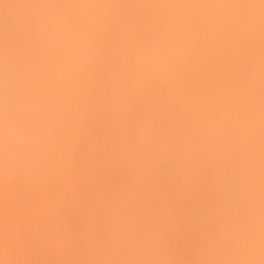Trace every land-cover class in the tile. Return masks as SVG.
Wrapping results in <instances>:
<instances>
[{"label": "rangeland", "instance_id": "obj_1", "mask_svg": "<svg viewBox=\"0 0 264 264\" xmlns=\"http://www.w3.org/2000/svg\"><path fill=\"white\" fill-rule=\"evenodd\" d=\"M4 1V2H3ZM7 1V2H6ZM12 4H14L13 6H15L14 8H13V6L11 5V3H9L8 2V0H0V2L2 3H0L1 5H0V11H2V14H4V15H1V12H0V42L3 44L4 42H6V43H4L5 45H6V48H4L5 47V45L3 44H1L0 46L1 47H3L4 49H6L5 51H4V49L3 48H1L0 47V54H4L2 57V59H4V57L7 55V57H6V59H4L5 61H3L2 59H0V68H1V71H0V81H1V79H4L6 76H9L8 74H6V76L4 75L5 74V69L6 68H4V66H6L7 64H9L10 66L12 65V66H14V65H16V63H17V65L19 66H15V68L14 69H16V72H14V69H12L13 70V76H14V80L16 81H14L15 83H13V85L12 84H10V85H12L11 86V88H10V90L11 91H9L7 94H5L6 96H4L3 97V99L2 98H0V104H1V106H0V115H1V118L2 119H4V117H2L3 115L5 116V115H7V117H5L6 119H4L5 120V122L3 121V120H1L0 121V126H2V127H0V133H1V138H0V142H2V143H0V152L2 153V154H4V155H2L1 153H0V164H1V162H3L2 164L4 165V163H5V166L4 167H2V166H0V171H1V169H2V171H1V173H2V176L0 175V177H1V182H0V185H2V187L0 186V189L1 190H3V191H1L0 190V202H3V201H1V197H3V195H4V198L6 197L7 198V200H8V197H9V194L11 195L10 197L11 198H13V197H15V199L16 200H14V198H13V201H10L11 199H9L8 201H9V203H8V206H7V204H5L7 201L5 200V199H2V200H4L5 202L4 203H2V205L4 204V206L2 207V206H0V208L1 209H3V212H0L1 214V216H0V264H35V261H34V258H38V259H35V260H37V262H38V260H40V257H41V260L40 261H45V260H47V261H45L47 264H53L54 262H56L55 260H57L58 261V263L57 264H62L63 263V261H65L64 263L65 264H70V263H72V259L74 258L73 256L76 254L75 253V251H74V249H73V240H74V243H75V234H78L79 232H84V230L86 231V233L84 234V239H82V241H84V244L86 243V241H87V243L85 244L86 246H85V248L86 247H90V249H93V250H95L96 249V252H97V250H98V253H99V255H101L102 257L103 256H107L106 257V260H107V262H109L108 264H111L112 262V264H114V263H116V264H121V262H122V260H121V258H123V256L124 255H122V257L120 258V256L118 255V254H114V252L112 251V253H111V251L108 249L107 250V248L105 249L104 248V246L106 245V247H107V245L108 244H106V243H110V245H112L113 243H115V240H117L118 238H120V237H118L117 238V236H123V234H121L119 231H120V229H119V227H115L114 226V224H113V226L115 227V229H113V226L111 227V226H109L108 224H106L105 225V223L104 222H102L101 224H100V222H101V220L99 219V217L98 216H96L95 217V215H97L95 212H93L92 210H90L89 209V204H90V201H89V194H90V192H91V194L93 195V193L92 192H96V191H98L99 190V188L96 190V188H97V181L95 180V179H93L94 177L89 173V171H88V168H86V165H87V163H88V161H89V158L91 159V158H93V161H95L96 159H98V157L100 156V155H102L103 153H108V154H111V156L114 154V155H116V157L113 155L112 157V160L114 159V157H115V160H116V162H115V164H117L116 166H118V164L120 163V165H123V167L122 168H124L125 167V169L126 170H128V172L130 171V169L129 168H131L132 167V170H131V172L133 171V167L134 166H136V164H137V161H138V168L137 167H134V171H135V173H131L130 172V176H132V174H135L134 175V177H130V179H131V182H130V185H132V186H134L133 188L130 186V185H128V188L126 189L127 190V192H128V196L127 197H129V200L128 201H131L129 204H131V208H133L134 207V205H135V210H134V208L133 209H131V208H129V212L127 213V211H126V213L130 216V217H127V215H125L126 213L125 212H122L124 215H125V220H127V219H129V220H127L126 222L128 223V221H130L131 219H133V220H131V222L133 221V223L131 224V227H133L132 225H134V227H133V229L135 228V229H137V228H139L137 231H138V233H136V235L137 234H139V231H141L142 229H143V227H148L151 223H154V222H152L153 220H156V218H157V224H159L158 222H160V225L159 226H165V224H164V222H168V224L170 223V228L169 227H167L166 226V228H167V230L169 229V232H170V234H172V236H171V238L173 237L174 239V241H173V243H174V250L175 251H185V249H184V247H185V243H186V241H187V234H186V232H188V229H189V225L192 223V219H194L195 217L194 216H197V218H199V219H197V218H195L193 221L195 222H199V224H200V226H198L199 224L197 223V226L199 227V229L201 228V230L202 229H204L206 232H208L209 230V228L212 226V224H213V219H215L214 220V222L217 220V221H219V219H221V220H225V219H227V217H226V215L229 217L230 215L233 217V214H236V215H234V216H237V214H240L239 215V217L240 216H243L242 215V212L240 213V210L238 209V208H236V207H238L237 205V203H236V201L238 200V199H240V198H235V197H237V196H234L233 198L234 199H232V198H230V195H228L227 194V192H228V190H229V188H230V185L228 184V187H227V183H225L226 184V186H224L225 184L223 183V182H221V181H218V182H216V184L214 185H212V183H207L206 185H205V183H206V181L208 182V179H206L205 181H204V179L206 178H204V179H202V177H201V175H199L200 177H199V180H196V178L198 177L197 176V172H195V170L196 169H199L200 167L201 168H203L204 167V163H206L207 162V160L208 159H202L203 161H205V162H202V161H200V160H198V162L196 161V160H194L193 158H192V161L194 160V161H196L195 163L194 162H188L187 161V164L189 163V167H188V165L187 164H184V165H182V169H183V171H185L186 170V172H184V174H183V171L181 170V168H179V170L176 168V167H174V165L172 166V161H171V157L169 158V155H168V153H166V150H167V148L166 147H168V146H171V143L173 142V138H174V136L176 135L177 136V134H178V132L177 131H179V128H178V130L177 131H175L174 133H176L177 132V134H174V135H172V130L171 131H169V130H167V129H170V128H167L166 130L168 131L167 133L165 132L166 130H165V128L164 127H166V122H168L167 120H168V118L167 119H165V117L167 116V113H166V115L164 116L163 114L165 113V111L166 110H168V108H169V110H171L170 108V105L167 103V105H163L165 102H163L162 100H160L161 98L159 97V96H161V94H160V92L159 91H161L160 90V88H161V86L160 85H162V84H159V81L157 82L156 81V79L158 80V78H160L161 77V75H163L164 73H162L161 75L160 74H157V75H159L160 77H157L156 79H155V77H156V75H155V73H157V72H155L156 70H155V68H158V67H155V68H153V66L152 65H149V63L147 62V61H145V60H143V59H141V62L140 61H137V62H135L136 60H138L137 59V54H139V53H141V52H143L142 51V48L144 49V52H149V51H146V47L148 48L147 50H151L152 49V51H156V53H161L160 55H162V57H163V59H165V60H162L164 63H166V64H169V65H173V71H172V74H173V78H178V79H176V80H179V81H181V86L180 87H177V88H179V89H177L176 88V91H173L172 92V90H171V93L170 94H172V97L174 96V97H177L178 96V93H180V94H185L186 92H187V90H188V92H190L189 90V88H191V86H192V88H191V91L194 89V86L196 87V89L198 88V86H199V84L201 83V84H203L202 82H199L200 81V78H201V80H205V82H207L208 80H209V82H208V84L209 83H211V84H215V86H217L216 84H217V82H220V81H222V79H223V81H225V80H227V79H229V80H227L226 81V83H227V85L229 84V82H230V80L232 81V83H234V84H232L231 82V84H229V86L231 85V86H233V85H235V87H237V86H240V87H247L249 84V86L247 87V89H250V86L252 85V83L254 84V87L257 85L256 83H260V82H258L259 81V75L261 74V73H259L258 74V72L257 71H253V69H252V67H251V65L253 66V68H254V70L256 69H258L259 67H260V65L262 66V68L260 67V69L258 70L259 72H260V70L261 69H263V64H259L262 60L264 61V58H263V56L264 55H262V56H260V51L258 52V49H259V47L258 46H261V45H263V44H261V42H260V40H259V37L261 38V36L262 37H264V28L263 27H258V29H251V30H249L250 32H248V31H246V32H244L241 36L242 37H240L239 39H238V41L237 40H234V38H232L231 36H233V32H231L230 31V28H227L226 26H227V23H229L228 24V26L230 25L231 26V22H232V18H234L232 15H236V14H238V12L236 13L235 11H238L239 10V8H238V6H237V8H236V6H228L229 8H227V6H226V8L223 6V7H221V5H220V3L217 1V0H214L216 3H214L212 0H184V2L187 4L186 6H185V3L184 2H181L182 0H164L163 2H161V5H160V1H162V0H159L158 1V5H157V0H151V4L154 2V5H155V7L157 6V7H159V6H161V7H163L164 8V6L163 5H165L166 6V4L168 3V5L167 6H172L173 4L175 5V4H177V2H178V4H179V9H177L178 11H180V8H182L181 10L182 11H180V12H178V13H180L182 16L183 15H187L186 17L188 18L187 19V21H189L188 23L186 22V25L188 26V29H187V26H185L186 28H185V30L183 31V30H179V29H177V31H175V33L173 32H169L170 31V29H167L166 31H164V33H166V34H164L163 33V39L162 40H155V41H152L151 39H153V37H152V33H149L148 32V34H147V32L146 31H148L149 30V27H145V31H143V29H140L139 28V33H137L138 31V29H136V30H133L132 28V30L130 29L129 30V28L131 27V25L129 24L130 22H128L129 21V19H132V17H131V15H132V12L130 11L133 7L135 8V10H138L137 8H139V9H141L140 7L141 6H145L147 3V1L146 0H120V2H119V0H80V1H78V0H57V1H59V2H56V0H31L30 1V3H29V0H9ZM17 1V2H16ZM20 1V2H19ZM34 1L35 2H38V4L36 5V3H34ZM40 1H41V3H40ZM104 1V2H103ZM109 1L111 2V5H109L110 3H109ZM122 1V2H121ZM130 1H133V2H130ZM140 1H146V2H144V3H146V4H142L143 2H141V4H140ZM153 1V2H152ZM166 1V2H165ZM194 2L193 3V5H192V2ZM209 1L211 2V4L209 3ZM220 1V0H219ZM14 2V3H13ZM15 2H16V4H15ZM32 2H33V4H32ZM52 2V3H51ZM75 2V3H74ZM81 2V3H80ZM86 2V3H85ZM88 2H89V5H88ZM91 2V3H90ZM108 2V4H106ZM129 2V3H128ZM138 2V3H137ZM174 2V3H173ZM189 2L191 3V4H189ZM209 3V6L207 5V3ZM7 3V5H5ZM19 3V4H18ZM21 3V4H20ZM47 3V4H46ZM58 3V4H57ZM62 3V4H61ZM84 3V4H83ZM122 3V5H120V4ZM125 3H126V5H125ZM132 3V4H131ZM163 3V4H162ZM172 3V4H171ZM200 3H201V5H200ZM206 4V6L209 8H207L206 6L204 7L203 6V4ZM4 4V5H3ZM19 6H18V5ZM30 4V6H28ZM32 4V5H31ZM46 4V5H45ZM61 4V5H60ZM79 6H78V5ZM90 4H92V6H90ZM114 4V5H113ZM148 4L150 5V2L148 1ZM183 4V5H182ZM204 4V5H205ZM213 4H216V5H214L213 6ZM9 5H11V6H9ZM23 5V6H22ZM41 5V6H40ZM55 5H56V8L54 9V7H55ZM66 7H65V6ZM134 5V6H133ZM137 7H136V6ZM140 7H139V6ZM173 5V6H174ZM195 5H197V6H195ZM223 5H225V4H223ZM16 6L18 7L17 9H15L16 8ZM21 6V7H20ZM31 6H35V7H31ZM37 6V7H36ZM54 6V7H53ZM60 6V7H59ZM63 6V7H62ZM81 6V7H80ZM107 6V7H106ZM108 6H110V7H108ZM118 6V7H117ZM120 6H121V8H120ZM131 6V7H130ZM151 6H153V4L151 5ZM169 6V8L171 9V10H173L172 9V7H170ZM176 6V5H175ZM176 6V7H177ZM200 6V7H199ZM202 6V7H201ZM219 6L221 7V9L219 8ZM2 7H4V8H2ZM6 7H11L12 9V11H11V13L9 12L8 14H6V13H3V12H7V9L9 10V8H7L6 9ZM28 7L30 8V9H28ZM43 9L44 7V12H43V10L41 9V8ZM47 7H49V8H47ZM59 7V8H58ZM89 7V8H88ZM93 7V8H92ZM99 7V8H98ZM114 7H117V8H115L114 9ZM123 7V8H122ZM177 7V8H178ZM187 7V8H186ZM192 7V8H191ZM213 7V8H212ZM20 8V9H19ZM31 8H33V10L31 9ZM39 8H40V10H39ZM52 8V9H51ZM106 8V9H105ZM187 10H186V9ZM188 8L190 9H192V11H191V9L190 10H188ZM193 8H198L199 10H194ZM202 8H204V9H202ZM211 8H212V11L213 12H215L214 14L216 15H218V16H214V14H212L211 15ZM215 8H217L216 10H215ZM233 10H232V9ZM4 9V10H3ZM5 9H6V11H5ZM14 9V10H13ZM23 9V10H22ZM29 10V12H27L28 10ZM46 9H47V12H45L46 11ZM49 9H51L52 10V12H53V14L50 12L51 10H49ZM54 9V10H53ZM66 9V10H65ZM72 9V10H71ZM85 9V10H84ZM96 10V12H95V10ZM99 9H100V11H99ZM105 9V10H104ZM120 9V10H119ZM123 9V10H122ZM165 9V8H164ZM164 9H158L157 8V10H155V9H152L151 8V10H147V12H143V13H145V15H144V17H145V19H147L148 21H149V24H150V22L154 19L155 20V18H157V19H159L160 21H162V20H164V18L165 19H168V20H166V21H171V20H173V22L174 21H176L175 19H172V18H176L177 19V15H175L174 14V16H169V15H167L168 14V9L166 10V12L167 13H165V11H164ZM220 9V11H218V13H216L217 12V10H219ZM234 9H236V10H234ZM16 10L18 11L19 10V13H21V14H19V16H21V17H24V18H26V19H24V18H20V17H18V12L16 13ZM30 10H32V11H30ZM39 10V11H38ZM49 10V11H48ZM56 10V11H55ZM58 10H60V12L58 11ZM62 10H64V12H65V14H64V12L62 11ZM94 10V11H93ZM98 10V11H97ZM106 10H111V12H109L110 13V16L111 17H113L112 15H114V18H116L117 20L119 19H121V21L123 20V22L125 21V19L127 20L128 19V17L127 16H129L130 18L126 21V22H124L123 23V29H121L120 28V26L122 25V22H119V20L118 21H115L116 19H114L113 18V20L114 21H112V18L109 20L108 18L110 17L108 14H106V13H108V12H105ZM113 10H114V13H113ZM152 10H155V11H153L156 15H158V17L157 16H154V14L152 13ZM158 10H160V13L161 14H158L159 13V11ZM176 10V9H175ZM176 10V11H177ZM183 10H185V12L183 11ZM195 11V13H196V15L199 13V12H197V11H200V13L196 16L195 14L194 15H192L193 13H194V11ZM203 10V11H202ZM204 10H206V11H204ZM224 12H223V11ZM225 10L226 11H228V13L227 12H225ZM231 10V11H230ZM15 11V14H17V16L16 15H13V16H11L12 14H13V12ZM22 11H25V12H22ZM55 11V12H54ZM80 11V12H79ZM102 11V12H101ZM104 11V12H103ZM130 11V13L129 14H131V15H128V12ZM142 11V10H141ZM188 11H190V12H188ZM208 11H210V12H208ZM29 13V14H27V13ZM31 12H33L34 14V16L33 15H31L32 13ZM58 12V13H57ZM90 12V13H89ZM157 12V13H156ZM173 12V11H172ZM187 12V14H185ZM230 12V13H229ZM232 12H235V13H233L232 14ZM23 13H26V14H23ZM37 13V14H36ZM56 13V14H55ZM101 13H103V14H101ZM111 13H113V14H111ZM118 13V14H117ZM148 13V14H147ZM150 13V14H149ZM163 13V14H162ZM188 13L191 15V17L188 15ZM5 14H6V16H5ZM10 14V15H9ZM38 14H40V15H38ZM43 14H45V15H43ZM52 14V15H51ZM58 14V15H57ZM59 14H61V15H59ZM70 14V15H69ZM84 14V15H83ZM90 14V15H89ZM99 14H101V15H99ZM125 14V15H124ZM126 14H127V16H126ZM153 14V15H152ZM167 16H166V15ZM206 14V15H205ZM221 14V15H220ZM226 14V15H225ZM228 14H231V16L230 15H228ZM25 15V16H24ZM31 15V16H30ZM55 17H54V16ZM65 15V16H64ZM92 15V16H91ZM94 15H96V17H100V20L98 19V20H95L96 18H95V16ZM109 16L108 18H107V16ZM122 15H124V16H122ZM143 15V14H142ZM161 17H160V16ZM165 15V16H164ZM5 16V17H4ZM9 16H11V18H13L14 20L15 19H20V21L19 20H17L18 21V23L16 22V24H18V27H17V25H15V23L13 22L14 20H10L11 18L9 17ZM37 16H40L39 18H33V17H37ZM58 17V19H60V17H61V19H60V21H58V19H55V18H57ZM70 16V17H69ZM90 18H89V17ZM119 16V17H118ZM121 16V17H120ZM153 16V17H152ZM164 16V17H163ZM176 16V17H175ZM182 16H179V17H182ZM211 16H213L214 18H209V17H211ZM223 18H222V17ZM225 16V17H224ZM228 16H229V18L230 17H232V18H230V22H229V18H228ZM6 17H9V19L7 20V18ZM15 17H17V18H15ZM30 17V18H29ZM43 17H45V18H43ZM68 17V18H67ZM72 17V18H71ZM86 17V18H85ZM98 17V18H99ZM107 19H106V18ZM118 17V18H117ZM151 17H152V19H151ZM168 17V18H167ZM192 17L193 18H195V19H192ZM197 17H199V18H197ZM4 18H6V19H4ZM63 18H64V20H63ZM77 18V19H76ZM91 18H93V19H91ZM102 18V19H101ZM104 18V19H103ZM150 18V19H149ZM161 18H163L162 20H161ZM203 18H206L207 20H203ZM218 18H220V19H218ZM226 18H228L227 19V23H226ZM21 19H23V21H24V23L22 24V23H19V22H23ZM27 19H28V21L30 20V21H32V22H34V20L36 21L35 23H33V25L35 24L37 27H33V25H32V23H28L27 22ZM34 19V20H33ZM39 19V20H38ZM72 19V20H71ZM79 19V20H78ZM197 19V20H196ZM213 19V20H212ZM38 20V21H37ZM57 20V21H56ZM63 20V22H64V24H63V22L62 23H59V22H61ZM68 20V21H67ZM81 20V21H80ZM90 20V21H89ZM105 22H107V21H109V23L111 24V27H110V25H109V23L107 22V26H106V22H105V24L103 23V21ZM179 20V19H178ZM190 20H193V21H190ZM201 22H200V21ZM218 20V21H217ZM220 20H223L222 22H219ZM9 21H11V22H9ZM16 21V20H15ZM71 21V22H70ZM85 21V23L83 24V22ZM87 21H88V23H87ZM95 21H96V23H95ZM97 21H99V23L97 22ZM130 21H132V20H130ZM204 21H205V23H204ZM214 21V22H213ZM8 22V23H7ZM13 22V23H12ZM39 22V23H38ZM41 22L43 23V24H45V25H43V27H42V25H41ZM44 22H46V23H44ZM56 22H57V24H56ZM71 24H70V23ZM116 22V23H115ZM118 22L120 23V24H118ZM127 22H128V24H129V28H128V24H127ZM172 22V21H171ZM203 22V23H202ZM211 23V26L210 25H208V23ZM219 22V23H218ZM224 22V25L223 24H221V23H223ZM234 22V21H233ZM11 23H12V25H11ZM156 23H158V22H156ZM194 23V24H193ZM197 23V24H196ZM200 25H199V24ZM209 23V24H210ZM9 24V25H8ZM24 24H26V25H24ZM30 25L31 27H28V25ZM65 24H67L66 26H65ZM70 26H69V25ZM81 24V25H80ZM85 24H86V26H85ZM103 24V25H102ZM117 26V27H119V28H116L115 27V25ZM118 24V25H117ZM132 24V23H131ZM192 24V25H191ZM209 26V27H205V26H207V25ZM214 24H216V26L214 25ZM221 24V27L219 26ZM226 24V25H225ZM3 25V26H2ZM41 25V26H40ZM51 25H53V26H55L54 28H53V26H51ZM58 25V26H57ZM73 25H74V27H73ZM78 27H76V26ZM84 25V26H83ZM100 25V26H99ZM101 25H102V27H101ZM120 25V26H119ZM190 25V26H189ZM196 25H198V26H196ZM215 26L214 27V29H213V27L212 26ZM8 26V27H7ZM21 26V27H20ZM26 26H27V28L28 29H30L31 31L33 30V32L31 33V31H29L27 28H26ZM47 26V27H46ZM49 26H51V27H49ZM61 26V27H60ZM64 26V27H63ZM68 26L71 28H68ZM107 27V29H106V27ZM125 26H126V28H125ZM132 26H134L133 24H132ZM195 26V27H194ZM220 27L221 28V30H220V28H217V27ZM223 26V27H222ZM224 26H225V28H226V30H225V28H224ZM4 27V28H3ZM10 27V28H9ZM15 27V28H14ZM40 27H41V29H40ZM58 29H57V28ZM63 27V28H62ZM81 27V28H80ZM88 27V28H87ZM91 27V28H90ZM198 27V28H197ZM5 28H6V30H5ZM18 28H20V29H18ZM33 28V29H32ZM43 28H44V30H43ZM51 28V29H50ZM76 28V29H75ZM96 28V29H95ZM102 28V29H101ZM116 28V29H115ZM128 28V29H127ZM146 28H148V30H146ZM179 28V27H178ZM189 28L191 29V31L193 30L194 32H191L190 30H189ZM205 28V29H204ZM209 28H210V30H211V32L209 31ZM212 28V29H211ZM215 28H216V30H215ZM14 29V30H13ZM16 29V30H15ZM24 29V30H23ZM28 31H27V30ZM49 29L51 30V33H50V31H49ZM54 31H56V32H54ZM63 31H61V30ZM69 29V30H68ZM73 29V30H72ZM81 29H82V31H81ZM110 29V30H109ZM175 29V30H176ZM187 29V30H186ZM194 29H196L197 30V32H196V30H194ZM203 29V33H205V34H202L201 32H200V30H202ZM227 29H228V31H227ZM231 29H232V26H231ZM10 30H12V31H10ZM20 30V31H19ZM40 30V31H39ZM41 30H43V31H41ZM59 30L62 32V34H61V32H59ZM64 30H65V33L67 34L66 36H65V34L63 35V33H64ZM67 30L69 31V32H67ZM85 30V31H84ZM86 30H89V31H86ZM115 30H116V32H115ZM120 30H121V32H120ZM141 30L143 31V33L141 32ZM164 30H165V27H164ZM182 33V35H181V37H179L180 35H179V31ZM208 30V32H206ZM215 32H214V31ZM3 31H4V33H3ZM8 31H10V32H8ZM13 31H15V32H13ZM26 31V32H25ZM36 31V32H35ZM46 31L48 32V33H46ZM79 31V32H78ZM93 31V32H92ZM97 33H96V32ZM106 31V33H107V35H105V32ZM114 33H112V32ZM126 31H128V33L126 32ZM137 31V32H136ZM186 31V32H185ZM188 31H190V32H188ZM218 31V32H217ZM224 31V32H223ZM230 31V32H229ZM233 31V30H232ZM256 31H259L258 33H257V35H255L256 33ZM6 32V33H5ZM13 32V33H12ZM28 32H29V34L31 35V36H29V34H28ZM75 32H76V34H75ZM82 32H83V34H82ZM100 32V33H99ZM101 32H103L102 34H101ZM111 33L112 35H114V36H112L111 34H108V33ZM119 32L121 33V34H119ZM125 32V33H124ZM130 32H132V34L130 35ZM142 33V35H141V33ZM171 34V36L169 35L168 36V34L169 33ZM176 32H178V34L176 35ZM188 35H190V37L192 38V34H193V38L192 39H188V38H190L189 37V35L188 36H186V37H188L187 39L188 40H185L186 39V37L185 36H183V35H186L185 33ZM210 32V33H209ZM222 32V33H221ZM248 32V33H247ZM7 33H8V35H7ZM9 33H10V35H9ZM39 33H40V36L42 35H45V37L43 36V38H41L40 36H38L39 35ZM44 33V34H43ZM54 34V36H55V38H54V36H53V34ZM92 33V34H91ZM94 33V34H93ZM96 33V34H95ZM99 33V34H98ZM117 33V35L119 36H116L115 34ZM147 34V37H146V34ZM180 33V34H181ZM198 34V35H196V34ZM200 33V34H199ZM206 33L208 34V35H206ZM216 33V34H215ZM218 33V34H217ZM223 33H225V34H223ZM231 33H232V35H231ZM254 33V34H253ZM261 33V34H260ZM4 34V35H3ZM12 34V35H11ZM14 34H15V36H14ZM26 34H28V36L30 37L29 39L28 38H26V37H28V36H26ZM50 34V35H49ZM51 34H52V36H51ZM75 34V35H74ZM82 34V35H81ZM89 34V35H88ZM98 34V35H97ZM104 34V35H103ZM126 34V35H125ZM135 34V35H134ZM139 34H140V36H139ZM151 34V35H150ZM221 34V35H220ZM229 34V35H228ZM261 35V36H258V35ZM16 35H19V37H17ZM22 35V36H21ZM48 35V36H47ZM60 35V36H59ZM74 37V39H73V37ZM79 35H80V37H79ZM86 35V36H85ZM88 35V36H87ZM102 35V36H101ZM122 35V36H121ZM125 35V36H124ZM174 35V36H173ZM201 35V36H200ZM217 36V37H214V36ZM223 35H226V37H228V38H226L225 36L223 37ZM253 35L255 36L253 39H252V37H253ZM21 36V37H20ZM32 36H34L33 38H32ZM36 36V37H35ZM50 36H51V38H50ZM71 38H70V37ZM75 36H77L76 38H75ZM105 36V37H104ZM107 36H109L108 38H107ZM132 36H135V37H132ZM137 36V37H136ZM144 36V37H143ZM150 36H151V39L149 40V38H150ZM173 36V37H172ZM179 38H178V37ZM197 38H196V37ZM210 36V38H211V36H212V38H211V41H210V38H208V37ZM219 36V37H218ZM1 37H3V38H1ZM8 37V38H7ZM23 37H25V39L23 38ZM39 37V38H38ZM63 37H64V39H63ZM79 37V38H78ZM86 37H88V39L86 38ZM89 37H91V39L89 38ZM94 37H95V39H94ZM98 37V38H97ZM100 37H102V38H100ZM113 38L112 39V42H111V38ZM115 37H117V38H115ZM122 38V40H121V38ZM128 37H129V39H128ZM170 37V38H169ZM195 37V38H194ZM198 37H199V40H197L198 39ZM202 37H204L203 39H205L204 41L202 40V39H200V38H202ZM250 37V39L251 40H249L248 38ZM256 37H258V38H256ZM12 38H16L15 40L14 39H12ZM20 38V39H19ZM34 38H36V40L34 39ZM38 38V39H37ZM65 38H70V40H69V43H68V40L66 41V42H64L65 41ZM81 38V39H80ZM138 38H140L141 40L140 41H142L143 42V44H145V46H143V44H141V42L139 41V39ZM143 38V39H142ZM175 38V39H174ZM178 38V39H177ZM225 38V40L223 41V39ZM255 38H256V40H259V42H258V44H257V42L255 41ZM5 39V40H4ZM23 40V42H21L22 40ZM27 39L28 40H30L29 41V43L30 44H32L33 43V40L34 41H37L38 43L37 44H41V43H43V44H41L40 45V47L42 46V45H47L46 46V48H48L49 46H51V48L49 47L48 48V50L45 48V50H44V47L45 46H43L42 48H40V47H37V44H35L36 42H34L33 44H32V46H34V47H32L31 45H29V43H28V41H27ZM49 39V40H48ZM53 39V40H52ZM63 40V41H58V40ZM78 39V41H76V40ZM85 39V40H84ZM97 39H98V41H97ZM145 39V40H144ZM176 41L177 42V40L179 41L180 40V42L182 41V43H184L183 42V40H185V42H189L190 43V41H192L190 44L192 45V48L190 47V49H194V51L195 50H200V49H198V47H199V45H197V44H200V47L199 48H201V50H202V47L203 48H205L203 45H207L208 44V42H210L207 46V48H208V52H209V54H208V57L210 58H207V63L208 64H205V65H207L208 66V68H205V70H206V73H208V74H204V75H206V76H202L201 74H203L204 72H205V70H202L203 68H204V65H201L202 66V68L200 67V65L199 64H201V59H199V58H197V56L196 57H194L193 56V54H192V56L194 57H192V56H189V57H187L186 59H184L185 61H184V63H186L187 64V62H188V64L187 65H185L184 63H183V61H181V63H180V65L183 67L184 65L186 66V67H184V68H182V71L184 72L185 70V74L188 72V74H186L185 75V78L183 77V75H184V73L180 70L181 69V66L179 65V60H182L184 57L183 56H181L179 53L177 54V52L179 51L178 49H177V47H176V50H175V46H177V45H175L176 43L173 41ZM177 39V40H176ZM182 39V40H181ZM195 39H196V42H197V44L194 42L195 41ZM206 39H207V41H206ZM216 39V40H215ZM227 39L229 40H231V42L230 41H227ZM233 39V40H232ZM236 39V38H235ZM244 39V40H243ZM6 40H8V41H6ZM10 40H11V42H10ZM31 40H32V42H31ZM50 40L52 41V42H50ZM79 40H81L80 42H79ZM84 40V41H83ZM108 40V41H107ZM119 40V41H118ZM124 40V41H123ZM127 40V41H126ZM129 40V41H128ZM135 40V42H133ZM137 40V41H136ZM149 40V41H148ZM168 40H170V44H169V47H168ZM200 40H202L203 42H205V44L203 43V42H201ZM214 40V44L212 43V41ZM223 42H221V41ZM240 40V41H239ZM246 40H248L249 42H251V43H246L247 41ZM15 41V42H14ZM41 41V43H39ZM43 41V42H42ZM57 41V42H56ZM72 41V42H71ZM77 43H76V42ZM90 41V42H89ZM100 41V42H99ZM101 41H103V42H101ZM116 41H117V43H116ZM121 41H123V42H121ZM132 41V42H131ZM145 41H147V42H145ZM159 41V42H158ZM173 41V42H172ZM218 41V42H217ZM235 41H237V42H239V43H241V42H243V43H241L240 45H244L245 46V48L247 47V45H248V47L246 48V52L245 51H243V52H245L244 53V55L242 54V56H243V58H242V62L244 63V67H245V69L247 68V66L250 68L249 70L250 71H248V72H250L249 73V78H247L246 76H244L243 75V73H245V71L247 72V70H244V71H242V73L240 72L241 70H238L237 68L235 69L234 68V70H233V68H232V70H233V72L234 71H236V72H232L233 73V75H231V74H229V73H226V71L228 70V72H229V70H231V68L229 69H227L226 67H224V65L226 64H224L223 66H222V59H223V57L224 56H228L227 54H230L231 53V51L234 49V44H235ZM264 41V40H263ZM9 42V43H8ZM16 42L17 43H19V44H16ZM54 42H56V44L54 43ZM59 42H60V45H59ZM61 42H62V44H63V46L61 45ZM70 42H71V44H72V46L73 45H75L76 44V46H74V48L71 46V44H70ZM75 42V43H74ZM107 42V43H106ZM109 42H110V44L113 46H111V45H109ZM127 42V43H126ZM136 42L137 43H139L138 45L139 46H137V44H136ZM145 42V43H144ZM156 42V43H155ZM217 42V43H216ZM225 42V43H224ZM228 42V44L226 45V43ZM230 42V43H229ZM236 42V43H237ZM244 42L246 43V44H244ZM253 42V43H252ZM15 43V47H14V44ZM22 43V44H21ZM24 43V44H23ZM46 43V44H45ZM114 43V44H113ZM130 43V44H129ZM154 43V44H153ZM173 43V44H172ZM178 43V42H177ZM194 45H193V44ZM238 43V44H239ZM259 43L261 44V45H259ZM9 46H11V44H12V46L13 47H7L8 45ZM25 44H27V46H25ZM84 44V45H83ZM116 44H118V45H116ZM159 44V45H158ZM162 44V45H161ZM167 44V45H166ZM178 44H180V43H178ZM189 44V45H190ZM202 44V45H201ZM211 44V45H210ZM221 44V45H220ZM224 44H225V46H224ZM232 44V45H231ZM252 44H253V46H255V47H253L252 46ZM19 45H22V46H20L21 48L22 47H26V48H23V49H21L20 47H17V46H19ZM28 45L30 46L29 48H28ZM35 45H36V47H35ZM52 45L54 46V47H52ZM80 45H82V46H80ZM96 45V46H95ZM103 45V46H102ZM109 45V46H108ZM116 45V46H115ZM121 45V46H120ZM126 45H128V46H126ZM136 45V46H135ZM140 45H142V48L140 47ZM149 45V46H148ZM166 45V47H168V48H170V50L169 51H175L174 53H176L175 55H174V53H168L169 51H168V49H166V47L164 48V46ZM181 45H183V44H181ZM180 45V46H181ZM197 45V46H196ZM230 47H229V46ZM236 45V44H235ZM258 45V46H257ZM60 46V48L58 49V47ZM62 46V47H61ZM66 46V47H65ZM78 46V47H77ZM81 47V49H78V48H80ZM94 46H95V48H94ZM107 46V47H106ZM124 46L126 47V50H125V48H124ZM151 46H154L153 48H151ZM156 46H162L163 47V49L160 51V47H159V49H157L158 47H156ZM172 46H173V48H172ZM195 46V47H194ZM209 46H211V47H209ZM218 46H219V48H218ZM231 46H233V48L231 47ZM243 46V47H244ZM250 46V47H249ZM31 47H32V49H31ZM56 47V48H55ZM63 47H65L64 49H63ZM71 47V48H70ZM99 47V48H98ZM102 47V48H101ZM109 48V50H107V49H105V48ZM112 47V49H110ZM135 48L136 47V50L137 49H139L137 52L133 49V51H135V52H132V50H128V49H132V48ZM138 47V48H137ZM181 47H183V46H181ZM223 47H224V49H223ZM229 47V48H228ZM240 47V46H239ZM251 47H253L254 48V50H253V48H252V50H251ZM258 47V48H257ZM264 47V46H263ZM13 48V49H12ZM33 48L36 50V49H39V50H33ZM57 49V52H56V50L55 49ZM70 48V49H69ZM84 48V49H83ZM113 48H114V50H113ZM115 48H117V49H115ZM141 48V49H140ZM172 48V49H171ZM197 48V49H196ZM210 48V49H209ZM227 48V49H226ZM230 48H232V49H230ZM241 48H242V46H241ZM244 48V49H245ZM3 49V50H2ZM8 49V50H7ZM18 49V51H16V50ZM24 49H25V51H24ZM29 49V50H28ZM65 49H66V51H65ZM68 49V50H67ZM71 49L73 50V51H71ZM86 49V50H85ZM101 49V50H100ZM154 49V50H153ZM206 49V48H205ZM221 49V50H220ZM15 50V51H14ZM19 50H21V53L19 52ZM23 50V51H22ZM31 50V51H30ZM42 50H44V51H42ZM56 52V53H58V56H59V58H58V56L56 55V54H53V53H55L54 51ZM62 50V51H61ZM82 52H81V51ZM83 50H85L84 51V53H83ZM97 50V51H96ZM99 50V51H98ZM106 50V51H105ZM111 50V51H110ZM117 50V51H116ZM120 50V51H119ZM122 50H124V51H122ZM140 50H141V52H140ZM178 50V51H177ZM187 50V49H186ZM200 50V51H201ZM212 50V51H211ZM225 50V51H224ZM228 50V51H227ZM229 50H230V52H229ZM4 51V53H2ZM30 51V53L31 52H33L31 55H33L32 57H31V55L28 53ZM75 51V53L78 55H76L75 53H73ZM79 51H80V54H78L79 53ZM103 51V52H102ZM105 51V52H104ZM128 51V52H127ZM132 52V54H131V52ZM152 51H150V53L152 52ZM160 51V52H159ZM163 51L165 52V51H167V52H165L166 53V55H171V56H168V57H170L171 59H168V57L166 56V55H164L165 53H163ZM171 51V52H172ZM194 51H192V53H194ZM200 51H198V52H200ZM206 51V50H205ZM211 51V52H210ZM224 51V52H223ZM249 51H251V54H249L250 52ZM256 51H257V54H258V56H257V54H256ZM13 52V53H12ZM15 52V53H14ZM42 53V54H44V57H43V55L41 54H39V53ZM44 52V53H43ZM46 52V53H45ZM47 52H48V54H47ZM50 52L52 53L51 55H50ZM67 52V53H66ZM78 52V53H77ZM96 52H98V53H96ZM111 52H112V54H111ZM187 52H190L189 50L187 51ZM196 52V51H195ZM207 52V51H206ZM219 52L221 53V55L219 54ZM223 52V53H222ZM226 52V53H225ZM229 52V53H228ZM233 52H235V51H233ZM232 52V54H234ZM263 52V51H262ZM261 52V53H262ZM6 53V54H5ZM18 53V56H21V54L22 53H27V54H25V56L26 57H24V54H22L23 56V58H25V60H27L29 57H31V60H33V61H30L29 59H28V62L27 61H24L25 63H28V64H34V62H35V64L33 65V67L31 68L30 66H26V65H28V64H26L25 65V63L24 64H22L23 62H22V60H24V59H20V57H18V56H16V54ZM37 53V54H36ZM60 53V54H59ZM64 55H63V54ZM82 53H83V56H81L82 55ZM96 53V54H95ZM100 53V54H99ZM108 53V54H107ZM110 53V54H109ZM122 53H125V55L123 54V55H121ZM128 53H129V55H128ZM136 53V54H135ZM155 53V52H154ZM163 53V54H162ZM168 53V54H167ZM247 53V54H246ZM12 54V55H11ZM15 54V55H14ZM72 54V55H71ZM84 54H86L85 56H84ZM104 54H106V55H104ZM114 54V55H113ZM118 54H119V56H118ZM196 54H197V52H196ZM212 54V55H211ZM235 54H238V51H236V53ZM264 54V53H263ZM11 55V56H10ZM30 55V56H29ZM36 55H37V57H36ZM40 55V56H39ZM46 55V56H45ZM49 55V56H48ZM53 55H55L54 56V58H53ZM69 55V56H68ZM96 55H98V56H96ZM99 55H101V56H99ZM103 55V56H102ZM110 55V56H109ZM112 55V56H111ZM176 56V58L174 57V56ZM178 55H180V56H178ZM190 55H191V52H190ZM211 55V56H210ZM219 55V56H218ZM223 55V56H222ZM1 56H0V58H1ZM15 56V57H14ZM34 56L37 58V60H36V58H34ZM41 58V60H39L40 58ZM51 56V57H50ZM61 56V57H60ZM81 56V57H80ZM106 56H107V58L109 59V60H107V63H106V60L105 59H107L106 58ZM116 56H118V57H116ZM121 56V57H120ZM178 56V57H177ZM199 56V55H198ZM216 56V57H215ZM230 56H232L231 54L229 55V57ZM248 56V57H247ZM251 56V57H250ZM12 57H14V58H12ZM16 57H18L17 59H19V61L20 62H22V63H20L21 64V66L23 67H21L20 65H19V62H18V60L17 59H15ZM70 57H71V59H70ZM74 57V58H73ZM83 57V58H82ZM98 57H99V59H98ZM105 57V58H104ZM135 57V58H134ZM139 59H140V54H139ZM164 57H166V58H164ZM181 57V58H180ZM194 59V60H192V58ZM258 57H260V58H258ZM9 58H11V59H9ZM52 58V59H51ZM104 58V59H103ZM112 58V59H111ZM130 58V59H129ZM172 58H174L176 61L174 62V61H172ZM178 58H179V60H178ZM191 58V59H190ZM211 58H212V61H211ZM247 58V59H246ZM251 60V61H249V59ZM257 58H258V62H257ZM48 61H51V63H49V64H51L50 66H49V64H48V62H47V60ZM55 61H54V60ZM60 59H64L63 60V62H62V64H61V61L62 60H60ZM70 59V60H69ZM73 59V60H72ZM84 59V60H83ZM125 61H124V60ZM131 59H132V61H133V63L135 62V64L134 65H132L133 63H132V61H131ZM173 59V60H174ZM189 59L190 60H192V61H189ZM217 59H218V61H217ZM225 59H226V57H225ZM261 59V60H260ZM43 60H45L44 62H43ZM59 60V61H58ZM67 60V62H68V64L70 65V67H69V65L65 62ZM83 61V63H82V61ZM98 62H97V61ZM110 60H111V65L109 64L110 63ZM135 60V61H134ZM143 60V61H142ZM171 60V61H170ZM198 60H200V61H198ZM224 60V59H223ZM227 60V59H226ZM244 60V61H243ZM246 60H248L247 62H246ZM8 62V63H5V62ZM37 61V62H36ZM38 61H40V63L38 62ZM54 61V62H53ZM56 61H58L57 63H56ZM77 63H79V64H77ZM81 61V62H80ZM93 61V62H92ZM101 61H102V63H101ZM104 61V62H103ZM112 61H114L115 63H113ZM118 63H117V62ZM195 61H198V62H200L199 64H196V65H194L193 63L195 62ZM10 62H12L13 64H11ZM45 62H47L46 64H47V66L44 64V66L43 65H41L42 63H45ZM73 62V63H72ZM95 62L97 63V64H95ZM109 62V63H108ZM130 62V63H129ZM142 62H143V64L146 66V68H144V65L142 64ZM189 62L190 63H192V64H189ZM215 62V63H214ZM220 62V63H219ZM5 63V64H4ZM40 64L41 66H43L44 68H42V70L40 69L41 68V66L40 65H38L39 66V68H36V67H38L36 64ZM59 63V64H58ZM82 63V64H81ZM100 63H101V65H100ZM106 64V65H108V66H106V65H104L103 66V64ZM125 63V64H124ZM129 63V64H128ZM171 63V64H170ZM182 63H183V65H182ZM206 63V62H205ZM217 63H219V65H220V67H218L219 65L217 64ZM249 63H250V65H249ZM252 63V64H251ZM258 63V64H257ZM261 63H264V62H261ZM30 64V65H31ZM57 64V65H56ZM63 65L64 64V66H62L64 69H62V67L59 69V68H57V70H56V66H61V65ZM65 64H67L68 66H65ZM80 64H81V66H80ZM95 66H94V65ZM98 64H99V67L96 69V68H94V67H97L98 66ZM113 64V65H112ZM147 64V65H146ZM214 64H216L215 66H214ZM4 65V66H3ZM52 65H54V68L55 69H53V68H51V66ZM92 65V66H91ZM97 65V66H96ZM126 66V68L127 69H129V71L125 68V67H123V66ZM129 65V66H128ZM138 66V68H137V66ZM140 65V66H139ZM172 65H171V67H172ZM174 65H179V66H175L174 67ZM189 65H191V66H189ZM197 65L201 68V71H199V69L200 68H198L197 67ZM209 65H210V68H209ZM256 65H257V67H256ZM8 66V65H7ZM32 66V65H31ZM45 66H46V68H47V70L49 69L50 71H51V73L49 74V73H47V71L45 70ZM77 66V67H76ZM85 66V68H83ZM117 66H118V68H117ZM120 66V67H119ZM135 69V67L137 68V69H135V71L136 72H138L137 70L139 69L140 70V72H138V73H136L133 69H132V67ZM135 66V67H134ZM155 66V65H154ZM159 66V65H158ZM194 66H196L195 68H194ZM259 66V67H258ZM48 67H50V68H48ZM53 67V66H52ZM66 67V68H65ZM68 67L69 68H71V69H68ZM79 67H80V70H79ZM161 67V66H160ZM159 67V68H160ZM170 67V69H172ZM180 69H179V68ZM187 67L188 68H191V69H187ZM212 67H214V68H216V69H218L219 68V71L218 70H215V72H214V70H213V72H212ZM233 67V66H232ZM11 68L12 67H10L9 69H6V70H8V71H11ZM19 70H18V69ZM28 68H31V69H28ZM34 68H36V69H34ZM74 68L75 69H77L76 71L74 70ZM82 68V69H81ZM94 68V69H93ZM100 68V69H99ZM111 68V69H110ZM115 68V69H114ZM123 68V69H122ZM130 68H131V70H130ZM147 68H149L150 70L148 71V72H151V74H149L148 72H147ZM158 68V69H159ZM175 68V69H174ZM186 68V69H185ZM196 69L197 70V73H195V71L196 70H194V69ZM212 68V69H211ZM53 69V70H52ZM58 69L60 70V72H61V70H63L62 71V73H59V71H58ZM66 69V70H65ZM72 69L74 70V71H72ZM146 69V70H145ZM154 69V70H153ZM177 69V70H176ZM185 69V70H184ZM210 69V70H209ZM225 69H226V71H225ZM3 70V71H2ZM34 70V71H33ZM35 70H36V72H35ZM45 70V71H44ZM48 70V71H49ZM115 70V71H114ZM125 70V71H124ZM160 71H161V68L159 69ZM194 71V73H193V71ZM207 70H209L208 72H207ZM221 70H223V71H221ZM23 71H25L24 73H23ZM30 71V72H29ZM38 71H39V73H38ZM40 71H41V73H40ZM49 71V72H50ZM59 73H57V72ZM91 71H93V72H91ZM108 71V72H107ZM117 71H118V74L119 73H121V71H122V73H123V77L121 78V76H118V74H116L117 73ZM128 73H127V72ZM131 71V72H130ZM143 71V72H142ZM158 71V70H157ZM203 71V72H202ZM217 71H218V73H217ZM251 71H253V72H257V74H258V76H257V74L256 73H253L254 74V76H250V74H251ZM262 72H263V74H264V69L263 70H261ZM19 72H22V73H19ZM36 73L35 74V76H34V74H32V73ZM44 72V73H43ZM54 72H56V73H54ZM74 72V74L72 75V73ZM78 72H80L79 74H78ZM81 72H84V75H83V77H82V79H81V77H79L80 75H82L83 73H81ZM109 72H111V74L112 75H114V74H116L118 77H116V76H112L111 74L109 75ZM126 72V73H125ZM148 74H147V73ZM159 72V71H158ZM176 72V73H175ZM178 72V73H177ZM180 72H181V74H180ZM202 72V73H201ZM240 72V73H239ZM247 72V73H248ZM4 73V74H3ZM7 73V72H6ZM8 73H12V72H8ZM16 73V74H15ZM28 73V74H27ZM54 73V74H53ZM65 73V74H64ZM77 75H79L78 77L81 79H79L77 76H76V74ZM106 73V74H105ZM121 73V74H122ZM143 73H144V75H143ZM161 73V72H160ZM199 73H201V74H199ZM224 73H226L227 74V76H226V74L224 75L223 74V77H222V74ZM237 75H236V74ZM19 76H18V75ZM31 74H32V76H31ZM39 74H40V76H42V79H41V77L39 76ZM48 74H49V76L51 77V74H53V81H51L52 80V77H51V79H50V77L48 76ZM55 74L57 75V77H55ZM61 74H62V76H61ZM68 74H70V75H68ZM99 76H98V75ZM104 74V75H103ZM129 74H131L130 76H128ZM137 74L138 75H140V76H138L137 77ZM154 74V75H153ZM170 74H171V72H170ZM190 74H193V75H195V77L193 76V75H190ZM199 74V75H198ZM217 74H218V76H217ZM239 74V75H238ZM241 74V75H240ZM256 74V75H255ZM15 75H17L18 77H20V78H18V77H16ZM47 75V77H48V79L50 80H48L47 79V77H46V80H48L49 82V86H47V85H45V83L47 82L46 80H45V82L43 83V81H44V77L43 76H46ZM66 75V76H65ZM74 75H75V77H74ZM96 76V78L95 77H92V76ZM103 75V76H102ZM105 75H109V76H112V77H107V76H105ZM120 75V74H119ZM132 75H133V77L135 76V80H133L132 79ZM178 75V76H177ZM209 75V76H208ZM214 77H212V76ZM228 75H229V77H228ZM236 75V77H234ZM252 75V74H251ZM3 76V77H2ZM13 76H11L10 75V77L12 78ZM22 76V77H21ZM38 77V79H36L35 80V78H37ZM58 76H60L59 78H58ZM64 76V80L62 79V77ZM67 76H69V78H70V76H72L71 78H73V80L70 78H68ZM103 78H102V77ZM105 76V77H104ZM171 76L169 75V77L171 78ZM180 76H182V77H180ZM187 76H188V78H187ZM197 76H198V78H199V80H197L198 78H197ZM199 76H202V77H199ZM232 76V77H231ZM243 78H242V77ZM255 76H257V77H255ZM40 77V78H39ZM65 77H67V78H65ZM90 77H91V79H90ZM98 77V78H97ZM100 77V78H99ZM107 77V79L105 80V78ZM120 77V78H119ZM127 77H129V79L127 78ZM147 77V79H145ZM163 77V76H162ZM190 77H194V81H195V79L197 80V82L195 81H193L192 80V84H191V79L192 78H190ZM207 77H209V78H207ZM224 77H226V79L224 78ZM234 77V78H233ZM239 79H238V78ZM246 77V78H245ZM254 77V79H256V78H258V79H256V81L254 80V79H252ZM260 77H263V80H264V75L262 76V75H260ZM21 78H24V79H21ZM33 78V79H32ZM75 78H77V80L75 79ZM95 78V79H94ZM112 78V79H111ZM115 78V79H114ZM127 79L129 82L131 81L132 83H129L130 84V86H131V89H130V87H127L129 84H125V79ZM136 78H140V79H142V81L140 80V82L139 83H134L135 81H137V80H139V79H136ZM153 78V79H152ZM173 78H171V79H173ZM206 78V79H205ZM210 78H212L211 80H210ZM219 78V79H218ZM233 78V79H232ZM236 78V79H235ZM245 78V80H243ZM250 78H251V81H250V83L248 82V80H250ZM5 79H7V78H5ZM18 79V80H17ZM40 79V80H39ZM54 79H58V81H56V80H54ZM59 79H61V80H59ZM67 79V80H66ZM92 79H94V80H92ZM98 79H99V81H98ZM118 79H121V81L120 80H118ZM124 79V80H123ZM144 79V80H143ZM183 79V80H182ZM188 79H190L189 81H188ZM214 79V80H213ZM221 79V80H220ZM235 79V80H234ZM248 79V80H247ZM25 80V81H24ZM34 80V81H33ZM39 80V81H38ZM42 80V83L40 82ZM63 80V81H62ZM65 80H66V82H65ZM69 80H72V82H74L75 80V83H74V86L76 87H73V83H71V81H69ZM91 80V81H90ZM114 80V81H113ZM117 80V81H116ZM127 80H126V83H127ZM133 80V81H132ZM146 80V81H145ZM147 80H148V82H147ZM152 80H153V82H152ZM174 80V79H173ZM186 80V81H185ZM213 80V82H211ZM233 80H234V82H233ZM240 80V81H239ZM252 80H254V81H252ZM262 80V78H260V81ZM13 81V80H12ZM23 81V82H22ZM33 81V82H32ZM35 81H36V83H37V81H38V83L37 84H39V86H41V84H44V85H42V87H39V86H37V88L38 89H40V91H43V88H44V86H45V88H44V92H38V89L37 90H35L36 88V86H35ZM54 81L57 83V82H59V83H57V84H64L63 86L65 87V89L63 88V86H61V85H58L59 86V88H58V92L55 90V88H54V90H53V88H51L52 87V85H55L56 83H54ZM69 81V82H68ZM78 81H80V82H78ZM81 81H82V83H81ZM103 82L102 84H104V85H100V82ZM109 81V82H108ZM111 81V82H110ZM119 81V82H118ZM123 81V82H122ZM144 81L146 82V83H149V85L148 84H144ZM178 81V82H179ZM188 81V82H187ZM229 81V82H228ZM25 82V83H24ZM31 82L32 83H34L33 85L31 84ZM52 84H51V83ZM67 82H68V84H67ZM107 82V83H106ZM117 82V83H116ZM141 82L144 84V85H146V86H144V85H142L141 84ZM195 84H197V85H194V83ZM199 82V83H198ZM205 82H204V84H205ZM241 82H242V84L245 82H248V84L246 83H244L243 84V86H242V84H241ZM255 82V83H254ZM262 82V81H261ZM29 83V84H28ZM76 83H78L79 84V86L76 84ZM95 83H99V84H97V85H95ZM106 83V84H105ZM111 84L112 83V85H110L109 86V88H108V85L109 84ZM121 83V85H119V84ZM161 83V82H160ZM185 83H188V86H185V85H187V84H185ZM23 85V86H21V85ZM57 84L55 85V86H53V87H57ZM90 84H92V85H90ZM115 84H117V85H114ZM135 85V86H133L132 87V85ZM139 84H140V86H141V89L139 90V88H140V86H139ZM154 84V85H153ZM158 84V85H157ZM183 84H184V87H182L183 86ZM219 84V83H218ZM237 84H239V85H237ZM241 84V85H240ZM256 84V85H255ZM264 81H263V83H260L258 86H257V88L259 89V87H260V89L259 90H257V88H256V91L255 90H253V91H255V92H253L252 91V89H251V91L253 92V93H255L253 96H252V98H249L250 100L252 99L253 101H254V99H256L257 98V100L258 101H260V100H262V101H260L259 102V104L260 103H262L263 104V100H264V92H263V89H264ZM17 85V86H16ZM67 85V86H66ZM68 85H70V89L68 88ZM72 85V86H71ZM94 85H95V87L96 86H98L97 88H95L94 87ZM127 85V86H126ZM152 85V86H151ZM227 85H225V87L227 86ZM244 85H246V86H244ZM18 86H20V87H18ZM27 86H28V89H31V90H34V92L33 91H30V90H28L27 89ZM34 88H33V87ZM46 86H47V88H46ZM61 86V87H60ZM91 87V89H89L90 87ZM101 86V87H100ZM118 86V87H117ZM121 86H122V88H121ZM125 86H126V88H125ZM139 86V87H138ZM228 86V87H229ZM32 87V88H31ZM50 87V88H49ZM100 87V88H99ZM104 87V88H103ZM115 87V88H114ZM150 87V88H149ZM160 87V88H159ZM183 89H182V88ZM186 87H188V89L186 90ZM228 87H226V88H228ZM253 87V86H252ZM261 87H263V88H261ZM24 90H23V89ZM26 88V89H25ZM62 88H63V91L65 92H63L62 91ZM72 88H74V89H72ZM79 88L81 89L80 91H79ZM87 88V89H86ZM93 88H94V91H93ZM123 88H124V90H123ZM132 91H130L129 89ZM147 88V89H146ZM156 88H157V90H156ZM14 89H16L15 91H14ZM18 89H21V91H19ZM47 89V90H46ZM50 89V90H49ZM61 89V90H60ZM70 90V91H68V92H70L69 94H68V92L66 91V90ZM77 89V91H75V95L77 96V98H75L74 97V90H76ZM98 89V90H97ZM112 89V90H111ZM119 89H121V90H119ZM136 89H138V90H136ZM199 89H201V88H199ZM17 90H18V92H19V94H18V92H17ZM47 91V94H46V91ZM62 92H60V91ZM72 90V91H71ZM87 90H89L90 91V93H89V91H87ZM120 91V93H119V91ZM126 90V91H125ZM134 90V91H133ZM144 90V91H143ZM145 90H147V91H145ZM155 90H156V92H155ZM175 90V89H174ZM195 90V89H194ZM262 92H261V91ZM37 91V92H36ZM80 93H79V92ZM91 91L92 92H94V93H91ZM105 91V92H104ZM116 91V92H115ZM117 91H118V93H117ZM137 91V92H136ZM141 91H142V94H141ZM149 91V92H148ZM154 91V92H153ZM158 91V92H157ZM251 91H249V93H251ZM260 91V92H259ZM11 92V93H10ZM21 92H23V93H21ZM24 92H26L25 94H24ZM27 92H29L28 94H32V96H28V94H27ZM31 92H33V93H31ZM67 92V93H66ZM88 92V93H87ZM97 92H99V93H97ZM101 92V93H100ZM103 92V93H102ZM122 92H126V94H127V97L129 98L128 100L126 99L127 97H125L126 95H124V93H122ZM127 92H131V93H127ZM138 92H140V94H141V96H139V93ZM151 92H152V94H151ZM176 92H177V94H176ZM256 92H258V93H256ZM10 93V94H9ZM37 93V94H36ZM43 93V94H42ZM58 93V94H57ZM59 93H61L60 94V96H59ZM77 93V94H76ZM114 93H116V94H118V95H115ZM121 93L123 94V95H121ZM148 93L149 94H151V95H148ZM154 93V94H153ZM158 93V94H157ZM27 94V95H26ZM55 94H57V95H55ZM66 94V95H65ZM67 94H68V96H70L68 99H67ZM72 94H73V96H72ZM92 96H91V95ZM93 94L96 96H98V98L99 99H104V100H100L101 102H99V100H97L96 99V97H93ZM107 94H109V96L107 95ZM114 94V95H113ZM120 94V95H119ZM135 94V95H134ZM136 94H138V95H136ZM155 94H157L156 96H155ZM160 94V95H159ZM180 94H179V97H177V98H181L182 97V95L180 96ZM243 94V100L245 101L246 100V95L245 94H247L246 93V91L245 92H243L242 93ZM259 96H258V95ZM17 95H22V96H17ZM46 95V96H45ZM62 95V96H61ZM79 95V96H78ZM87 95H88V97H87ZM101 95H104V98H100V97H103V96H101ZM135 97H134V96ZM146 95V96H145ZM255 95L256 96H258V97H255ZM9 96V97H8ZM16 96V97H15ZM25 96L27 97L26 99L27 100H25ZM36 96V97H35ZM39 96V97H38ZM41 96V97H40ZM100 96V97H99ZM106 96V97H105ZM114 98H113V97ZM116 96V97H115ZM119 96H121V98H119ZM133 98H132V97ZM142 97V99H140V98H138V97ZM146 98H145V97ZM251 97V94H249L248 95V97ZM9 98V100H8V98ZM22 98V99H20V98ZM43 97V98H42ZM58 97H59V101H58ZM60 97H64V98H66V100L64 99V98H62V99H64L63 101H60L61 99H60ZM73 97V99H72V101H69V99H71ZM113 98V100H112V98ZM147 99L146 101H145V99ZM151 97V98H150ZM158 97V98H157ZM163 97V96H162ZM201 97H203L202 96V94H200V98L198 97V99L200 100H203L204 98H206V97H203V98H201ZM15 98V99H14ZM18 98V99H17ZM30 98H32V99H30ZM37 100H36V99ZM40 98V99H39ZM42 98V99H41ZM44 98H46V99H44ZM53 98V99H52ZM56 98H57V100H56ZM87 98H90V100L88 101V99ZM108 98H111L110 100L108 99ZM126 100H125V99ZM136 98V99H135ZM155 98V99H154ZM55 99V101H53ZM106 99V100H105ZM118 99V100H117ZM123 99V100H122ZM163 99V98H162ZM197 99V100H198ZM206 99H208V98H206ZM206 99H204L203 101L205 102V100ZM248 99V100H249ZM8 100V102H12V104L10 105V103L8 104V103H6V101ZM17 100V101H16ZM35 100V101H34ZM42 100L44 101L43 103H42ZM50 100H52V102L50 101ZM75 100V101H74ZM77 100V101H76ZM115 100H116V102H115ZM121 102H120V101ZM126 101V103L128 102L129 103V101H133L132 102V104H125V107H124V104H123V102H125ZM137 100H138V102H137ZM148 100H150V102L148 101ZM163 100H165V99H163ZM168 100V99H167ZM201 100H200V102H201ZM257 100H255V101H257ZM2 101H3V104H4V106H3V104H2ZM21 101V102H20ZM23 101H26V105H25V103L23 104ZM30 101H32V102H30ZM38 101H40V102H38ZM68 101V102H67ZM74 101V107L79 103V107L81 106V108H76L77 110H75V108L73 107V103H71V102H73ZM95 101V102H94ZM97 101V102H96ZM102 101H104V102H102ZM109 101H111V102H109ZM143 101V102H142ZM152 101V102H151ZM162 102V104H160L161 102ZM168 101H170V100H168ZM167 101V102H168ZM202 101V102H203ZM207 101V100H206ZM254 101V102H255ZM18 103V105H19V107H18V105L17 104H15L14 105V110H16V112L14 111V117H13V107H12V105L14 104V103ZM28 102V103H27ZM50 102H51V104H50ZM53 102H55V105H54V103ZM63 102V103H62ZM64 102H66V103H64ZM75 102H78L77 104L75 103ZM113 102V103H112ZM118 102V104H116ZM130 102V103H131ZM142 104H141V103ZM155 102H160L159 104H157V103H155ZM203 102V104H206L207 102H205L204 103ZM249 102H251V101H249ZM40 103V104H39ZM48 103H49V105H48ZM62 103V104H61ZM85 103V104H84ZM95 103H99L100 105L101 104H103V105H101V107H103L104 106V109H106L107 110V113L108 112H111V110L110 109H115L116 111H113L112 110V112L111 113H108L109 115H111V116H115L116 115V118H122V120L121 119H115V117H113L112 118V120H111V117L106 113V111L104 110V109H102V108H99V104H97L96 105V112L95 111H93V110H95V108H94V106H95ZM108 103H109V105H108ZM110 103H111V105H112V108H111V105H110ZM136 103V105L137 106H139V104L141 105V107L140 108H138L137 106H135L134 105V108H133V104H135ZM143 103H147L146 105H147V108L145 107V104H143ZM148 103L151 105H148ZM155 105H154V104ZM196 103H198V101H196ZM247 103V102H246ZM20 104H22V105H20ZM34 104H36V105H34ZM41 104H44L45 106H43V105H41ZM53 104V105H52ZM69 104V105H68ZM70 104H71V106L72 107H70ZM81 104V105H80ZM107 104V105H106ZM114 104L116 105V106H114ZM166 104V103H165ZM199 104V103H198ZM197 104V105H198ZM5 105H6V107H5ZM7 105H9V106H7ZM32 107H30V106ZM34 107H33V106ZM53 106V107H51V106ZM62 105V106H61ZM66 105V106H65ZM87 105V106H86ZM122 106L120 109H119V106ZM127 105V106H126ZM130 105V106H129ZM153 105L156 107V106H161V105H163V106H165L164 108H166L167 107V109H164L163 107H156V110H155V108H152L153 107ZM197 105L195 104V106L197 107ZM19 108H17V107ZM21 106H23V107H21ZM47 106V107H46ZM49 106V107H48ZM64 106V107H63ZM83 106H85L86 108H87V110H85L86 112L84 113L83 111V113L80 111L81 109H85ZM89 106H90V109H89ZM144 106V107H143ZM149 106V107H148ZM169 106V107H168ZM182 107V109L181 108H179V107ZM177 107H178V111L179 112H176L177 110H175V112L177 113V115H176V113H174V115H175V119L176 118H180V116L183 114H185V108H186V105H178ZM199 106V105H198ZM262 106V105H261ZM7 107H8V109H7ZM16 107V108H15ZM25 107V108H24ZM27 107V108H26ZM54 107H57V110H58V112H60V113H58L59 114V116L60 117H56L55 115H53L54 117H52L51 115L53 114L52 112H51V108H53L54 109ZM83 107V108H82ZM107 107V108H106ZM110 107V108H109ZM137 107V108H136ZM176 107V108H177ZM195 107V108H196ZM22 108V110H20ZM34 108V109H33ZM39 108H41V110L39 109ZM42 108H44V109H42ZM66 108H69V110H70V112H69V110L68 109H66ZM71 108H72V111L74 110L75 112H71ZM74 108V109H73ZM118 109V111H120L121 113L119 114V112L117 113V109ZM131 108V109H130ZM142 108V109H141ZM150 108H152V110H153V112H154V110H155V112H154V114H153V112H151L152 110L150 109ZM157 108H158V110H157ZM159 108H161L162 109V111H161V113H160V115L158 114V111H160L159 110ZM191 108H194V104L193 105H191ZM3 109H5V110H3ZM10 109V110H9ZM12 109V110H11ZM24 109L25 110H28V111H24ZM32 109V110H31ZM100 109H102V112L101 111H99ZM121 109H124V110H121ZM148 109V110H147ZM183 109H185V110H183ZM88 110L91 112V113H88ZM105 112H104V111ZM110 110V111H109ZM150 110V111H149ZM4 111V114L3 113H1V112H3ZM12 112V115H11V112ZM19 111V112H18ZM21 111V112H20ZM22 111H24L25 112V114H27L26 116L23 114V112ZM38 111V112H37ZM98 111H99V114L100 113H102V118L100 117H98L96 114L98 113ZM128 111V112H127ZM135 111V112H134ZM139 111V112H138ZM143 111V112H142ZM147 111V113H149L150 114V116H153L152 118H154V117H156V118H154L153 119V121L151 120L152 118L149 116V115H147V116H145V114L146 113H144V112H146ZM181 111H182V113H181ZM8 112H10L9 113V115H8ZM32 112V113H31ZM46 112H49L48 114L46 113ZM51 112V113H50ZM68 112V113H67ZM78 112V113H77ZM80 112V113H79ZM123 112H125L126 113V115H125V113H123ZM130 112V113H129ZM142 112V113H141ZM162 112H164V113H162ZM170 114H168V116L167 117H170L169 115H171L172 113H173V111H172V113L170 112V111H168ZM184 112V113H183ZM7 113V114H6ZM41 113H42V116L43 117H41ZM62 113V114H61ZM77 113V115H75ZM104 113H106V114H104ZM123 113V114H122ZM140 114L141 113V115H138V114ZM144 113V114H143ZM156 113V114H155ZM181 113V115H179L178 116V114H180ZM18 114V115H17ZM29 114V115H28ZM50 114V115H49ZM64 114V115H63ZM70 114V115H69ZM74 116H73V115ZM80 114V115H79ZM83 114H85L86 115V117L88 116L90 119L88 120V117L86 118ZM89 114V115H88ZM98 114V115H99ZM103 114H104V116H103ZM113 114V115H112ZM115 114V115H114ZM122 114V115H121ZM128 114V115H127ZM132 114H133V117H132ZM164 116H162V115ZM30 115L32 116V117H30ZM46 115V116H45ZM72 115V117L70 118V121H71V119H72V122H70V121H68V119H69V117ZM82 115V116H81ZM92 115V116H91ZM95 117H94V116ZM101 115V114H100ZM106 115V116H105ZM157 115H159L160 117H163L162 119H158V117L159 116H157ZM32 118V121L34 122V124H32L33 122L32 121H28L27 119H29L30 120V118ZM78 116L80 117V118H78ZM108 116V117H107ZM118 116V117H117ZM121 116H125V119H126V117H127V121L126 120H123L124 118L123 117H121ZM135 116V117H134ZM140 116H143L142 118H140ZM145 116V117H144ZM177 116V117H176ZM35 117H37V119H35ZM40 117V118H39ZM51 117H52V119L54 120V121H52V119H51ZM66 117V118H65ZM75 117H77V118H75ZM84 117L87 119L86 121H85V119H84ZM91 117H93V118H91ZM184 117V116H183ZM0 118V119H1ZM34 118V119H33ZM44 118H46V119H44ZM63 118V119H62ZM68 118V119H67ZM77 119V120H75V119ZM83 118V119H82ZM104 118L106 119L105 121H107L108 119H110V120H108L107 122H109L108 123V125H107V123L104 121ZM108 118V119H107ZM131 118V119H130ZM134 118H136V119H134ZM144 118H146V120H148V118H150L149 119V121H150V123H149V121L147 122L146 120H144ZM79 119V120H78ZM80 119H82V120H84V121H81L82 122V124H83V126H82V124H81V122H80ZM91 119H93V121L94 122H91L92 120ZM96 119V120H95ZM99 119H101L100 121H98ZM130 119V120H129ZM142 120V122H141V120ZM157 121H156V120ZM174 118H173V120H175ZM181 119H183V118H181ZM18 120V121H17ZM20 120V121H19ZM46 121V122H44V121ZM61 120V121H60ZM63 120V121H62ZM64 120H66V121H64ZM74 120V121H73ZM102 120H103V122H102ZM114 120H116L115 122H114ZM131 120H133V121H135V122H138L137 124L136 123H134V122H131ZM161 120H163V122L166 120V122H164V124H165V126H163V125H160V124H163V122L161 121ZM171 120V119H170ZM7 121H8V123H7ZM12 121H14V123H12ZM18 122V123H16V122ZM35 121H36V123H35ZM39 121H41L40 122V124H39ZM49 121V122H48ZM56 121L58 122V125L56 126ZM77 121V122H76ZM90 123H92L90 126H89V122ZM118 121V122H117ZM122 123H121V122ZM127 122L126 124H128V126L126 125V127H124V125H125V122ZM160 121H161V123H160ZM178 121V119H176V122ZM179 121H182V120H179ZM2 122H4V124L2 125ZM11 122V123H10ZM25 122V123H24ZM28 122H29V124L31 123L32 125H30V127L31 126H33L34 127V129H32V128H29V125H28ZM60 122V123H59ZM63 122V123H62ZM65 122V123H64ZM76 122V124H74ZM145 122H147V123H145ZM152 122V123H151ZM156 122V124H153V123H155ZM173 122V121H172ZM7 123V124H6ZM67 123V124H66ZM69 123V124H68ZM81 125H80V124ZM86 123L88 124V127L86 126ZM96 123V124H95ZM106 123V124H105ZM115 123V124H114ZM117 123L119 124V125H121L120 127H121V131H119L120 130V127H119V125L118 126H116L117 125ZM124 123V124H123ZM131 123H133L134 125H130ZM141 123H143V124H148L147 126L146 125H141ZM158 123V124H157ZM178 123V122H177ZM9 124V125H8ZM26 124H27V126H26ZM38 124V125H37ZM52 124V125H51ZM77 124H79V126H82V128L81 127H79ZM84 124H85V127H84ZM102 124V125H101ZM103 124H105V125H107V128L105 127V125L103 126ZM138 124H140L141 126H139ZM149 124H150V127H149ZM153 124V125H152ZM171 124V122L169 123V125ZM172 124H176L175 123V121H174V123H172ZM181 124V123H180ZM6 125V126H5ZM11 125H12V127H11ZM19 125V126H18ZM35 125V126H34ZM39 127V130H38V127ZM40 125V126H39ZM43 125V126H42ZM49 125H50V127H49ZM62 127H61V126ZM65 125H67V126H65ZM70 125H72V126H70ZM73 125H74V127H73ZM77 125V126H76ZM109 125L111 126H113L114 128H115V130L112 128V131H111V128L109 127ZM138 125V126H137ZM154 125H156V126H154ZM167 125H168V123H167ZM13 126H15V127H13ZM111 126V127H112ZM136 126H137V129H138V132H137V130H136ZM152 126H154L155 127V129H154V127H152ZM160 126H163V127H160ZM174 126V125H173ZM171 127V128H174V127ZM24 127V128H23ZM25 127H26V129H25ZM35 127H36V129H35ZM46 129H49V130H46ZM89 127H90V129H89ZM91 127H94L93 129L91 128ZM102 127H105V129L103 128V129H100V128H102ZM119 128V130H117V128ZM122 127H124V128H126L125 130H124V128L122 129ZM132 127H133V129H132ZM138 127H140V128H138ZM141 127H143V129L141 128ZM144 127H145V129H144ZM170 127V126H169ZM176 127V126H175ZM177 127H178V125H177ZM180 127H181V125H180ZM3 128V129H2ZM13 128V129H12ZM28 128V129H27ZM81 128V129H80ZM83 128H84V130H87V131H83ZM150 128H152V129H150ZM160 128V129H159ZM161 128H163V129H161ZM2 129V130H1ZM6 129V130H5ZM43 130V132L41 133V130ZM73 129H75L76 130V132H75V130H74V133H72V130ZM81 130V131H78V130ZM93 130V132H91L92 130ZM100 130V131H97V130ZM140 129L141 130H143V131H149L150 133H153V134H150L148 131L146 132V133H148V134H150V138H149V135L147 134L146 136L147 137H145V132H142V131H140ZM150 129V130H149ZM154 129V130H153ZM158 129L159 130H161L160 132H158ZM177 129V128H176ZM181 129H183V128H181ZM24 130V131H23ZM26 130V131H25ZM28 130V131H27ZM44 130H46V131H48V133H46V131L44 132ZM53 130V131H52ZM61 130V131H60ZM63 130H65V131H63ZM91 130V131H90ZM102 130V131H101ZM110 130V131H109ZM113 130L116 132L117 131V133H115V132H113ZM126 131V132H124V131ZM128 130H129V132H128ZM155 132H153V131ZM165 130V131H164ZM199 129L197 128L196 129V131L195 132H198L199 133V131H198ZM14 131V132H13ZM34 133H33V132ZM37 131H38V133H37ZM40 131V132H39ZM50 131V132H49ZM63 131V132H62ZM104 131V132H103ZM119 131V132H118ZM182 131H184V129L182 130ZM180 132L179 131V133H182L183 134V132ZM4 132H5V134H4ZM10 132V133H9ZM13 132V133H12ZM24 132H25V134H24ZM51 132H53V134H55L54 136L56 137H54V136H50V135H52V133ZM69 132V133H68ZM78 132H80L81 134H78ZM86 132V133H85ZM89 132V133H88ZM111 132H113V133H111ZM125 133V135H126V133H128L129 135H126V137H125V135H124V133ZM133 132H134V134H133ZM137 132V135L138 134H143L142 136L143 137H145V140L147 141H145L144 139H142V136L140 137V135H139V137H140V139L138 138V143H139V141H140V144H137V141H134L133 142V138H135L136 136H135V133ZM140 132V133H139ZM156 132H157V134H156ZM169 132H170V134H169ZM9 133V134H8ZM26 133H28V134H26ZM39 133H41V134H39ZM44 133V134H43ZM65 133V134H64ZM76 133V134H75ZM83 133H85V136H84V134ZM92 133H95V135H93L92 137H90V138H88V135L89 136H91V134ZM101 133V134H100ZM104 133L106 134V137H105V135H104ZM118 133L120 134V136H118V139L116 140H114V136H113V134H115L116 135V137L115 138H117V135H118ZM132 134V136L133 137H131V139H130V135ZM163 133H165L166 135L164 136V134ZM4 134V135H3ZM18 134H19V136H18ZM22 134V135H21ZM46 134H48V135H46ZM66 134H68L69 135V137H68V135H66ZM78 134V135H77ZM99 134V135H98ZM158 134H159V136H158ZM161 134V135H160ZM163 134V135H162ZM10 135V136H9ZM29 135H32V136H29ZM34 135H36L35 137H34ZM43 135H45V137L43 136ZM73 135H77L76 137L75 136H73ZM81 135H83V137L81 138ZM101 135V136H100ZM123 135V136H122ZM156 135V136H155ZM170 136V138H171V135H172V138L170 139V142L171 143H168L169 142V136ZM179 135V134H178ZM185 134H183L182 135V137L180 138L179 136H177V138L178 139H182L183 138V136H184ZM9 136V137H8ZM154 136H155V139L154 140H152L153 138H154ZM161 136V137H160ZM181 136V135H180ZM6 137H8V138H6ZM13 139H11V138ZM29 137V138H28ZM32 137V138H31ZM40 138V141H41V139L42 140H45L44 141V143L42 142V144L43 145H45V146H43L42 144H41V142L39 141V138ZM44 137V138H43ZM52 137H53V139H52ZM64 139H63V138ZM72 137V138H71ZM78 137H80V138H78ZM104 138L106 141H107V143H108V145L109 146H111V147H109L108 145H106L105 143L106 142H104L105 140L104 139H102V138ZM156 137H158V138H156ZM3 138H5V139H3ZM24 138V139H23ZM27 138V139H26ZM31 138V139H30ZM47 138V139H46ZM66 138V139H65ZM69 139V141H70V143L68 142V139ZM71 138V139H70ZM86 138V140H84ZM88 138V139H87ZM92 138V140L94 139V140H96L97 139V141L99 140L100 141V145H101V143H102V145H103V147H104V149H103V147H102V145H101V148L103 149V151H102V149L99 147L100 145H98L97 144V146H96V144H94V143H99V141L97 142H93L92 140H90ZM107 138V139H106ZM126 138V139H125ZM147 138V139H146ZM162 138V139H161ZM165 138H167V139H165ZM176 138V139H177ZM3 139V140H2ZM33 139V140H32ZM34 139H35V141L38 143V142H40V143H36L35 141H34ZM49 139V140H48ZM54 139H55V141H54ZM73 139V140H72ZM74 139H75V141H74ZM121 141H123V142H121ZM133 139V140H132ZM148 139L149 140H152L151 142L152 143H154V141H155V143H156V141H157V144H159L160 142H162L161 144L164 146L165 145V148H163V146L161 145V144H159V145H157V144H155V146H156V148L158 147L159 148V146H160V152L157 150V149H155L154 151H155V155L157 156H155V155H152V153L154 154V151H153V149L155 148V146H152L153 144L152 143H150V141H148ZM161 141H160V140ZM167 140V141H165V143L167 142L168 144V146L164 143L163 144V141L164 140ZM184 139V141H186L187 140V137H184L183 138ZM12 142H11V141ZM15 140H18V142L17 141H15ZM23 142H22V141ZM31 140V141H30ZM51 140V141H50ZM61 140V141H60ZM62 140H64V142L62 141ZM65 140L67 141L66 142V144H68V145H64V143H65ZM89 140V141H88ZM101 140H104V141H101ZM126 140V141H125ZM26 143H25V142ZM48 141H49V144H48ZM72 141V142H71ZM75 143H77L76 144V146H75V144H74V142ZM76 141H78V142H80V143H78V142H76ZM83 141V142H82ZM115 141H117L116 143L118 144V145H116L115 144ZM133 143H132V142ZM5 142H7V143H5ZM9 142V143H8ZM14 142V143H13ZM17 142V143H16ZM29 142V143H28ZM35 142V144H33ZM46 142H47V145L49 146V152H51L50 154L51 155H53L52 157H51V155H49V153L47 152V149L46 148H48V146L46 145ZM53 142V143H52ZM56 142V143H55ZM82 142V143H81ZM86 142H88V143H86ZM121 142V143H120ZM129 142V143H128ZM135 142H136V144H135ZM175 142L176 143H178L179 141L178 140H175ZM181 142H183V141H180V143ZM216 142H218V140H213V142L212 143H216ZM58 143H59V145H60V143H61V145L60 146H57L58 145ZM63 143V144H62ZM93 143V144H92ZM124 144V145H126V146H124V145H122L121 146V144ZM142 143V144H141ZM143 143H147L146 145H144ZM150 144V146H152L153 148H151L150 146H149V144ZM176 143L174 144V145H176ZM7 145L9 148H10V151H11V148H12V150L15 152H13V151H11V153H10V151H9V148L8 147H4V145ZM10 144H12V146H10ZM22 144V145H21ZM25 144V145H24ZM28 146H27V145ZM33 144V145H32ZM54 144V145H53ZM81 144H83L82 146H80ZM90 144V145H89ZM120 144V145H119ZM128 144H131V146H132V144H133V146H132V149H131V146L130 145H128ZM170 144V145H169ZM172 144V145H173ZM2 145H3V147H2ZM24 145V146H23ZM31 145V146H30ZM39 145V146H38ZM62 145H63V147H62ZM94 145V146H93ZM130 147V149L128 148V146ZM139 145H141V146H139ZM146 147L147 145L149 146V148H151L150 150H152V151H149V148H148V151H144L143 150V148L144 149H146L144 146ZM35 147V150H34V147ZM37 146V147H36ZM47 146V147H46ZM52 146V147H51ZM54 146H57V148L55 149V147ZM64 146H66L65 148H67V149H65L64 148ZM78 146L81 148H78ZM84 146V147H83ZM121 146V149L124 151H122L121 149H119V147ZM138 146L140 147V148H138ZM161 146H162V148H161ZM28 147H30V148H28ZM32 147H33V149H32ZM40 147H41V149H40ZM61 147V148H60ZM76 147V148H75ZM101 149H99V148ZM108 147V148H111L110 150L112 151V149L114 150V152L112 151H109L108 152V148L106 149V148ZM123 147L125 148V149H123ZM135 147H137V149H139L138 150V152L136 151V150H134V152L133 151H131V150H133V149H135ZM3 148L5 149V150H7V151H2L3 150ZM8 148V149H7ZM39 150H38V149ZM43 148H45V150H46V152H45V150L43 149ZM52 150H51V149ZM58 148H60L59 150H58V152H57V149ZM62 148H64V149H62ZM77 148H78V150H77ZM129 149L131 152L129 153V151L127 152V150L126 149ZM169 148V147H168ZM25 149H27L26 151H25ZM28 149H29V151H28ZM30 149H32V150H30ZM84 149V150H83ZM117 149H118V151H117ZM165 151H164V150ZM24 150V151H23ZM38 150V151H37ZM54 150V151H53ZM68 150V152L67 153H65L66 151ZM75 150L77 151V153L75 152ZM81 150H82V154L84 153V154H86V155H84L83 154V157L81 158V157H79V155L80 156H82V154H81ZM85 150L87 151L86 153H85ZM105 150V151H104ZM107 150V151H106ZM119 150H121L120 152H119ZM141 150H143V151H141ZM159 152V154L161 155H159V154H157V151ZM161 150H163V152L161 151ZM28 151V152H27ZM31 151V152H30ZM32 151H33V153L35 154V152H36V154L34 155V154H32ZM39 151H41V153L39 152ZM60 151H61V153H60ZM62 151H64V154H63V152ZM140 151V152H139ZM24 152V153H23ZM39 152V153H38ZM44 154H43V153ZM70 152H71V154H70ZM72 152H75L74 154L72 153ZM78 152H79V155H78ZM121 152H123L124 154H122ZM129 153V155H127V153ZM134 153V157H136V160H135V158H133V156H131V159H132V161H131V159H130V155L131 154H133ZM137 154H136V153ZM148 152H151V153H148ZM8 153H10V154H8ZM20 155H19V154ZM23 153V154H22ZM29 153H31V154H29ZM37 153H38V155H37ZM88 153H89V157H87L88 156ZM97 153H98V155H97ZM140 153H142L141 155H140ZM162 153V154H161ZM15 154V155H14ZM25 155V157L24 156H22V155ZM26 154H27V159H25L26 158ZM43 154V155H42ZM48 154V155H47ZM58 154V156H56ZM61 154L63 155V156H61ZM70 154V155H69ZM77 155L76 157H74L73 155ZM120 154V155H119ZM121 154H122V156H121ZM165 154H166V158H165ZM7 155V156H6ZM11 155V156H10ZM17 155V156H16ZM19 155V156H18ZM31 155H33V156H31ZM42 155V156H41ZM55 155V156H54ZM65 155L67 156V157H65ZM136 155V156H135ZM142 155H143V157H142ZM145 155H147L148 157H146ZM152 155V156H151ZM159 155V156H158ZM163 155H164V157H163ZM3 156H4V158L6 159V157H7V159H6V161L3 159V161H1V157L3 158ZM9 156V157H8ZM15 156V157H14ZM28 156H29V158H28ZM31 156V157H30ZM35 156V157H34ZM37 156V157H36ZM47 157V158H45V160H44V157ZM51 157V160H53V161H51L50 160V157ZM70 156V159L68 158ZM85 156V157H84ZM125 158H124V157ZM129 157V159H128V157ZM144 156H145V158H144ZM21 158V157H24L23 159H17V158ZM35 159H34V158ZM42 159H41V158ZM56 157H58V159H60V161L56 158ZM61 157V158H60ZM73 157V158H72ZM77 157H79L78 159H79V162H78V159L76 160L77 161V164H73V162H72V159L74 160V162L76 163V161H75V158H77ZM87 157V158H86ZM95 157H96V159H95ZM149 157L150 158H152L151 160L153 161V162H151L150 161V163H149ZM161 157H162V159H161ZM31 158H32V160H33V162H32V160H31ZM38 158H39V160H38ZM62 158H65V159H63V161H61L62 160ZM87 160V162L84 160ZM117 158V159H116ZM121 158H123V161H122V159ZM138 158V159H137ZM142 158V159H141ZM158 158H160V159H158ZM169 158V159H168ZM196 158V157H195ZM48 159V162L46 161ZM58 161H57V160ZM68 159V160H67ZM81 159V160H80ZM84 160V163H83V160ZM127 159V160H126ZM145 159H149L148 161L147 160H145ZM154 159H156V161H158V162H155V160ZM197 159V158H196ZM199 159V158H198ZM201 159V158H200ZM16 160H18L19 161V163H23L22 164V166H21V164H19V163H17L16 162ZM25 160L26 161H28V163L27 162H25ZM55 160V161H54ZM64 160H66L67 162H65L64 163ZM71 160V161H70ZM126 160V161H125ZM129 160L131 161V162H129ZM140 160V161H139ZM161 160V161H160ZM164 160H166V161H164ZM190 160V159H189ZM20 161H22V162H20ZM25 163H24V162ZM70 161V163H71V167L72 168H74V172H73V170H70L71 169V167L69 166V168L70 169H68V166L67 165H70L68 162ZM114 161V160H113ZM125 161V162H124ZM128 161V162H127ZM135 161H136V164H133V163H135ZM144 161V162H143ZM148 163H147V162ZM169 161H170V163H169ZM201 163H200V162ZM39 162V163H38ZM43 162H44V165H43ZM46 162V163H45ZM59 162V163H58ZM62 162V163H61ZM119 162V163H118ZM124 162V163H123ZM164 162H167L166 164L164 163ZM8 163V164H7ZM17 163V164H16ZM26 163H27V165H28V168H27V165H26ZM40 163H41V165H40ZM51 163L52 164H54V163H57L56 165L54 164V166H53V168H52V165H51ZM68 163V164H67ZM81 163H83V165L81 164ZM90 163V162H89ZM122 163V164H121ZM125 163H127L128 165H129V163H130V167H128V165L127 164H125ZM140 163V164H139ZM144 163H147V164H144ZM200 163V164H199ZM6 164L7 165H9V166H12V167H10L11 169H9V166H7L6 167ZM15 164V165H14ZM48 164V165H47ZM50 164V165H49ZM59 164V165H58ZM67 164V165H66ZM80 164V165H79ZM132 164H133V166H132ZM142 164V165H141ZM149 164L150 165H153L154 166V168L153 167H149ZM169 164V165H168ZM170 164H171V166H170ZM190 164L191 165H193V167H191L190 166ZM195 164V165H194ZM197 164V165H196ZM198 164H199V166H198ZM207 164V163H206ZM17 165V167H15ZM19 165H20V168H18L19 167ZM24 165V166H23ZM36 165H37V167L39 166V170H40V173H37V172H39V171H35L34 170V168L36 167ZM44 167H43V166ZM46 165V166H45ZM61 165L63 166L62 168H61ZM75 165H76V167H78V171L76 172L75 170L77 169V168H75ZM81 167V168H83L82 170H81V168H79V166ZM139 165H140V167H139ZM144 165H145V168H143L144 167ZM158 165V166H157ZM160 165V166H159ZM26 166V168H25V170H24V167ZM49 166V167H48ZM57 168H56V167ZM66 166V167H65ZM74 166V167H73ZM87 166H89V164L87 165ZM143 166V167H142ZM147 166V167H146ZM157 168H156V167ZM194 166L196 167V166H198V168L196 167L195 169H194ZM46 167H48V169L46 168ZM161 167H163V168H161ZM178 167V166H177ZM180 167V166H179ZM205 167H206V165H205ZM5 168H6V170H5ZM13 168V169H12ZM22 168H23V170H24V172L22 171ZM46 169V173L44 174V176H47V177H45L46 178V180H48L47 182L50 184V185H48V183L46 182V180L44 181L43 179H41V178H43L44 176H43V173L45 172L44 170ZM155 169L154 171H151V170H153V169ZM160 168H161V171H160ZM165 168H166V170H165ZM185 168H188L189 170H187V169H185ZM15 169H18V170H15ZM36 169V168H35ZM43 169V170H42ZM59 169V170H58ZM60 169H61V171H60ZM63 169V170H62ZM66 169H68V170H66V172L68 173V171L70 170V171H72L71 173L73 174H71L72 176H74L75 175V177L73 178V180H75L74 182L76 183V185L75 184H73L74 182H73V180H72V178H71V175H70V172H69V174H65L66 176H64L63 174L64 173H66L65 172V170ZM138 169V170H137ZM158 169V170H157ZM192 169V170H191ZM10 170H12L11 172H10ZM19 170H21V171H19ZM29 170V171H28ZM33 170L35 171V173L33 172ZM38 170V169H37ZM49 170V171H48ZM52 170L54 171V173L52 172ZM149 170V172H147ZM165 170V171H164ZM169 170V171H168ZM6 171V172H5ZM13 171H15V172H17V171H19V172H17V174H15L18 178H16L15 179V177L13 178V177H11V176H13L14 175V173L15 172H13ZM25 171H27V172H25ZM44 171V172H43ZM63 171V172H62ZM81 171V174H78V172H80ZM139 171V172H138ZM144 171H145V174L147 175H144ZM158 171V172H157ZM159 171H160V173H159ZM162 171H164V172H162ZM175 171L176 172H179L178 173V175H179V178L177 177V178H175V175L177 174V173H175ZM188 171V172H187ZM23 173V176H20V173ZM28 172H29V174H28ZM32 172L34 173V174H32ZM52 173V175H54L55 177H53L52 176V178L54 179H48V177L50 178L51 176H49L51 173ZM76 172V173H75ZM84 172V173H83ZM138 172V173H137ZM140 172L142 173V174H140ZM147 172V173H146ZM151 172H153V176L154 177H158V176H160V174L162 173V175L161 176H164V177H161L162 179H163V181H164V183L166 182L165 181V179H169V177H170V180H167V182L169 181V183H167V184H164L163 183V181H161V178H159L160 180H158V182H160V183H158V186H157V184H154V183H157L156 181V179H158V178H156V179H154L153 178V176H152V173ZM167 172V174H165ZM191 172V173H190ZM197 173V174H195V173ZM0 173V174H1ZM6 173V174H5ZM25 173V174H24ZM27 173V174H26ZM47 173H48V175H47ZM50 173V174H49ZM56 173V174H55ZM58 173V174H57ZM59 173H62V174H60L59 175ZM75 173V174H74ZM149 173V174H148ZM157 173H159V174H157ZM163 173H164V175H163ZM194 174L193 176H191L190 177V175L188 176V174ZM12 174V175H11ZM37 174V175H36ZM85 174V176H83ZM136 174H138V175H136ZM150 174H151V176H150ZM155 174V175H154ZM172 174V175H171ZM26 175V176H25ZM27 175H28V179H29V177H30V180L31 179H33V180H37V179H41V181H43L42 183L43 184H45V183H47V184H45V186L41 183V181L39 182V180H38V183H39V185L40 184H42L41 186H37V185H35L37 182H34V181H30V183L28 182V179H27V181H26V179L24 180L22 177H24L25 176V178H27ZM31 175H32V177H31ZM33 175H34V178H33ZM35 175L37 176V179H36V177H35ZM68 175H70V177L68 176ZM78 175H81L80 177L78 176ZM184 175H186V178H187V180H188V178L190 179L189 181H193V183L191 184V182H189V181H185L186 180V178H185V176ZM7 176V177H6ZM20 176V177H19ZM39 176V177H38ZM59 176H61L63 179H61V177H59ZM76 176H78L77 178L79 179H77L76 178ZM82 176L84 177V179L85 180H87V181H82ZM137 176H138V178H137ZM144 176H146V180L148 181V179H149V183H147L146 184V180H145V177ZM166 176H168L167 178H166ZM174 176V177H173ZM195 176H196V178H195ZM6 177V178H5ZM41 177V178H40ZM68 179L69 178V182H73V183H69L68 181H66L65 179L66 178ZM136 177V181H134L135 178ZM183 177V179H180V178H182ZM204 177V176H203ZM4 178H5V182L6 181H8V180H6V179H9V182H10V184H8L7 182L6 183H3L4 182ZM19 178H21V179H19ZM44 178V179H45ZM61 180H60V179ZM71 178V179H70ZM80 178H81V180H80ZM91 178L93 179V184L95 183L94 181H96V183H95V185H96V187H95V185L93 186V184L91 183ZM140 178V179H139ZM142 178H143V181H142ZM171 178L173 179V180H171ZM185 178V179H184ZM2 179H3V182H2ZM56 179V180H55ZM133 179V180H132ZM152 179H154V180H152ZM177 179L178 181L180 180V182H183V185L184 186H181L180 188H179V190H177V188H178V185L180 186V185H182V183H180V182H178V181H175V180ZM198 179V178H197ZM18 180V181H17ZM19 180H21V184H23L24 183V185L26 184V182H27V186L28 187H26V185H25V187L26 188H28L27 189V191H29L30 190V188H32L31 190H32V192L34 193V195L32 194V193H30V191L29 192H26V188H24V187H22L21 186V184H19L20 183V181ZM63 180V181H62ZM72 180V181H71ZM78 180V182H76ZM225 180V179H224ZM224 180H222V181H224ZM24 181V182H23ZM51 181H53L52 183H53V186H52V184H51ZM58 181L60 182V183H58ZM64 181H66V182H64ZM133 181H134V184H133ZM141 181V182H140ZM151 181L153 182V181H155V182H153V184H151ZM172 181L173 182H175L174 184H170V183H172ZM197 181H198V183H197ZM202 181H204V182H202ZM33 182V183H32ZM64 182V183H63ZM80 182V183H79ZM142 182H145V184L144 185H142L141 187L143 188V190L141 189V187H140V185H141V183ZM162 182V183H161ZM177 182L179 183V184H177ZM190 183V186H189V183ZM195 182H196V184H195ZM201 182V183H200ZM221 182V183H220ZM3 183V184H2ZM35 183V184H34ZM62 183V184H61ZM66 183V184H65ZM83 183V184H82ZM101 183V182H100ZM136 183V184H135ZM139 183V184H138ZM187 183V184H186ZM217 183H219L220 185H223V186H220L222 189H227L226 191L224 190V193H223V190L220 188L219 190H215V188H217L218 189V187H215V186H218L217 185ZM5 184H7V185H5ZM18 184V185H17ZM29 184L30 185H32V186H30V188H29ZM36 186V188H34L33 186L34 185ZM61 184V185H60ZM67 184H73V186H74V188H73V186H69V185H67ZM102 184H104V183H102ZM149 184H151V185H153V188H154V190L153 189H151V185H149ZM161 184H163L162 186H161ZM194 184V185H193ZM210 184V185H209ZM4 185V186H3ZM23 185V186H24ZM46 185H48V186H51V187H49V188H47V186ZM60 185V186H59ZM66 185V186H65ZM100 185V184H99ZM105 185V184H104ZM169 185V186H168ZM171 185V186H170ZM174 185V186H173ZM177 187H176V186ZM6 186V187H5ZM9 186V187H8ZM16 186H17V188H16ZM19 186H21V187H19ZM58 187L59 186V189L58 188H56V190H57V192H56V190H54V192L52 191V189H54V187ZM68 186L71 188L70 189V191H69V188H68ZM81 186H82V190H83V192H81L80 191V189H81ZM155 186H157V187H155ZM161 186V187H160ZM163 186H165V187H163ZM185 186H187V188L185 187ZM188 186H189V188H188ZM195 186V187H194ZM206 186H207V188H206ZM210 186H213V190H211L210 191V189H211V187ZM5 187V188H4ZM42 187V189H44V190H41L40 188ZM63 187V188H62ZM76 187V188H75ZM95 187V188H94ZM130 187V188H129ZM144 187H145V189H144ZM147 187H150L149 189L150 190H148V188ZM163 187V188H162ZM168 187H172V188H174V189H172V188H168ZM176 187V188H175ZM182 187H183V190H182ZM184 187H185V189L186 190H188L187 192H186V190L184 189ZM198 187V188H197ZM223 187H225V188H223ZM4 188V189H3ZM6 188H8V190L6 191ZM20 188V189H19ZM24 188V189H23ZM41 190L40 192H38L37 190H39V189ZM46 188L48 189V192H47V190H46ZM52 188V189H51ZM77 188H78V190L79 191H77ZM85 188V189H84ZM93 188V189H92ZM101 188V187H100ZM103 188H105L104 186H103ZM133 189V194H132V192H131V190H129L128 191V189ZM137 188V189H136ZM158 188H162V189H158ZM193 188V189H192ZM200 188V189H199ZM209 188V189H208ZM248 188V187H247ZM37 189V190H36ZM51 191H50V190ZM72 189H74V191L76 190L77 191V195H75V197H77V198H79L80 199V201H79V199H77V198H75V199H72L73 198V194H76V191L74 192ZM140 189L142 190V191H140ZM172 189V190H171ZM16 190V191H15ZM46 190V191H45ZM58 190H60L62 193H60V191H58ZM71 190H72V195L73 196H70L71 195ZM92 190V191H91ZM96 190V191H95ZM134 190H135V192H134ZM139 190V191H138ZM160 190V191H159ZM162 190V191H161ZM165 190V191H164ZM171 193V194H169L168 193V191ZM176 192V190H177V193H174V191ZM180 190H181V192H186V193H184L183 192V194L180 192ZM192 190V191H191ZM196 192H195V191ZM210 192H209V191ZM222 191V193H221V191ZM5 191H6V194H5ZM36 191L38 192V194H39V196H38V194L36 193ZM84 191H87V192H84ZM145 191H149V193L148 192H146L145 193ZM164 191V192H163ZM206 191H207V194H205L206 193ZM216 193H218L219 191V193L218 194H220V195H218L217 193L215 194L214 192ZM45 192V194H43V193ZM51 192L53 193L52 195H49V193L51 194ZM56 192V193H55ZM79 192V193H78ZM141 192H142V195H141ZM153 194H152V193ZM159 193V195H158V193ZM163 192V193H162ZM174 193V195H173V193ZM201 192V193H200ZM208 192H209V195H208ZM4 193V194H3ZM9 193V194H8ZM17 193H19V194H17ZM30 194L29 195V197L27 198V202H26V200H25V197H27L28 196V194ZM47 193H48V195H49V199H47L46 197H48V195H47ZM82 193V194H81ZM89 193V194H88ZM137 193V194H136ZM143 193H144V195L146 196H143ZM155 193H156V195H155ZM167 193V196L165 195ZM180 193L182 194V195H180ZM189 193H191V194H193V193H195V195H190ZM199 193V194H198ZM211 193V194H210ZM213 193V194H212ZM24 194H27V195H24ZM54 194H57V195H55L57 198H55V196H54ZM131 194V195H130ZM135 194V195H134ZM163 196H162V195ZM175 194L177 195V197L178 198H175ZM187 194H189V195H187ZM215 194V195H214ZM7 195V196H6ZM37 195V196H36ZM41 195L42 196H45L44 198H46V200L45 199H42V201H39L40 200V198L39 197H41ZM60 195V196H59ZM62 195V196H61ZM80 195V196H79ZM91 195V196H92ZM149 195V196H148ZM151 195H153V197L151 196ZM169 195H171V197H169ZM173 195V196H172ZM197 195V196H196ZM200 195V196H199ZM213 195V197H211V196ZM224 197H223V196ZM33 197V198H31V197ZM35 196V197H34ZM50 196H51V200L52 201H50ZM54 196V197H53ZM141 196L142 197H145V198H143V201L141 202L140 200H138L139 198L141 199ZM151 197V199H153L154 198V200H150L148 197ZM160 198V199H162V200H160L158 197ZM161 196V197H160ZM188 196V197H187ZM193 196V198H191ZM199 196V197H198ZM203 196V197H202ZM38 197V198H37ZM131 197V198H130ZM133 197H134V200H133ZM139 197V198H138ZM155 197H157V198H155ZM164 197V198H163ZM166 197V198H165ZM180 197V198H179ZM182 197V198H181ZM208 197V198H207ZM29 198H30V201H29ZM42 198V197H41ZM52 198H54V203H52L53 202V199ZM60 198V199H59ZM82 198V199H81ZM86 198V199H85ZM147 198V199H146ZM185 198V199H184ZM202 198V199H201ZM205 198H206V200H205ZM212 198V199H211ZM214 198V199H213ZM219 198H220V201L222 202V204L223 205H221V202H219L218 200H219ZM221 198H222V200H221ZM224 198V199H223ZM33 199H34V201H33ZM57 199V200H56ZM64 199H66V200H69V199H72V201L70 202V200L69 201H66V200H64ZM145 199L147 200V201H145ZM164 199H166V201L168 200V199H172V200H174L173 202L172 201H170V200H168L167 201V203L170 201L171 203H169L170 205H171V207H170V205L168 206V204H165L164 205V203H166V201H164ZM181 199V200H180ZM188 199V200H187ZM192 199V200H191ZM216 199V200H215ZM231 199L232 200H236L235 202H233V203H235L236 205H234V207H232V205L233 204H231L232 202H231ZM18 200V201H17ZM44 200V201H43ZM48 200H49V202H48ZM75 200V201H74ZM156 200H157V204H156ZM183 200V201H182ZM191 200V201H190ZM204 200V201H203ZM15 201V202H14ZM19 203H17V202ZM30 203H29V202ZM46 201V202H45ZM85 201V202H84ZM137 201H138V206H139V204L141 203V207H138V206H136V204H135V202L137 203ZM150 201L151 202H153V201H155V204H153L152 206L153 207H157V208H159L160 206H161V208L164 206L165 207V209H166V206H167V208L169 209L168 210V212H167V209L166 210H164V208H163V212H164V214H167V216L165 215V218H162L163 216H164V214L161 212V208L160 209H157V211L154 209V210H151L153 207L152 206H150L152 203H150ZM176 201H180V202H176ZM186 201V203H187V205L184 203ZM188 201H189V203H188ZM195 201V202H194ZM201 201H202V203H201ZM217 201V202H216ZM242 201V200H241ZM11 202H13L14 204H18V206L19 207H21V208H19V209H17V207L15 208V205H12V203ZM23 202H25L24 203V206L25 207H27V208H25L26 209V211H23L24 209H23V207H22V203ZM31 202H33V204L31 203ZM42 204H41V203ZM45 202V203H44ZM60 202V204H58ZM68 202V203H67ZM72 202H74V203H72ZM89 204H88V203ZM134 204H133V203ZM140 202V203H139ZM144 202H146L145 204H144ZM147 202H149L148 203V205H147ZM163 202V203H162ZM183 203V204H185V206L184 205H179L180 203ZM193 202V203H192ZM204 202V203H203ZM208 202L209 203H211V204H208ZM214 202H216V203H214ZM238 202V201H237ZM240 202V201H239ZM27 203H29L30 205H32L33 207V209L32 208H30V206L27 204ZM42 205V208H40L41 207V205ZM51 203V204H50ZM64 203H66L65 205H64ZM69 203H72V205L71 204H69ZM84 203V204H83ZM198 203V204H197ZM207 203V204H206ZM9 204H11V205H9ZM44 204H46V205H48V206H43ZM57 204V205H56ZM63 204V205H62ZM83 204V205H82ZM161 204V205H160ZM173 204H175L174 205V209L172 208L173 207ZM177 204H178V206H177ZM191 206H190V205ZM196 204V205H195ZM240 204V203H239ZM7 207H6V206ZM52 205H53V208H52ZM66 205L68 206V207H66ZM87 205V206H86ZM146 206V209H143V208H145V206ZM157 205H159V207L157 206ZM189 205V206H188ZM195 207H194V206ZM199 205V206H198ZM211 205H212V207H211ZM213 205H214V207H216V208H214L213 207ZM12 206V207H11ZM17 206V205H16ZM29 206V207H28ZM40 206V207H39ZM70 206V207H69ZM73 206V207H72ZM74 206H75V210H74ZM130 206V205H129ZM133 206V207H132ZM142 206H143V208H142ZM184 206V208H182ZM188 206V207H187ZM204 206V207H203ZM210 206V207H209ZM220 206V207H219ZM223 206V207H222ZM5 207H6V210H8L10 207V209H11V211L9 210L8 212L5 210ZM45 207V208H44ZM58 207V208H57ZM63 207V208H62ZM147 207H148V210H151L150 211V213L149 212H147ZM150 207V208H149ZM152 207V208H151ZM181 207V208H180ZM187 207V208H186ZM191 207H194V208H191ZM200 208L201 209V211L203 210V213L200 211V209H198V208ZM8 208V209H7ZM17 210V211H14L15 209ZM44 208V209H43ZM50 208V209H49ZM56 208V209H55ZM63 209V211L62 212H60L62 209ZM138 208V209H137ZM141 208V209H140ZM175 208H177V210H179V212H177L176 211V209ZM186 208V211L184 210ZM190 208H191V210H193V209H195V212L197 213V215H196V213L195 212H193V211H191L192 212V214L190 215L189 214V212H190ZM203 208V209H202ZM232 208H234V209H232ZM240 208V207H239ZM22 209V210H21ZM27 209H29L28 211H30L32 214H30L29 215V213H28V211H27ZM31 209V210H30ZM44 211V210H46V212H47V214H45V213H40L42 210ZM53 209V210H52ZM58 209H61V210H59V211H54V210H58ZM70 209H72L71 210V212L69 211ZM124 209V208H123ZM142 209H143V211L145 210V212H147L146 213V215H148V213H149V216H151V217H153V214H154V219L153 218H147V217H149V216H144V214L143 213H145V212H142L141 213V211H142ZM170 209H172V210H170ZM181 209V210H180ZM183 209V210H182ZM217 209V210H216ZM218 209H219V211H218ZM239 210V213H237V211L236 210ZM20 211V213L21 212H25V214H24V216H22V214L23 213H18L19 211ZM32 210H33V212H32ZM41 210V211H40ZM122 210V209H121ZM121 210H119L120 212H121ZM133 210H134V212H133ZM137 210V212H135ZM141 210V211H140ZM174 210V211H173ZM200 212H199V211ZM215 211V214H217V212H218V219H217V215H215L214 214V212H212V211ZM2 211V210H1ZM35 211V212H34ZM74 211H76L75 213H74ZM80 213V215H79V213ZM90 211V212H89ZM122 211H124V210H122ZM140 211V212H139ZM158 211H160V212H158ZM165 211L167 212V213H165ZM169 211H170V214H169ZM171 211H173V212H171ZM176 211V212H175ZM183 211V212H182ZM205 211V212H204ZM222 211V212H221ZM233 211H235L234 213H233ZM241 211H243L244 212V210H241ZM6 212H7V214H6ZM9 212L11 213H13V212H17L16 214L17 215H19L18 217H16V214L14 215V214H10L9 215ZM26 212H27V214H26ZM69 212H70V214H69ZM73 212V213H72ZM95 214H93V213ZM135 214V213H138L139 215V217L138 216H135V215H137V214H133V213ZM153 212H155V213H153ZM157 212V213H156ZM184 212H185V215H184ZM190 212V213H191ZM223 212H224V215H222L223 214ZM42 214V216L40 215H38V214ZM59 213V214H58ZM62 213H64L63 215L64 216H66V217H64V219H65V221H64V219L62 218ZM72 213V214H71ZM78 213V214H77ZM132 213L133 215H130V214ZM153 213V214H152ZM159 213V216H161L160 218H159V220L160 221H158V214ZM160 213H161V215H160ZM172 213V214H171ZM173 213H175V215L173 214ZM180 213H181V215H180ZM188 213V214H187ZM202 213V214H201ZM221 213V217L219 216V214ZM229 213V214H228ZM247 213V212H246ZM35 214L36 215H38L37 216V218L35 217V223L37 222V224H33L32 222H34L33 221V218H34V216H35ZM48 214H49V216L50 217H52V218H50V217H48ZM76 214H77V217L78 218H76L75 216H76ZM93 214V215H92ZM115 214V213H114ZM122 214V215H123ZM141 214V215H140ZM176 214H179V216L178 215H176ZM199 214L201 215V217H202V215L204 216V217H202V219H204V218H206V219H204V220H200L201 218H200V216H199ZM211 214V215H210ZM216 216L215 218H214V215ZM6 216V215H9V217L11 216V215H13V216H15V217H13V216H11L10 218H15L14 220L13 219H10L9 217H4V216ZM27 215V216H26ZM31 215H34V216H32V218H31V220H32V222L30 221V224H28L29 223V220H30V217H31ZM43 215H44V217H45V215H46V217L44 218L43 217ZM61 217H60V216ZM74 215V216H73ZM92 215V216H91ZM123 215V216H124ZM143 215V216H142ZM170 215V216H169ZM182 215H184V216H182ZM187 215V216H186ZM194 215V216H193ZM20 216H22V218L20 217ZM30 216V217H29ZM70 216H72V219L70 218V224H67L66 222H68V221H66V220H68L69 219V217ZM84 216H86L87 218H85L86 220H84L83 218H84ZM117 216V215H116ZM131 216H134V218L136 217V219H134L133 217L131 218ZM155 216H158V217H156L155 218ZM173 216V217H172ZM176 216V217H175ZM190 216V217H189ZM193 218H192V217ZM231 216L228 218V219H230L231 218ZM244 216H245V218H246V215L244 214ZM243 216V217H244ZM4 217V218H3ZM26 217H27V219H26ZM79 217H81V219L79 218ZM88 217L90 218L89 220H88ZM95 217V218H94ZM143 217V218H142ZM146 217V218H145ZM169 219H168V218ZM178 217V218H177ZM182 217H184L183 219H181ZM187 217L189 218V220L187 219ZM213 217V218H212ZM1 218H3V219H1ZM8 218L10 219V220H12V221H9V222H6L7 220H8ZM21 218V219H20ZM38 218H39V220L40 219H42V221H43V219H45V222L47 221V220H49L50 222H51V225L47 222V223H45L44 221H43V224L41 223L42 221H38ZM47 218V219H46ZM62 218V219H61ZM66 218H68V219H66ZM76 218V219H75ZM140 218H141V220H140ZM171 218V219H170ZM176 220H175V219ZM180 218V219H179ZM192 218V219H191ZM211 218V219H210ZM242 218V217H241ZM245 218H243V219H245ZM18 221H17V220ZM19 219L21 220V221H19ZM25 220V222H24V220ZM36 219H37V221H36ZM94 219H95V221H94ZM138 219V220H137ZM143 219V220H142ZM149 220L150 219V224L149 225H146V226H144L143 225V223L145 224V220ZM163 219V220H162ZM164 219H168V221L166 220H164ZM173 219H174V221H173ZM179 219V220H178ZM186 219V220H185ZM63 222H62V221ZM72 220V221H71ZM73 220H74V222H73ZM81 220V221H80ZM139 220L141 221V223H142V227L140 226L141 224H140V222H139ZM148 220H147V222H148ZM182 220H185V221H182ZM198 220V221H197ZM206 220V221H205ZM209 220H211L210 222L212 223L211 224V226L209 225L210 223H209ZM14 221V222H13ZM15 221H17V223L15 222ZM26 221H28V222H26ZM56 222V226H55V228L56 229H58V228H60L58 231H56V230H52V231H56V233H58L59 231V238H56V236H57V234H56V236L55 235H53V236H51V234H54V232H52L51 230H50V228H54V222ZM78 221V222H77ZM85 221V222H84ZM97 221V222H96ZM100 221V222H99ZM143 221V222H142ZM161 221H163V222H161ZM171 221V222H170ZM177 221H179V222H177ZM181 221H182V223H184L183 224V226L185 227V228H180V227H178V226H181L182 225V223H181ZM187 221H189V222H187ZM202 221H203V223H202ZM12 222L14 223V224H18L16 227H14V228H12V226H15V225H12ZM24 222V223H23ZM39 222H40V224H39ZM71 222H73V223H71ZM83 222V223H82ZM87 222V224H88V222H92L93 224H91V223H89L90 224V226H91V229H92V231L94 232V234H95V236H96V233H98V232H100V233H98V235L100 236V239H97V238H99L98 237V235L95 237L94 236V234H93V232L92 231H90L91 229H89V225H88V227H85V229H84V225L85 226H87V224H84V223H86ZM96 222V223H95ZM124 222V221H123ZM131 222H129V223H131ZM146 222V223H147ZM186 222V223H185ZM191 222V223H190ZM23 223V224H22ZM27 224V226H26V224ZM78 223H80V225L78 224ZM115 223V222H114ZM139 224L137 227H135V224ZM178 223H180L178 226H176ZM205 223V224H204ZM7 224H11V225H9L8 227H7ZM19 224H20V227H18L19 226ZM22 224V225H21ZM32 224H33V226H32ZM38 224H39V227H38ZM58 224H59V226H58ZM77 224V225H76ZM104 225V227H103V225ZM116 224V223H115ZM173 224H176V225H174L173 226ZM187 224V225H186ZM189 224V225H188ZM195 224V223H194ZM205 226H204V225ZM24 225L26 226V227H24ZM34 225L35 226H37V227H34ZM43 225V226H42ZM47 225V226H46ZM53 225V226H52ZM63 225V226H62ZM66 225V226H65ZM68 225V226H67ZM73 225V227L71 228V226ZM92 225H93V227H92ZM29 226V228L30 229H28L27 227ZM33 227L35 230H33L31 227ZM43 228H42V227ZM78 226V227H77ZM100 228H99V227ZM140 226V227H139ZM175 226H176V228H175ZM183 226H181V227H183ZM204 226V227H203ZM264 226V225H263ZM12 228L13 230H11V229H9V228ZM61 227H63V228H61ZM70 227V228H69ZM75 227V228H74ZM106 227H110V229L109 228H106ZM188 227V228H187ZM209 227V228H208ZM243 227V226H242ZM7 228H8V230H7ZM15 228H17V229H19L20 228V232L17 230V229H15ZM27 228V230L29 231V230H33V231H35L36 232V234H35V232L34 233H31V232H33V231H31V232H28V231H26L25 229ZM45 228V229H44ZM48 228V229H47ZM54 228V229H55ZM65 228H67V229H65ZM76 229V230H78V228L79 229H84V230H78V231H75L74 229ZM102 228V229H101ZM141 228V229H140ZM145 228V229H146ZM148 228H151V226L150 227H148ZM147 228V229H148ZM163 228V227H162ZM22 229V230H21ZM36 229H38V231L40 232V234H41V236L40 237H38L40 234H38L37 232V230ZM40 229H43V230H40ZM62 229V230H61ZM68 229H70V230H68ZM89 229V230H88ZM97 229V230H96ZM104 229H106L107 231H105ZM112 229V230H111ZM134 229V230H135ZM146 229V230H147ZM171 229V230H170ZM176 231H175V230ZM246 229V226H245V228H244V230ZM261 229H263V227L261 226ZM259 230L256 234H258V235H256V234H254L253 236H257V238L259 237V238H261L262 236H259V234H261V235H263L264 234V231L263 230ZM2 230H3V232H2ZM11 230V231H10ZM14 230H16V232H14ZM25 231V233H24V231ZM65 230V231H64ZM114 230H119V231H117V233H116V231H114ZM122 230V229H121ZM151 230V229H150ZM150 230L148 229V231H147V234L148 235H146V233L145 234H143L145 231L144 230H142V231H144V232H142L141 231V235L139 234L138 236H143L144 238H147L148 236L149 237H151L152 235H151V232H150ZM173 230H174V232H173ZM179 230V231H178ZM243 229H242V231H244ZM9 231V232H8ZM21 231H23V235H22V232ZM75 231V232H74ZM109 231V232H108ZM112 231H114L115 233H116V235H115V233L114 234H112V236L110 235L111 233H112ZM123 231V230H122ZM121 231V232H122ZM184 231V232H183ZM247 231L248 230H245V232H246V234H247ZM5 232H6V234H8V233H10V234H8V236L10 237L9 238V243H8V236L5 234ZM17 232H18V234H17ZM26 232H28V233H26ZM44 232V233H43ZM62 232V233H61ZM63 232H68L69 234L71 233L72 234V238H73V240L71 239V235L68 237V238H64V239H62V243H61V241H60V237H63V236H61V235H63ZM77 232V233H76ZM96 232V233H95ZM102 232V233H101ZM107 232H108V234H107ZM120 234H119V233ZM136 232V231H135ZM134 232V233H135ZM148 232H150V234L148 233ZM167 232L168 231H166V233L163 235L164 237L163 238H168V236H166L165 237V235L167 234ZM3 233H4V235H3ZM31 233V234H30ZM47 233V234H46ZM61 233V234H60ZM105 233V234H104ZM134 233H133V235H134ZM176 233V234H175ZM178 233H180V234H178ZM183 233H185V237H183V239H180V238H182V236H184V234ZM249 233V232H248ZM46 234V235H45ZM49 234V235H48ZM66 234V233H65ZM74 234V235H73ZM93 234V235H92ZM107 234V235H106ZM169 234V233H168ZM167 234V235H168ZM182 234V235H181ZM22 235V236H21ZM26 235H30V236H28L29 238H25V236ZM151 235V236H150ZM7 236V237H6ZM22 238H21V237ZM32 236V237H31ZM66 236H67V234H66ZM138 236H137V238H138ZM178 236H181L180 238H178V239H180L181 241H179L180 243V245L182 244V246L184 245V247L182 248V246L181 247H179V244H178V239H177V237ZM255 236V237H256ZM19 237H20V239H19ZM24 237V238H23ZM27 237V236H26ZM36 237V238H35ZM42 237V238H41ZM44 237V238H43ZM50 237H52V239H49ZM58 237V236H57ZM65 237V236H64ZM86 237H90L89 238V240L86 238ZM103 237V238H102ZM109 237V238H108ZM110 237L112 238V240H110ZM114 237L116 238V239H114ZM143 237H142V241H143ZM149 237L147 238L148 239V241L150 242V240H149ZM263 237H264V235H263ZM6 238H7V240H6ZM34 239V241L32 240V239ZM39 238H41V239H39ZM45 238L47 239V241H44L45 240ZM54 238H56V239H58V240H55ZM82 238V237H81ZM94 238H96L97 240H98V242H99V245H97V244H95V243H92V241L94 240ZM123 238V237H122ZM134 238H135V236H134ZM137 238H135L134 240H136L137 241ZM155 238H157V237H154L153 238V242L155 243V242H159L160 241V238L161 237H158V239H157V241L156 240H154ZM186 238V239H185ZM25 239H27V240H25ZM28 239H30L32 242H34V243H36L37 244V251L36 250H34V249H36V246L34 245V243L32 244L31 242H30V240H28ZM36 239V240H35ZM38 239H39V241H38ZM65 239H67V240H65ZM108 239H109V241H108ZM139 239V238H138ZM147 239H145V241H147ZM151 239V238H150ZM170 239V238H169ZM168 239V241H171V239L169 240ZM49 240V241H48ZM53 242H52V241ZM55 240V241H54ZM71 240V241H70ZM91 240V241H90ZM102 240L103 241V243H100V241ZM119 240V239H118ZM117 240V242L119 243L120 241H121V238H120V240L118 241ZM163 240V239H162ZM183 240H184V244H183ZM21 241V242H20ZM26 241L28 242V243H31L30 244V246L32 245V246H34V247H30L31 248V250H30V248H29V251L31 252H29V251H27L28 250V243L26 244ZM67 241H69L70 243H68ZM90 241V242H89ZM104 241H105V243H104ZM111 241V242H110ZM114 241V242H113ZM144 241V242H145ZM165 241V240H164ZM40 242V243H39ZM44 242V243H43ZM47 242V243H46ZM88 242H89V244L91 245H89L88 244ZM93 242H97L96 240L95 241H93ZM113 242V243H112ZM153 242L151 241V244H146L148 247V249L152 252V254H151V252H150V254H151V256L152 255H154V257H152V259L153 258H155V257H158L157 256V254H159V253H157L156 251H155V253H157V254H153V251L156 249H159V252H161V250H163V247H162V245L165 243H161V244H159L160 242H162V241H160L159 243L157 242L155 245H153ZM172 242V241H171ZM42 243V244H41ZM60 244V245H64V247L63 246H60V245H58V249H61V248H63V249H61V251L60 250H56L55 251V249H57V245L55 246V244ZM68 243V244H67ZM112 243V244H111ZM117 243V244H118ZM167 243V242H166ZM38 244H41V245H38ZM45 244V245H44ZM51 244H53L52 246H54L53 247V249H52V246H51ZM87 244H88V246H87ZM94 244V245H93ZM169 244H171V243H169ZM70 245H71V247H70ZM95 245H97V246H95ZM100 245H102V246H100ZM150 245L154 248H152V250H151V247H150ZM159 245H161V246H159ZM168 245V244H167ZM42 246V248L41 249H39V251L41 252L40 254H39V251H38V248L39 247H41ZM82 247L84 246V245H81ZM109 246V245H108ZM114 246V245H113ZM159 247V248H157V247ZM166 245H164V247H165ZM171 247L173 246L172 244L170 245ZM170 246L169 247H167L166 246V248H167V251H168V249L170 248ZM188 246V245H187ZM23 247H25L26 249H25V252L27 251V253H25L22 249H23ZM69 247V248H68ZM92 247V248H91ZM94 247H98V249L97 248H95L94 249ZM99 247H100V249H99ZM104 248V249H103ZM166 248H164V250H166ZM187 248V247H186ZM52 249V250H51ZM67 249H69L70 251H72V252H68L69 250H67ZM101 249H103V251L104 250H106V251H104V252H102V250ZM42 250V251H41ZM99 250H101V251H99ZM45 251L47 252V255L46 254H44L45 253ZM57 251H59V254L57 253V255H56V252ZM107 251H108V254H107ZM171 251H172V249H171ZM35 252H37L36 254H37V257H36V255H35ZM64 252V253H63ZM149 252V251H148ZM30 253V254H29ZM52 253H53V255H55L56 257H57V259H55L54 257L55 256H53L52 255ZM71 253V254H70ZM112 255H111V254ZM25 254H28L30 257H28V255H25ZM33 254H34V256H33ZM42 254H44L45 256H46V258L44 259V255H43V258H42V256H40V255H42ZM105 254V255H104ZM110 254V255H109ZM52 255V256H51ZM70 255H71V257H70ZM114 255H115V257H114ZM118 255V256H117ZM156 255V256H155ZM161 255V254H160ZM60 256V257H59ZM76 256L77 255H75V258H74V260L76 259V261H77V263H78V259H80V256H77L78 258H76ZM113 256V257H112ZM70 257V258H69ZM62 258V259H61ZM63 258L65 259V260H63ZM42 259H44V260H42ZM55 259V260H54ZM59 259V260H58ZM71 259V260H70ZM116 259V260H115ZM198 260L200 259V258H197ZM62 262H61V261ZM117 260L119 261V263L117 262ZM201 260V259H200ZM67 261V262H66ZM115 261V262H114ZM121 261V262H120ZM194 261L196 262L197 260H194L193 259V262L192 261H190V263L191 264H193L194 263ZM37 262H36V264H37ZM45 262H41V263H39L38 262V264H46ZM88 262H91V264H93L94 262L93 261H88ZM93 262V263H92ZM63 263V264H64ZM200 263V262H199ZM201 263H202V261H201ZM55 264V263H54ZM74 264V263H73ZM75 264H76V262H75Z\"/></svg>", "mask_w": 264, "mask_h": 264}, {"label": "bare ground", "instance_id": "obj_2", "mask_svg": "<svg viewBox=\"0 0 264 264\" xmlns=\"http://www.w3.org/2000/svg\"><path fill=\"white\" fill-rule=\"evenodd\" d=\"M15 1V0H14ZM30 1L31 0H29V3H30ZM33 1V0H32ZM46 1V0H45ZM64 1V0H63ZM69 1V0H68ZM78 1H80V0H78ZM92 1V0H91ZM95 1V0H94ZM106 1V0H105ZM108 1V0H107ZM111 1V0H110ZM109 1V5H111V2ZM147 1V0H146ZM146 1H144V2H146ZM148 1L150 2V5L148 4ZM146 3H144L143 1H140V4H141V2H143L142 4L144 5V4H146L145 6H139L141 9H139V8H137L138 10H135V8L133 7L130 11L132 12V15L131 14H129L130 13V11L128 12V15H131V17H132V19H129L130 17L129 16H127V14H126V16L128 17V19H129V21L128 22H130L129 24L131 25V27L129 28V24H128V22H127V26H128V28H129V30L132 28L133 30H136V29H138L136 32L137 33H139V28L140 29H143V31H145L144 29H145V27L147 26V27H149V30H148V28H146V30H148V31H146L147 32V34H148V32L149 33H152V37H153V39H151V36H150V38H149V40L151 39L152 41H155V40H162L163 39V33H164V31H166L167 29H170V31L169 32H174L175 33V31H177V29H179V30H185V26H187L186 25V22L188 23L189 21H187V15L185 16V15H181L180 13H178V12H180V11H182L181 9L183 8H180V11H178L177 9H179V4H178V2H177V4H173L172 6H170V7H172V9L173 10H171L170 8H169V6H167L168 5V3L166 4V6L165 5H163L164 6V8L167 10L168 9V14L167 15H169V16H171L172 14V16H174V14L175 15H177V19L176 18H172V19H175L176 21H174L173 22V20H169V21H166V20H168V19H165L164 18V20H162L163 18H161V20L162 21H160L159 19H157V18H155V20L153 19L151 22H150V24H149V21L147 20V19H145V17H144V15H145V13H143V12H147V10L149 9V10H151V8L152 9H155V10H157V8L158 9H164L163 7H161V6H159V7H155V5H154V2L152 3L153 4V6H151L152 4H151V0H148ZM158 1L159 0H157V5L160 3V5H161V2H163L164 0H162V1H160L159 3H158ZM179 1V0H178ZM187 1V0H186ZM190 1V0H189ZM195 1V0H194ZM199 1V0H198ZM203 1V0H202ZM208 1V0H207ZM214 3H216L214 0H212ZM219 3H220V5H221V7H225L226 8V6H227V8H229L228 6H236V8H237V6H238V8H239V10L238 11H235L236 13L238 12V14H236V15H232L234 18H232V17H230V18H232L231 20H232V22H231V26H232V29H231V26L229 25L228 26V24L229 23H227L228 21H227V19L229 18V16H228V18H226V23H227V28H230V31L231 32H233V36H231L232 38H234V40H237L238 41V39L240 38V37H242L243 35V33L244 32H246V31H248V32H250L249 30H251V29H258V27H263L264 28V0H217ZM4 2V1H3ZM7 2V1H6ZM8 2L9 3H11L9 0H8ZM17 2V1H16ZM16 2H15V4H16ZM20 2V1H19ZM56 2H59V1H57L56 0ZM104 2V1H103ZM119 2H120V0H119ZM122 2V1H121ZM130 2H133V1H130ZM166 2V1H165ZM181 2H184V0H182ZM192 2V1H191ZM1 3V2H0ZM14 3V2H13ZM34 3H36V5L38 4V2H35L34 1ZM40 3H41V1H40ZM52 3V2H51ZM75 3V2H74ZM81 3V2H80ZM86 3V2H85ZM91 3V2H90ZM129 3V2H128ZM138 3V2H137ZM174 3V2H173ZM185 3V2H184ZM187 3V2H186ZM185 3V6L187 5ZM193 3L194 2H192V5H193ZM207 3V2H206ZM209 3L211 4V2L209 1ZM209 3H207V5L209 6ZM2 4V3H1ZM0 4V5H1ZM19 4V3H18ZM17 4V5H18ZM21 4V3H20ZM32 4H33V2H32ZM31 4V5H32ZM42 4V3H41ZM47 4V3H46ZM45 4V5H46ZM58 4V3H57ZM62 4V3H61ZM60 4V5H61ZM84 4V3H83ZM106 4H108V2L106 3ZM120 4V3H119ZM132 4V3H131ZM163 4V3H162ZM172 4V3H171ZM189 4H191L190 2H189ZM205 4V3H204ZM203 4V6L205 7L206 6V4L204 5ZM217 4V3H216ZM216 4H213V6L214 5H216ZM223 4H225V5H223ZM4 5V4H3ZM5 5H7V3L5 4ZM11 5L13 6L14 4H12L11 3ZM11 5H9V6H11ZM78 5V4H77ZM88 5H89V2H88ZM114 5V4H113ZM120 5H122V3L120 4ZM125 5H126V3H125ZM183 5V4H182ZM200 5H201V3H200ZM19 6V5H18ZM23 6V5H22ZM28 6H30V4L28 5ZM41 6V5H40ZM65 6V5H64ZM79 6V5H78ZM90 6H92V4H90ZM134 6V5H133ZM136 6V5H135ZM194 6V5H193ZM195 6H197V5H195ZM15 6H13V8H14ZM21 7V6H20ZM31 7H35V6H31ZM37 7V6H36ZM54 7V6H53ZM60 7V6H59ZM58 7V8H59ZM63 7V6H62ZM66 7V6H65ZM81 7V6H80ZM107 7V6H106ZM108 7H110V6H108ZM118 7V6H117ZM117 7H114V9L115 8H117ZM131 7V6H130ZM137 7V6H136ZM198 7V6H197ZM200 7V6H199ZM202 7V6H201ZM207 7V6H206ZM221 7L219 6V8L221 9ZM2 8H4V7H2ZM7 8H9V7H6V9ZM18 7L16 6V8L15 9H17ZM41 8V7H40ZM40 8H39V10H40ZM45 8V7H44ZM43 8V9H44ZM47 8H49V7H47ZM56 8V5H55V7H54V9ZM89 8V7H88ZM93 8V7H92ZM99 8V7H98ZM111 8V7H110ZM113 8V7H112ZM111 8V9H112ZM120 8H121V6H120ZM123 8V7H122ZM187 8V7H186ZM185 8V9H186ZM192 8V7H191ZM190 8V9H191ZM208 8V7H207ZM213 8V7H212ZM212 8H211V15L212 14H214L215 12H213L212 11ZM237 8V9H238ZM6 9H5V11H6ZM12 8L10 7L9 8V10L7 9V12H3V13H6V14H8L9 12L11 13V10ZM20 9V8H19ZM28 9H30L29 7H28ZM27 9V10H28ZM32 10H33V8H31ZM42 9V8H41ZM42 9V10H43ZM52 9V8H51ZM51 9H49V10H51ZM53 9V10H54ZM106 9V8H105ZM104 9V10H105ZM118 9V8H117ZM164 9V11H165V13H167L166 12V10ZM177 11H176V10ZM184 9V8H183ZM189 8H188V10H190ZM194 10L196 9V10H199L198 8H193ZM202 9H204V8H202ZM209 9V8H208ZM217 8H215V10H216ZM220 9L219 10H217V12L216 13H218V11H220ZM232 9V8H231ZM1 10V9H0ZM4 10V9H3ZM14 10V9H13ZM23 10V9H22ZM32 10H30V11H32ZM35 10V9H34ZM33 10V11H34ZM38 10V11H39ZM48 10V11H49ZM66 10V9H65ZM72 10V9H71ZM85 10V9H84ZM95 10V9H94ZM93 10V11H94ZM120 10V9H119ZM123 10V9H122ZM142 10V11H141ZM148 10V11H149ZM155 10H152V13L154 14V16H157L158 17V15H156L153 11H155ZM187 10V9H186ZM193 10V11H194ZM195 10V11H196ZM233 10V9H232ZM234 10H236V9H234ZM41 11V10H40ZM56 11V10H55ZM54 11V12H55ZM59 12H60V10H58ZM63 12H64V10H62ZM98 11V10H97ZM99 11H100V9H99ZM109 10H106L105 12H108ZM159 11V13L158 14H161L160 13V10H158ZM173 11V12H172ZM184 12H185V10H183ZM191 11H192V9H191ZM195 11H194V13L192 14V15H196V13H195ZM203 11V10H202ZM204 11H206V10H204ZM223 11V10H222ZM231 11V10H230ZM1 12V15H4V14H2V11H0ZM18 12V17H20V18H24V17H21V16H19V14H21V13H19V10L17 11L16 10V13ZM22 12H25V11H22ZM27 12H29V10L27 11ZM26 12V13H27ZM43 12H44V10H43ZM45 12H47V9H46V11ZM52 14H53V12H52V10L50 11ZM66 12V11H65ZM65 12H64V14H65ZM80 12V11H79ZM95 12H96V10H95ZM102 12V11H101ZM104 12V11H103ZM109 12H111V10L109 11ZM106 13V14H108L109 16H110V13ZM188 12H190V11H188ZM197 12H199L200 13V11H197ZM208 12H210V11H208ZM224 12V11H223ZM225 12H227L228 13V11H226L225 10ZM235 12H232V14L233 13H235ZM26 13H23V14H26ZM32 14L31 15H33L34 13L33 12H31ZM58 13V12H57ZM90 13V12H89ZM113 13H114V10H113ZM113 13H111V14H113ZM157 13V12H156ZM191 13V12H190ZM198 13V14H199ZM230 13V12H229ZM6 14H5V16H6ZM27 14H29V13H27ZM26 14V15H27ZM37 14V13H36ZM51 14V15H52ZM56 14V13H55ZM101 14H103V13H101ZM101 14H99V15H101ZM115 14V13H114ZM118 14V13H117ZM143 14V15H142ZM148 14V13H147ZM150 14V13H149ZM152 14V15H153ZM163 14V13H162ZM185 14H187V12L185 13ZM197 14V15H198ZM10 15V14H9ZM13 15H16L17 16V14H15V11L13 12V14L11 15V16H13ZM30 15V16H31ZM35 15V14H34ZM33 15V16H34ZM38 15H40V14H38ZM43 15H45V14H43ZM58 15V14H57ZM59 15H61V14H59ZM70 15V14H69ZM84 15V14H83ZM90 15V14H89ZM125 15V14H124ZM124 15H122V16H124ZM166 15V14H165ZM164 15V16H165ZM166 15V16H167ZM188 15L191 17V15L188 13ZM196 15V16H197ZM206 15V14H205ZM221 15V14H220ZM226 15V14H225ZM228 15H230L231 16V14H228ZM4 16V17H5ZM11 16H9L10 18H11ZM25 16V15H24ZM28 16V15H27ZM36 16V15H35ZM54 16V15H53ZM65 16V15H64ZM92 16V15H91ZM95 16V20H100V17L98 18V17H96V15H94ZM107 16V15H106ZM109 16H107V18L109 17ZM113 17H109L108 19L110 20L111 18H112V21H114L113 20V18H114V15H112ZM160 16V15H159ZM163 16V17H164ZM171 16V17H172ZM179 16H182V17H179ZM214 16H218L217 14L215 15L214 14ZM9 17H6L7 18V20L9 19ZM14 17V16H13ZM40 16H37V17H33V18H39ZM55 17V16H54ZM57 17V16H56ZM59 17V16H58ZM58 17L57 18H55V19H58ZM70 17V16H69ZM89 17V16H88ZM119 17V16H118ZM117 17V18H118ZM121 17V16H120ZM125 17V16H124ZM153 17V16H152ZM152 17H151V19H152ZM161 17V16H160ZM176 17V16H175ZM222 17V16H221ZM225 17V16H224ZM6 18H4V19H6ZM15 18H17V17H15ZM30 18V17H29ZM43 18H45V17H43ZM68 18V17H67ZM72 18V17H71ZM86 18V17H85ZM90 18V17H89ZM106 18V17H105ZM106 18V19H107ZM168 18V17H167ZM197 18H199V17H197ZM209 18H214L213 16H211V17H209ZM223 18V17H222ZM230 18L228 19L229 20V22H230ZM24 19H26V18H24ZM60 19H61V17H60ZM60 19H58V21H60ZM77 19V18H76ZM91 19H93V18H91ZM102 19V18H101ZM104 19V18H103ZM114 19H116V18H114ZM127 19V20H128ZM150 19V18H149ZM179 19V20H178ZM192 19H195V18H193L192 17ZM207 20L206 18H203V20ZM218 19H220V18H218ZM10 20H14L13 18H11ZM16 20V21H15ZM13 22L15 23V25H17V27H18V24H16V22L18 23V21L17 20H19L20 21V19H15ZM22 21H23V19H21ZM34 20V19H33ZM39 20V19H38ZM37 20V21H38ZM63 20H64V18H63ZM63 20L61 21V22H59V23H62L63 22ZM72 20V19H71ZM79 20V19H78ZM119 20V19H118ZM117 19L115 20V21H118ZM126 19H125V21L124 22H126L127 21ZM130 20H132V21H130ZM197 20V19H196ZM213 20V19H212ZM57 21V20H56ZM68 21V20H67ZM81 21V20H80ZM90 21V20H89ZM103 21V20H102ZM190 21H193V20H190ZM200 21V20H199ZM218 21V20H217ZM223 20H220L219 22H222ZM234 21V22H233ZM9 22H11V21H9ZM12 22V23H13ZM27 22L30 24V23H32V25H33V23H35L36 21L34 20V22H32V21H28V19H27ZM65 22V21H64ZM64 22H63V24H64ZM71 22V21H70ZM69 22V23H70ZM83 22V21H82ZM98 23H99V21H97ZM106 22V21H105ZM105 22L103 21V23L105 24ZM108 23H109V21H107ZM107 22H106V26H107ZM119 22H122V25L120 26V28L121 29H123L122 27H123V20L121 21V19L119 20ZM118 22V24H120ZM156 22H158V23H156ZM194 22V21H193ZM201 22V21H200ZM214 22V21H213ZM218 22V23H219ZM8 23V22H7ZM12 23H11V25H12ZM19 23H24V21L23 22H19ZM39 23V22H38ZM44 23H46V22H44ZM85 23V21L83 22V24ZM87 23H88V21H87ZM95 23H96V21H95ZM116 23V22H115ZM134 25V26H132V24ZM203 23V22H202ZM204 23H205V21H204ZM210 23V22H209ZM208 23V25H210L211 26V23L209 24ZM43 23L41 22V25H42ZM56 24H57V22H56ZM71 24V23H70ZM100 24V23H99ZM112 24V23H111ZM111 24L109 23V25H110V27H111ZM117 24V25H118ZM194 24V23H193ZM197 24V23H196ZM199 24V23H198ZM221 24H223L224 25V22L223 23H221ZM221 24L219 25L220 27H221ZM9 25V24H8ZM24 25H26V24H24ZM28 25V24H27ZM31 25V24H30ZM30 25H28V27H31ZM40 25V26H41ZM43 25H45V24H43ZM43 25H42V27H43ZM67 24H65V26H66ZM69 25V24H68ZM81 25V24H80ZM103 25V24H102ZM102 25H101V27H102ZM115 25V24H114ZM192 25V24H191ZM200 25V24H199ZM207 25V24H206ZM205 26L206 28L207 27H209V26ZM215 26H216V24H214ZM212 26L213 27V29H214V27L215 26ZM226 25V24H225ZM1 26V25H0ZM3 26V25H2ZM51 26H53V25H51ZM51 26H49V27H51ZM58 26V25H57ZM70 26V25H69ZM68 26V28H70ZM76 26V25H75ZM84 26V25H83ZM85 26H86V24H85ZM100 26V25H99ZM105 26V27H106ZM190 26V25H189ZM196 26H198V25H196ZM217 27V28H220V27ZM8 27V26H7ZM21 27V26H20ZM33 27L35 28V27H37L35 24L33 25ZM47 27V26H46ZM55 26H53V28H54ZM61 27V26H60ZM64 27V26H63ZM62 27V28H63ZM73 27H74V25H73ZM77 27V26H76ZM115 27L116 28H119V27H117L116 25H115ZM164 27H165V30H164ZM179 27V28H178ZM195 27V26H194ZM223 27V26H222ZM1 28V27H0ZM4 28V27H3ZM10 28V27H9ZM15 28V27H14ZM26 28H27V26H26ZM57 28V27H56ZM78 28V27H77ZM81 28V27H80ZM88 28V27H87ZM91 28V27H90ZM103 28V27H102ZM101 28V29H102ZM115 28V29H116ZM125 28H126V26H125ZM127 28V29H128ZM177 28V29H176ZM198 28V27H197ZM224 28H225V26H224ZM18 29H20V28H18ZM28 29V28H27ZM26 29V30H27ZM33 29V28H32ZM36 29V28H35ZM40 29H41V27H40ZM51 29V28H50ZM49 29V31H50V33H51V30ZM58 29V28H57ZM71 29V28H70ZM76 29V28H75ZM96 29V28H95ZM106 29H107V27H106ZM131 29V30H132ZM176 29V30H175ZM187 29H188V26H187ZM186 29V30H187ZM205 29V28H204ZM212 29V28H211ZM5 30H6V28H5ZM14 30V29H13ZM16 30V29H15ZM24 30V29H23ZM29 31H31L30 29H28ZM27 30V31H28ZM43 30H44V28H43ZM43 30H41V31H43ZM53 30V29H52ZM61 30V29H60ZM59 30V32H61ZM69 30V29H68ZM67 30V32H69ZM73 30V29H72ZM110 30V29H109ZM132 30V31H133ZM178 30V31H179ZM189 30L191 31V29L189 28ZM194 30H196V29H194ZM215 30H216V28H215ZM220 30H221V28H220ZM225 30H226V28H225ZM233 30V31H232ZM10 31H12V30H10ZM10 31H8V32H10ZM20 31V30H19ZM40 31V30H39ZM54 31V30H53ZM81 31H82V29H81ZM85 31V30H84ZM86 31H89V30H86ZM143 31L141 30V32L143 33ZM190 31H188V32H190ZM202 31V32H201ZM209 31L211 32V30H210V28H209ZM214 31V30H213ZM227 31H228V29H227ZM229 31V32H230ZM13 32H15V31H13ZM12 32V33H13ZM26 32V31H25ZM33 32V30L31 31V33ZM36 32V31H35ZM54 32H56V31H54ZM63 32V31H62ZM62 32H61V34H62ZM79 32V31H78ZM93 32V31H92ZM96 32V31H95ZM112 32V31H111ZM115 32H116V30H115ZM114 32V33H115ZM120 32H121V30H120ZM119 32V34H121ZM127 33H128V31H126ZM140 32V33H141ZM167 32V31H166ZM168 32V33H169ZM180 32V31H179ZM186 32V31H185ZM184 32V33H185ZM191 32H194L193 30L191 31ZM196 32H197V30H196ZM200 32L202 33V34H205V33H203V29L202 30H200ZM206 32H208V30L206 31ZM209 32V33H210ZM215 32V31H214ZM218 32V31H217ZM224 32V31H223ZM247 32V33H248ZM259 31H256L255 33V35H257V33H258ZM3 33H4V31H3ZM6 33V32H5ZM46 33H48L47 31H46ZM97 33V32H96ZM95 33V34H96ZM100 33V32H99ZM98 33V34H99ZM103 32H101V34H102ZM105 33V35H107V33H106V31L104 32ZM113 33V32H112ZM113 33V34H114ZM125 33V32H124ZM142 33H141V35H142ZM171 33V34H172ZM181 33V32H180ZM179 33V37H181V35H182V33L180 34ZM222 33V32H221ZM28 34H29V32H28ZM28 34H26V36H28ZM44 34V33H43ZM53 34V33H52ZM52 34H51V36H52ZM65 34V36L68 34H66L65 33V30H64V33H63V35ZM75 34H76V32H75ZM74 34V35H75ZM82 34H83V32H82ZM81 34V35H82ZM92 34V33H91ZM94 34V33H93ZM97 34V35H98ZM108 34H111L110 32L108 33ZM132 34V32H130V35ZM146 34V33H145ZM147 34H146V37H147ZM164 34H166V33H164ZM171 34L169 33L168 34V36L170 35L171 36ZM178 34V32H176V35ZM186 34V33H185ZM196 34V33H195ZM200 34V33H199ZM216 34V33H215ZM218 34V33H217ZM223 34H225V33H223ZM254 34V33H253ZM261 34V33H260ZM258 35V36H261V35ZM4 35V34H3ZM7 35H8V33H7ZM9 35H10V33H9ZM12 35V34H11ZM50 35V34H49ZM89 35V34H88ZM87 35V36H88ZM104 35V34H103ZM112 35V34H111ZM116 36H118L117 35V33L115 34ZM126 35V34H125ZM124 35V36H125ZM135 35V34H134ZM151 35V34H150ZM189 35V34H188ZM187 34L186 35H183V36H188ZM196 35H198V34H196ZM206 35H208L207 33H206ZM221 35V34H220ZM229 35V34H228ZM231 35H232V33H231ZM242 35V36H241ZM14 36H15V34H14ZM17 37H19V35H16ZM22 36V35H21ZM20 36V37H21ZM29 36H31L30 34H29ZM26 37V38H30V37ZM38 36H40V33H39V35ZM44 37H45V35H43ZM43 36L41 35L40 37L41 38H43ZM48 36V35H47ZM51 36H50V38H51ZM53 36H54V34H53ZM60 36V35H59ZM72 36V35H71ZM86 36V35H85ZM102 36V35H101ZM112 36H114V35H112ZM122 36V35H121ZM139 36H140V34H139ZM174 36V35H173ZM172 36V37H173ZM201 36V35H200ZM226 37V35H223V37ZM34 36H32V38H33ZM36 37V36H35ZM70 37V36H69ZM73 37V36H72ZM77 36H75V38H76ZM79 37H80V35H79ZM78 37V38H79ZM105 37V36H104ZM109 36H107V38H108ZM119 37V36H118ZM132 37H135V36H132ZM137 37V36H136ZM144 37V36H143ZM178 37V36H177ZM178 37V38H179ZM189 37H190V35H189ZM196 37V36H195ZM194 37V38H195ZM208 37V36H207ZM214 37H217L216 35L214 36ZM219 37V36H218ZM255 36L253 35V37H252V39L254 38ZM1 38H3V37H1ZM8 38V37H7ZM24 39H25V37H23ZM39 38V37H38ZM37 38V39H38ZM54 38H55V36H54ZM71 38V37H70ZM70 38H65V41L64 42H66L67 40H68V43H69V40H70ZM87 39H88V37H86ZM90 39H91V37H89ZM98 38V37H97ZM100 38H102V37H100ZM111 38V37H110ZM115 38H117V37H115ZM121 38V37H120ZM170 38V37H169ZM177 38V39H178ZM188 37H186V39L185 40H188V39H192L193 38V34H192V38L190 37V38H188ZM197 38V37H196ZM204 37H202V38H200V39H202L203 41L205 40V39H203ZM208 38H210V36L208 37ZM211 38H212V36H211ZM211 38H210V41H211ZM226 38H228V37H226ZM236 38V39H235ZM238 38V39H237ZM256 38H258V37H256ZM256 38H255V41L257 42H259V40H260V42H261V44H263V45H261L260 43H259V45H261V46H258L259 47V49H258V52L260 53V56H262V55H264L263 53H264V37H262L261 36V38L259 37V40H256ZM12 39H14V38H12ZM16 39V38H15ZM14 39V40H15ZM20 39V38H19ZM27 39V41H28V43H29V41L30 40H28ZM35 40H36V38H34ZM44 39V38H43ZM63 39H64V37H63ZM73 39H74V37H73ZM81 39V38H80ZM94 39H95V37H94ZM103 39V38H102ZM112 39L113 38H111L110 40H111V42H112ZM128 39H129V37H128ZM139 39V41L141 40L140 38H138ZM143 39V38H142ZM175 39V38H174ZM176 39V40H177ZM249 40H251L250 39V37L248 38ZM5 40V39H4ZM17 40V39H16ZM22 40V39H21ZM49 40V39H48ZM53 40V39H52ZM76 40V39H75ZM85 40V39H84ZM83 40V41H84ZM114 40V39H113ZM121 40H122V38H121ZM145 40V39H144ZM148 40V41H149ZM173 40V39H172ZM182 40V39H181ZM185 40H183V42L184 43H182V41L180 42V40L178 41L177 40V42L178 43H180V44H178L176 41H174L176 44L175 45H177V46H175V50H176V47H177V49L179 50H177L178 52H177V54L179 53H181L180 55L181 56H183L184 58L182 59V60H179V58H178V60L180 61L179 62V65H180V63H181V61H183V63H184V59H186L187 57H189V56H192V54H193V56L194 57H196L197 56V58H199V59H201V64H199L200 62H198V61H200V60H198V61H195L193 64L194 65H196V64H199L200 65V67L202 68V66L201 65H204V68L202 69V70H205V68H208V66L207 65H205V64H208L207 63V58H209L208 57V54H209V52H208V44L210 43V42H208V44L206 45L205 44V42H203L202 40H200L201 42H203L205 45H203L205 48H203L202 47V50H201V48H199L200 47V44H197V42H196V39H195V43L197 44V45H199V47H198V49H200V50H198V51H200V52H198L197 50H195L196 52H197V54H196V52L194 51V49L192 50V49H190V47L192 48V45L190 44L192 41H190V43L189 42H185ZM197 40H199V37H198V39ZM216 40V39H215ZM225 40V38L223 39V41ZM233 40V39H232ZM244 40V39H243ZM6 41H8V40H6ZM58 41H63L62 39L60 40H58ZM76 41H78V39L76 40ZM75 41V42H76ZM81 40H79V42H80ZM97 41H98V39H97ZM108 41V40H107ZM119 41V40H118ZM124 41V40H123ZM123 41H121V42H123ZM127 41V40H126ZM129 41V40H128ZM137 41V40H136ZM169 42L167 43L168 44V47H169V44H170V40H168ZM172 41V42H173ZM206 41H207V39H206ZM221 41V40H220ZM227 41H230L231 42V40L229 39H227ZM237 41H235V44H234V49L231 51V55L232 56H230L229 57V55L230 54H227L228 56H224L223 57V59H222V66L224 65V67H226L227 69L229 68H231V70H229V72H228V70L226 71V69H225V71H226V73H229V74H231L232 72H233V70H234V68L236 69H238V70H241L240 72L242 73V71H244V70H247V72L248 71H250L249 69V67L247 66V68L245 69V65L247 64H245L244 65V63L242 62V58H243V56H242V54L244 55V53L246 52V48L248 47V45H247V47L245 48V46L242 44V45H240L241 43H243V42H241V43H239V42H237ZM240 41V40H239ZM247 42L246 43H248L249 41L248 40H246ZM10 42H11V40H10ZM15 42V41H14ZM21 42H23V40L21 41ZM31 42H32V40H31ZM34 42H36L35 44H37L38 42L37 41H34L33 40V43ZM43 42V41H42ZM50 42H52L51 40H50ZM57 42V41H56ZM56 42H54L55 44H56ZM72 42V41H71ZM71 42H70V44H71ZM74 42V43H75ZM90 42V41H89ZM100 42V41H99ZM101 42H103V41H101ZM132 42V41H131ZM133 42H135V40L133 41ZM141 42V44H143V42L142 41H140ZM139 42V43H140ZM145 42H147V41H145ZM144 42V43H145ZM159 42V41H158ZM218 42V41H217ZM216 42V43H217ZM222 42V41H221ZM229 42V43H230ZM237 42V43H236ZM258 42H257V44H258ZM1 43V42H0ZM4 43H6V42H4ZM3 43V44H4ZM9 43V42H8ZM20 43V42H19ZM19 43H17L16 42V44H19ZM32 43V44H33ZM39 43H41V41L39 42ZM77 43V42H76ZM107 43V42H106ZM116 43H117V41H116ZM127 43V42H126ZM139 43H137L136 42V44H137V46H139L138 44ZM156 43V42H155ZM194 43V44H195ZM212 43L214 44V40L212 41ZM223 43V42H222ZM225 43V42H224ZM239 43V44H238ZM245 42H244V44H246ZM249 43H251V42H249ZM253 43V42H252ZM2 44V43H1ZM0 44V45H1ZM2 44V45H3ZM22 44V43H21ZM24 44V43H23ZM32 44H30L29 43V45H31L32 46ZM41 44H43V43H41ZM40 44V45H41ZM46 44V43H45ZM64 44V43H63ZM63 44H62V42H61V45L63 46ZM73 44V43H72ZM72 44H71V46H72ZM114 44V43H113ZM130 44V43H129ZM154 44V43H153ZM166 44V45H167ZM173 44V43H172ZM181 44H183V45H181ZM190 44V45H189ZM193 44V43H192ZM193 44V45H194ZM228 44V42L226 43V45ZM5 45V44H4ZM8 45V44H7ZM14 45V47L16 46L15 45V43L13 44ZM28 45V48L30 47ZM40 45L39 44H37V47H40ZM59 45H60V42H59ZM84 45V44H83ZM109 45H111L110 44V42H109ZM108 45V46H109ZM116 45H118V44H116ZM115 45V46H116ZM159 45V44H158ZM162 45V44H161ZM166 45L164 46V48L166 47ZM183 46V47H181V46ZM196 45V46H197ZM202 45V44H201ZM211 45V44H210ZM221 45V44H220ZM232 45V44H231ZM20 46H22V45H19V46H17V47H20ZM25 46H27V44H25ZM43 46H45L44 47V50H45V48H46V46L47 45H42L40 48H42ZM61 46V47H62ZM74 46H76V44L75 45H73L72 47L74 48ZM80 46H82V45H80ZM79 46V47H80ZM96 46V45H95ZM95 46H94V48H95ZM103 46V45H102ZM112 46V45H111ZM121 46V45H120ZM126 46H128V45H126ZM136 46V45H135ZM143 46H145V44H143ZM149 46V45H148ZM224 46H225V44H224ZM229 46V45H228ZM240 46V47H239ZM241 46H242V48H241ZM244 46V47H243ZM252 46H253V44H252ZM1 47V46H0ZM7 47H13L12 46V44H11V46H7ZM32 47H34V46H32ZM32 47H31V49H32ZM35 47H36V45H35ZM50 48H51V46H49ZM48 47V48H49ZM52 47H54L53 45H52ZM58 47V46H57ZM66 47V46H65ZM65 47H63V49L65 48ZM78 47V46H77ZM107 47V46H106ZM113 47V46H112ZM112 47L110 48V49H112ZM129 47V46H128ZM140 47L142 48V45H140ZM154 46H151V48H153ZM156 47H158L157 49H159V47L160 46H156ZM168 47H166V49H168V51L170 50V48H168ZM195 47V46H194ZM209 47H211V46H209ZM230 47V46H229ZM228 47V48H229ZM232 48H233V46H231ZM250 47V46H249ZM253 47H255V46H253ZM253 47H251V50H252V48ZM257 47V48H258ZM1 48H3V47H1ZM4 48H6V45H5V47ZM3 48V49H4ZM16 48V47H15ZM21 48V47H20ZM23 48H26V47H22L21 49H23ZM39 48V49H40ZM48 48H46L47 50H48ZM56 48V47H55ZM54 48V49H55ZM60 48V46L58 47V49ZM71 48V47H70ZM69 48V49H70ZM99 48V47H98ZM102 48V47H101ZM105 48V47H104ZM124 48H125V50H126V47L124 46ZM138 48V47H137ZM140 48V49H141ZM163 49V47L161 46L160 47V51ZM172 48H173V46H172ZM171 48V49H172ZM218 48H219V46H218ZM232 48H230V49H232ZM245 48V49H244ZM2 49V50H3ZM13 49V48H12ZM27 49V48H26ZM30 49V48H29ZM28 49V50H29ZM39 49H36V50H39ZM43 49V48H42ZM78 49H81V47L80 48H78ZM84 49V48H83ZM105 49H107V48H105ZM115 49H117V48H115ZM133 49L137 52L139 49H137L136 50V47L134 48H132V49H128V50H132V52H135V51H133ZM145 49V48H144ZM144 49L142 48V51L143 52H141V50H140V52L141 53H139L140 54V59H139V54H137L138 56H137V59L138 60H134L135 62H137V61H140L141 62V59H143V60H145V61H147L148 63H149V65H152L153 66V68H155V67H160L161 68V71L158 69V68H155V72H157V73H155V75H156V77H155V79L157 78V77H160L159 75H157V74H162V73H164L163 75H161V77L160 78H158V80L156 79V81L158 82L159 81V84H162V85H160L161 86V88H160V90L161 91H159L160 92V94H161V96H159L161 99L160 100H162L163 102H165L163 105H167V103L170 105V109L171 110H169V108H168V110H166L165 111V113L164 112H162V113H164L163 115L165 116L166 115V113H167V116H168V114H170L168 111H170L171 113H172V111H173V113L171 114V115H169L170 117H165V119H167L168 118V122H166V120L164 121V122H166L165 124H166V127H164L165 128V130L167 129V128H170V129H167V130H169V131H171L172 129V135H174V134H177V132H178V134H177V136H179L180 138L182 137V135L183 134H185L184 136H183V138L184 137H187V140L186 141H184V139L182 138L181 140L180 139H178L177 138V136L175 135L174 136V138H173V142L171 143L170 142V139L172 138V135H171V138H170V136H169V142L168 143H171V146H168L167 144V142L165 143V141H167V140H164L163 141V144L165 143L168 147H166L167 148V150H166V153H168V155H169V158L171 159V161H172V166L174 165V167H176L178 170H179V168H181V170L183 171V169H182V165H184V164H187V161L188 162H191L192 161V158L194 159V160H196L197 162H198V160H200V161H202V162H205L206 160L205 159H208L207 160V164L206 163H204L205 165H206V167H205V165H204V167L203 168H199V169H196L195 170V172H197V173H195V174H197V178H196V176H195V178H196V180H199V175H201V177H202V179H204L205 177V179H204V181L206 180V179H208V182L206 181V183H205V185L207 184V183H212V185L214 184H216V182H218V181H221V182H223L224 184L225 183H227V187H228V184L230 185V188H229V190H228V192H227V194L228 195H230V198H232V199H234L233 197L234 196H237V197H235V198H240V199H238L237 201L236 200H232L231 199V204H233L232 205V207H234V205H236L235 203H233V202H235L236 201V203L238 204L237 206L238 207H236V208H238L239 210H240V213L242 212V215L244 216V214L246 215V218H245V216L243 217V216H240L239 217V215L240 214H237V216H234V215H236V214H233V217L231 216V218L230 219H228L229 217L226 215V217H227V219H225V220H221V219H219V221H215L214 222V220L215 219H213L212 221H213V224L211 223L212 221L211 220H209V225L211 226V224H212V226L208 229L209 231L208 232H206L204 229H202L201 230V228L199 229V227L198 226H200V224H199V222H194L193 220L195 219V218H197V213L195 212V209H193V210H191V208H194V207H191L190 208V212L191 211H193V212H195L196 213V215L197 216H194L195 218L194 219H192V223L189 225V229H188V232H186V234H187V241H186V243L184 242V240H183V244L185 245V247H184V245L182 246V244L180 245L179 243V241H181L180 239H183V237H185V233H183L184 234V236H182V238H180L181 236H176L177 237V239L178 238H180V239H178V244H179V247H181L182 246V248L184 247V249H185V251H175L174 249V243H173V237L171 238V236H172V234H170V232H169V229L167 230V228H166V226L167 227H169L170 228V223L168 224V222H164V224H165V226L163 225L162 227L161 226H159L160 225V222H158L159 224H157L156 222H157V218L156 217H158L159 216V213L157 214L158 216H155V218H156V220H153L152 222H154V223H151L150 224V219L148 220V222H147V220H145V224L143 223V225L144 226H146V225H149L148 227H150L151 226V228H148L149 230H150V232H151V237H149V240H150V242L148 241V237L147 238H144L143 236H138L140 233H141V231L142 230H144V231H142V232H144L143 234H145L146 233V235H148L147 234V231H148V229L146 228V227H143V229L141 230V231H139V234H137L136 235V233H138V229L139 228H137V229H133V227H134V225H132L133 227H131V224L133 223V219H131V220H133L132 222H131V220L130 221H128V223L126 222L127 220H129V219H127V220H125V215H127V217H130L127 213L131 210V209H133L134 207H135V205H134V207L133 208H131V204H129L131 201H128L129 200V197H127L128 195V192H127V188H128V185H130V182H131V179H130V177H134V175L135 174H132V176H130V172H131V170H132V167L131 168H129L130 169V171L128 172V170H126L125 169V167L124 168H122L123 167V165H120V163L118 164V166H116L117 164H115V162H116V160H115V157H116V155H114L115 157H114V161L112 160V156H111V154H108V153H103L102 155H100L99 157H98V159H96V157H95V161H93V158H89V161H88V163H87V165L89 164V166H87L86 165V168H88V171H89V173L94 177L93 179H95L96 181H97V183H96V181H94L98 186H97V188H96V190L99 188V190L98 191H96V192H92L93 193V195L91 194V192H90V196H89V201H90V204H89V209L90 210H92L93 212H95L97 215H95L93 212V214L95 215V217L96 216H98L99 217V219L101 220V222H100V224L102 223V222H104L105 223V225L106 224H108L109 226H113V224H114V226L117 228V227H119V229H120V231L119 230H117V231H119L121 234H123V236H117L116 235V233H117V231L116 230H114V231H116V233L114 232V231H112V233L110 234L111 236H112V234H114L115 233V235L117 236V238L118 237H120L121 238V241L118 243L117 242V240L119 239L120 240V238H118L117 240H115V243H111L112 245H110V243H106V244H108L107 245V247H106V245L104 246V248L106 249L107 248V250L109 249L110 251H111V253H112V251L114 252V254L116 253V254H118L119 256H120V258L122 257V255H124L123 256V258H121V260H122V262H121V264H191L192 262H193V259L194 260H197L196 262L194 261V263L193 264H264V237H263V235H261V234H259V236H262L261 238H257V236L256 235H258V234H256L260 229H261V226L263 227V229H261V230H263L264 231V102H263V104L262 103H260L259 104V102L260 101H262V100H260V101H258L257 100V98L256 99H254V101L255 100H257V101H253L252 99L250 100L249 98H252V96L255 94V93H253V92H255L256 91V88H257V86L260 84V83H263V77H260V75H264L263 74V72L261 71V70H263L264 69V67H263V69H261L260 70V72L258 71L259 69H260V67L262 68V66L260 65V67L256 70H254V68H253V66L251 65V67H252V69H253V71H257L258 72V74L259 73H261L259 76H258V74H257V72H253V71H251V74H250V76L252 77V76H254V74L253 73H256L257 74V76L259 77V81L258 82H260L259 84L258 83H256L255 85V87H254V84L252 83V85L250 86V89H247V87L250 85H248L247 87H240V86H237V87H235V85H233V86H229V84H231L232 83V81L230 80V82H229V84L227 85V83H226V81L227 80H229V79H227V80H225V81H223V79H222V81H220V82H217V86H215V84H211V83H209L208 84V82H209V80L207 81V82H205V80H201V78H200V81L199 82H202L203 84H199V86H198V88L196 89V87L194 86V89L191 91V88H192V86H191V88H189L190 90V92H188V87H186V90H187V92L185 93V94H180V93H178V96L177 97H179V94H180V96L182 95V97L181 98H177V97H172V94H170L171 93V90H172V92L173 91H176V88L177 87H180L181 86V81H179V80H176V79H178V78H173L174 76H173V74H172V71H173V65H172V67H171V65H169V64H166V63H164L162 60H165V59H163V57H162V55H160L161 53H156V51H152V49L151 50H147L148 48L146 47V51H149L148 53L147 52H144ZM187 49V50H186ZM197 49V48H196ZM210 49V48H209ZM223 49H224V47H223ZM227 49V48H226ZM6 49H4V51H5ZM8 50V49H7ZM16 50V49H15ZM14 50V51H15ZM33 50H35L34 48H33ZM35 50V51H36ZM44 50H42V51H44ZM50 50V49H49ZM48 50V51H49ZM56 50V52H57V49H55ZM68 50V49H67ZM86 50V49H85ZM85 50H83V53H84V51ZM101 50V49H100ZM107 50H109V48L107 49ZM113 50H114V48H113ZM154 50V49H153ZM190 51L191 52V55H190V52H187V51ZM207 52H206V51ZM221 50V49H220ZM253 50H254V48H253ZM4 51L2 52V53H4ZM16 51H18V49L16 50ZM23 51V50H22ZM24 51H25V49H24ZM31 51V50H30ZM30 51L28 52L30 55L33 53V52H31L30 53ZM40 51V50H39ZM54 51V50H53ZM62 51V50H61ZM65 51H66V49H65ZM71 51H73L72 49H71ZM81 51V50H80ZM80 51H79V53L78 54H80ZM97 51V50H96ZM99 51V50H98ZM106 51V50H105ZM104 51V52H105ZM111 51V50H110ZM117 51V50H116ZM120 51V50H119ZM122 51H124V50H122ZM150 51H152L151 53H150ZM159 51V52H160ZM172 51V50H171ZM171 51H169L168 53H174L173 51L171 52ZM192 51H194V53H192ZM212 51V50H211ZM210 51V52H211ZM225 51V50H224ZM223 51V52H224ZM228 51V50H227ZM233 51H235V52H233ZM236 51H238V54H235L236 53ZM243 51H245V52H243ZM263 51V52H262ZM19 52L21 53V50H19ZM55 52V51H54ZM53 53V54H56L57 56H58V53ZM82 52V51H81ZM103 52V51H102ZM125 52V51H124ZM128 52V51H127ZM131 52V51H130ZM132 52H131V54H132ZM155 52V53H154ZM162 52V51H161ZM165 52H167V51H165ZM164 51H163V53H165ZM222 52V53H223ZM229 52H230V50H229ZM228 52V53H229ZM232 52L234 53V54H232ZM250 53L249 54H251V51H249ZM262 52V53H261ZM13 53V52H12ZM15 53V52H14ZM44 53V52H43ZM46 53V52H45ZM67 53V52H66ZM73 53H75V51L73 52ZM83 53H82V55L81 56H83ZM96 53H98V52H96ZM95 53V54H96ZM162 53V54H163ZM167 53V54H168ZM208 53V54H207ZM226 53V52H225ZM6 54V53H5ZM22 54H24V57H26L25 56V54H27V53H22ZM21 54V56H18V53L16 54V56H18V57H20V59L22 60V59H24V60H22V62H20L19 61V59H17L18 57H16L15 59H17L18 60V62H19V65L21 66V64L20 63H22V64H24L25 62L24 61H27L28 62V59L30 60V61H33V60H31V57L33 56V55H31V57H29L27 60H25V58H23L22 55ZM37 54V53H36ZM40 55L42 54L41 52L39 53ZM47 54H48V52H47ZM52 53L50 52V55H51ZM60 54V53H59ZM63 54V53H62ZM76 54V53H75ZM100 54V53H99ZM108 54V53H107ZM110 54V53H109ZM111 54H112V52H111ZM125 55V53H122L121 55ZM136 54V53H135ZM176 53H174V55H175ZM219 54L221 55V53L219 52ZM247 54V53H246ZM256 54H257V51H256ZM2 54H0V56H1ZM4 55V54H3ZM2 55V56H3ZM12 55V54H11ZM10 55V56H11ZM15 55V54H14ZM29 55V56H30ZM39 55V56H40ZM43 55V57H44V54H42ZM64 55V54H63ZM72 55V54H71ZM77 55V54H76ZM86 54H84V56H85ZM104 55H106V54H104ZM114 55V54H113ZM128 55H129V53H128ZM164 55H166V53L164 54ZM173 55V56H174ZM180 55H178V56H180ZM199 55V56H198ZM212 55V54H211ZM210 55V56H211ZM1 56V58L0 59H2L3 57ZM38 56V57H39ZM46 56V55H45ZM49 56V55H48ZM54 56L55 55H53V58H54ZM69 56V55H68ZM78 56V55H77ZM80 56V57H81ZM96 56H98V55H96ZM99 56H101V55H99ZM103 56V55H102ZM110 56V55H109ZM112 56V55H111ZM118 56H119V54H118ZM118 56H116V57H118ZM167 57L168 56H171L170 54L169 55H166ZM177 56V57H178ZM192 56V57H193ZM219 56V55H218ZM223 56V55H222ZM257 56H258V54H257ZM6 57H7V55L4 57V59H6ZM15 57V56H14ZM14 57H12V58H14ZM36 57H37V55H36ZM35 56H34V58H36ZM51 57V56H50ZM56 57V56H55ZM61 57V56H60ZM121 57V56H120ZM172 57V56H171ZM175 58H176V56H174ZM191 57V58H192ZM193 57V58H194ZM216 57V56H215ZM225 57H226V59H225ZM248 57V56H247ZM251 57V56H250ZM40 58V57H39ZM58 58H59V56H58ZM74 58V57H73ZM83 58V57H82ZM105 58V57H104ZM103 58V59H104ZM106 58H107V56H106ZM135 58V57H134ZM164 58H166V57H164ZM181 58V57H180ZM190 58V59H191ZM192 58V60H194ZM258 58H260V57H258ZM258 58H257V62H258ZM263 58H264V56H263ZM4 59H2L3 61H5ZM9 59H11V58H9ZM52 59V58H51ZM55 59V58H54ZM53 59V60H54ZM70 59H71V57H70ZM69 59V60H70ZM98 59H99V57H98ZM110 59V58H109ZM108 58L107 59H105L106 60V63H107V60H109ZM112 59V58H111ZM130 59V58H129ZM168 59H171L170 57H168ZM174 58H172V61H176L175 59L173 60ZM189 59V61H192V60H190ZM210 59V58H209ZM247 59V58H246ZM249 59V58H248ZM36 60H37V58H36ZM39 60H41V58L39 59ZM47 60V59H46ZM60 60H62V59H60ZM64 60V59H63ZM63 60L61 61V64H62V62H63ZM73 60V59H72ZM84 60V59H83ZM124 60V59H123ZM142 60V61H143ZM261 60V59H260ZM45 60H43V62H44ZM55 61V60H54ZM53 61V62H54ZM59 61V60H58ZM58 61H56V63L58 62ZM82 61V60H81ZM80 61V62H81ZM97 61V60H96ZM125 61V60H124ZM131 61H132V59H131ZM166 61V60H165ZM171 61V60H170ZM211 61H212V58H211ZM217 61H218V59H217ZM244 61V60H243ZM248 60H246V62H247ZM249 61H251L250 59H249ZM9 62V61H8ZM7 61L5 62V63H8ZM37 62V61H36ZM39 63H40V61H38ZM47 62H48V64L49 63H51V61H48L47 60ZM47 62H45V63H42L41 65H43L44 66V64L47 66ZM67 64H68V62H67V60L65 61ZM76 62V61H75ZM93 62V61H92ZM98 62V61H97ZM104 62V61H103ZM113 63H115L114 61H112ZM117 62V61H116ZM135 62L133 63V61H132V65H134L135 64ZM186 62V61H185ZM206 62V63H205ZM261 62H264L263 60L261 61ZM259 63V64H263V66H264V63ZM4 63V64H5ZM11 64H13L12 62H10ZM36 64L37 66L38 65H40V64ZM73 63V62H72ZM77 63V62H76ZM82 63H83V61H82ZM81 63V64H82ZM101 63H102V61H101ZM101 63H100V65H101ZM109 63V62H108ZM118 63V62H117ZM130 63V62H129ZM128 63V64H129ZM183 63H182V65H183ZM192 63H190L189 62V64H192ZM196 63V64H195ZM215 63V62H214ZM220 63V62H219ZM219 63H217L218 65H219ZM26 64H28V63H25V65ZM31 64V63H30ZM30 64H28V65H26L27 67L28 66H30L31 68L33 67V65L35 64V62H34V64L32 63L31 65ZM59 64V63H58ZM60 64V65H61ZM67 64H65V66H68ZM77 64H79V63H77ZM81 64H80V66H81ZM95 64H97L96 62H95ZM110 65H111V60H110V63H109ZM125 64V63H124ZM142 64H143V62H142ZM185 65H187L188 64V62H187V64L186 63H184ZM192 64V65H193ZM252 64V63H251ZM258 64V63H257ZM8 65V66H7ZM6 66H4V68H6V69H9L10 67H12L11 68V71H8V70H6L5 69V71L7 72H5V76H6V74H8L9 76H6L5 78H7V79H1V81H0V98H2L3 99V97L4 96H6L5 94H7L9 91H11L10 90V88H11V86L13 85V83H15L16 81L14 80V76H13V70L12 69H14L15 68V66L17 65V63H16V65H14V66H10L9 64H7ZM40 65V66H41ZM51 64H49V66H50ZM57 65V64H56ZM94 65V64H93ZM104 65H106L105 63L103 64V66ZM113 65V64H112ZM144 65V64H143ZM147 65V64H146ZM155 65V66H154ZM159 65V66H158ZM179 65H177V66H179ZM181 66V71H182V68H184V67H186V66ZM216 64H214V66H215ZM244 65V66H243ZM249 65H250V63H249ZM1 66V65H0ZM18 66V65H17ZM16 66V67H17ZM43 66H41V70H42V68H44ZM46 66H45V70L47 71V73H51V71L49 72L48 70H47V68H46ZM53 66V67H52ZM51 66V68H53V69H55L54 68V65H52ZM62 66H64V64L63 65H61V66H56V70H57V68H61ZM92 66V65H91ZM95 66V65H94ZM97 66V65H96ZM106 66H108V65H106ZM123 66V65H122ZM129 66V65H128ZM137 66V65H136ZM140 66V65H139ZM176 65H174V67H175ZM176 66V67H177ZM189 66H191V65H189ZM217 66V65H216ZM233 66V67H232ZM19 67V66H18ZM22 67V66H21ZM24 67V66H23ZM22 67V68H23ZM69 67H70V65H69ZM68 67V69H71V68H69ZM77 67V66H76ZM82 67V66H81ZM99 67V64H98V66L97 67H94V68H98ZM120 67V66H119ZM123 67H125L126 68V66H123ZM132 67V66H131ZM135 67V66H134ZM170 67L172 68V69H170ZM196 66H194V68H195ZM197 67L198 68H200L198 65H197ZM196 67V68H197ZM218 67H220V65L218 66ZM256 67H257V65H256ZM31 68H28V69H31ZM36 68H39V66L38 67H36ZM36 68H34V69H36ZM48 68H50V67H48ZM50 68V69H51ZM66 68V67H65ZM83 68H85V66L83 67ZM93 68V69H94ZM117 68H118V66H117ZM137 68H138V66H137ZM136 67H135V69H137ZM144 68H146V66L144 65ZM193 68V69H194ZM201 68L199 69V71H201ZM209 68H210V65H209ZM213 68V69H212ZM211 69H212V72H213V70H214V72H215V70H218L219 71V68L218 69H216V68H214V67H212ZM232 68H233V70H232ZM18 69V68H17ZM52 69V70H53ZM58 69V71H59V73H62V71L63 70H61V72H60V70ZM62 69H64L63 67H62ZM82 69V68H81ZM100 69V68H99ZM111 69V68H110ZM115 69V68H114ZM123 69V68H122ZM127 69V68H126ZM132 69L135 71V69L132 67ZM148 70H147V72L150 70L149 68H147ZM175 69V68H174ZM186 69V68H185ZM184 69V70H185ZM187 69L189 70V69H191V68H188L187 67ZM10 70V69H9ZM19 70V69H18ZM37 70V69H36ZM36 70H35V72H36ZM44 70V71H45ZM66 70V69H65ZM74 70L76 71L77 69H75L74 68ZM73 69H72V71H74ZM79 70H80V67H79ZM128 71H129V69H127ZM130 70H131V68H130ZM146 70V69H145ZM154 70V69H153ZM159 72H158V71ZM177 70V69H176ZM194 70H196V69H194ZM210 70V69H209ZM209 70H207V72L209 71ZM0 71H1V68H0ZM3 71V70H2ZM34 71V70H33ZM43 71V70H42ZM78 71V70H77ZM115 71V70H114ZM125 71V70H124ZM132 71V70H131ZM130 71V72H131ZM138 72H140V70L138 69L137 70ZM186 71V70H185ZM184 71V72H185ZM190 71V70H189ZM193 71V70H192ZM218 71H217V73H218ZM221 71H223V70H221ZM8 72H12L11 74L10 73H8ZM14 72H16V69H14ZM25 71H23V73H24ZM30 72V71H29ZM32 73V74H34V76H35V74L36 73ZM57 72V71H56ZM56 72H54V73H56ZM91 72H93V71H91ZM108 72V71H107ZM127 72V71H126ZM125 72V73H126ZM136 72V71H135ZM138 72H136V73H138ZM143 72V71H142ZM146 72V73H147ZM161 72V73H160ZM170 72H171V74H170ZM183 72V71H182ZM183 72V73H184ZM203 72V71H202ZM201 72V73H202ZM210 72V71H209ZM220 72V71H219ZM234 72H236V71H234ZM233 72V73H234ZM239 72V73H240ZM246 71H245V73H243V75L244 76H246L247 78H249L248 76H249V73L250 72H248L247 73ZM253 72V73H252ZM19 73H22V72H19ZM38 73H39V71H38ZM40 73H41V71H40ZM44 73V72H43ZM53 73V74H54ZM58 73V72H57ZM56 73V74H57ZM58 73V74H59ZM80 72H78V74H79ZM81 73H83L82 75H77L76 73V76L78 77H83V75H84V72H81ZM121 73H122V71H121ZM121 73H119L118 74V71H117V73L116 74H118V76H121V78L124 76L123 75V73L121 74ZM128 73V72H127ZM149 74H151V72H148ZM147 73V74H148ZM176 73V72H175ZM178 73V72H177ZM193 73H194V71H193ZM195 73H197V70L195 71ZM201 73H199V74H201ZM211 73V72H210ZM225 73V74H226ZM233 73L231 74V75H233ZM16 74V73H15ZM28 74V73H27ZM32 74H31V76H32ZM42 74V73H41ZM49 74H48V76H49ZM53 74H51V77L53 76ZM55 74V77H57V75ZM65 74V73H64ZM74 74V72L72 73V75ZM106 74V73H105ZM111 74V72H109V75ZM116 74H114V75H112L113 77L114 76H116V77H118ZM180 74H181V72H180ZM186 74H188V72L186 73ZM185 73H184V75H183V77L185 78V75H186ZM198 74V75H199ZM204 74H208V73H206V70H205V72L203 73V74H201L202 76H206V75H204ZM222 74V73H221ZM224 74V73H223ZM223 74H222V77H223ZM224 74V75H225ZM236 74V73H235ZM255 74V75H256ZM1 75V74H0ZM10 75L11 76H13L12 78L10 77ZM18 75V74H17ZM17 75H15L16 77H18ZM68 75H70V74H68ZM98 75V74H97ZM104 75V74H103ZM102 75V76H103ZM108 75V76H109ZM131 74H129L128 76H130ZM141 75V74H140ZM140 75H138L137 74V77L138 76H140ZM143 75H144V73H143ZM154 75V74H153ZM169 75L171 76V78H173V79H171L170 77H169ZM190 75H193V74H190ZM237 75V74H236ZM236 75L234 76V77H236ZM239 75V74H238ZM241 75V74H240ZM248 75V76H247ZM39 76H40V74H39ZM61 76H62V74H61ZM66 76V75H65ZM99 76V75H98ZM101 76V77H102ZM105 76H107V75H105ZM104 76V77H105ZM107 76V77H108ZM112 76H109V77H112ZM163 76V77H162ZM178 76V75H177ZM194 77H195V75H193ZM202 76H199V77H202ZM209 76V75H208ZM212 76V75H211ZM217 76H218V74H217ZM226 76H227V74H226ZM243 76V77H244ZM257 76H255V77H257ZM3 77V76H2ZM22 77V76H21ZM37 77V76H36ZM41 77V79H42V76H40ZM39 77V78H40ZM44 77V81H43V83L45 82V80H46V77H47V75L46 76H43ZM50 77V76H49ZM51 77H50V79H51ZM60 76H58V78H59ZM68 78H69V76H67ZM67 77H65V78H67ZM72 76H70V78H71ZM74 77H75V75H74ZM78 77V78H79ZM82 77H81V79H82ZM92 77H95L96 78V76H92ZM107 77L105 78V80L107 79ZM141 77V76H140ZM180 77H182V76H180ZM194 77L192 78V77H190V78H192L191 79V84H192V80L194 81ZM213 77V76H212ZM228 77H229V75H228ZM232 77V76H231ZM233 77V78H234ZM242 77V76H241ZM242 77V78H243ZM245 77V78H246ZM18 78H20V77H18ZM61 78V77H60ZM64 78V76L62 77V79ZM69 78V79H70ZM94 78V79H95ZM98 78V77H97ZM100 78V77H99ZM103 78V77H102ZM120 78V77H119ZM128 79H129V77H127ZM134 78V79H133ZM187 78H188V76H187ZM197 78H198V76H197ZM196 78V79H197ZM207 78H209V77H207ZM214 78V77H213ZM225 79H226V77H224ZM230 78V77H229ZM232 78V79H233ZM238 78V77H237ZM245 78L243 79V80H245ZM260 78H262V82L260 81ZM21 79H24V78H21ZM33 79V78H32ZM36 79H38V77L37 78H35V80ZM47 79H48V77H47ZM72 80H73V78H71ZM76 80H77V78H75ZM80 79V78H79ZM80 79V80H81ZM90 79H91V77H90ZM94 79H92V80H94ZM112 79V78H111ZM115 79V78H114ZM125 79V78H124ZM123 79V80H124ZM132 79L133 80H135V76L133 77V75H132ZM136 79H139V80H137V81H135L134 83H139L140 82V80L142 81V79H140V78H136ZM145 79H147V77L145 78ZM153 79V78H152ZM195 79V81L197 82V80H199V78L196 80ZM206 79V78H205ZM212 78H210V80H211ZM219 79V78H218ZM236 79V78H235ZM234 79V80H235ZM239 79V78H238ZM252 79H254V77L252 78ZM256 79H258V78H256ZM256 79H254L255 81H256ZM13 80V81H12ZM18 80V79H17ZM40 80V79H39ZM38 80V81H39ZM49 80V79H48ZM48 80H46L47 82L45 83V85H47V86H49L48 84V82L50 81H48ZM54 80H56V79H54ZM59 80H61V79H59ZM64 80V79H63ZM62 80V81H63ZM67 80V79H66ZM66 80H65V82H66ZM72 80H69V81H71V83H73V87H75L74 86V83H75V81L74 82H72ZM83 80V79H82ZM108 80V79H107ZM118 80H120L121 81V79H118ZM126 80L127 79H125V84H129V83H132L131 81L129 82L128 80H127V83H126ZM132 80V81H133ZM144 80V79H143ZM183 80V79H182ZM190 79H188V81H189ZM214 80V79H213ZM213 80L211 81V82H213ZM221 80V79H220ZM234 80H233V82H234ZM248 80V79H247ZM254 80H252V81H254ZM15 81V82H14ZM25 81V80H24ZM34 81V80H33ZM32 81V82H33ZM38 81H37V83H38ZM51 81H53V77H52V80ZM56 81H58V79L56 80ZM68 81V82H69ZM91 81V80H90ZM98 81H99V79H98ZM114 81V80H113ZM117 81V80H116ZM139 81V82H138ZM146 81V80H145ZM144 81V84H148L149 85V83H146ZM179 81V82H178ZM186 81V80H185ZM187 81V82H188ZM194 81V82H195ZM240 81V80H239ZM250 81H251V78H250V80H248V82L250 83ZM13 82V83H12ZM23 82V81H22ZM31 82V84L33 85L34 83H32ZM41 83H42V80L40 81ZM68 82H67V84H68ZM78 82H80V81H78ZM109 82V81H108ZM111 82V81H110ZM119 82V81H118ZM123 82V81H122ZM129 82V83H128ZM143 82V81H142ZM141 82V84L142 85H144L143 83ZM147 82H148V80H147ZM152 82H153V80H152ZM161 82V83H160ZM190 82V81H189ZM193 82V83H194ZM198 82V83H199ZM204 82H205V84H204ZM248 82H246L247 84H248ZM25 83V82H24ZM36 83V81H35V90H37L38 88H37V86H39V84H37ZM48 83V84H47ZM51 83V82H50ZM53 83V82H52ZM51 83V84H52ZM54 83H56L55 81H54ZM57 83H59V82H57ZM56 83V84H57ZM81 83H82V81H81ZM103 82L101 81L100 82V85L102 84ZM107 83V82H106ZM105 83V84H106ZM117 83V82H116ZM219 83V84H218ZM245 83V82H244ZM243 83V84H244ZM245 83V84H246ZM255 83V82H254ZM10 84H12V85H10ZM29 84V83H28ZM55 84V85H56ZM78 86H79V84L78 83H76ZM97 84H99V83H95V85H97ZM109 84V83H108ZM119 84V83H118ZM185 84H187V85H185V86H188V83H185ZM232 84H234V83H232ZM241 84H242V82H241ZM240 84V85H241ZM243 84H242V86H243ZM21 85V84H20ZM42 85H44V84H41V86H39V87H42ZM55 85H52V87L51 88H53V90H54V88H55V90L57 91L58 90V88H59V86L58 85H61V86H63L64 84H57V87H53V86H55ZM90 85H92V84H90ZM95 85H94V87H95ZM102 85H104V84H102ZM110 85H112V83L111 84H109L108 85V88H109V86ZM114 85V84H113ZM115 85H117V84H115ZM114 85V86H115ZM119 85H121V83L119 84ZM136 85V84H135ZM134 84L132 85V87L133 86H135ZM154 85V84H153ZM158 85V84H157ZM194 85H197V84H195L194 83ZM225 85H227L226 87H228V88H226L225 87ZM237 85H239V84H237ZM264 85V84H263ZM17 86V85H16ZM21 86H23V85H21ZM47 86H46V88H47ZM60 86V87H61ZM67 86V85H66ZM72 86V85H71ZM127 86V85H126ZM126 86H125V88H126ZM139 86H140V84H139ZM138 86V87H139ZM144 86H146V85H144ZM152 86V85H151ZM244 86H246V85H244ZM253 86V87H252ZM260 86V85H259ZM13 87V86H12ZM18 87H20V86H18ZM33 87V86H32ZM31 87V88H32ZM70 87V85H68V88ZM90 87V86H89ZM98 86H96L95 88H97ZM101 87V86H100ZM99 87V88H100ZM116 87V86H115ZM114 87V88H115ZM118 87V86H117ZM127 87H130V89H131V86H130V84L127 86ZM136 87V86H135ZM182 87H184V84H183V86ZM181 87V88H182ZM34 88V87H33ZM44 88H45V86H44ZM44 88H43V91H40V89H38V92L40 93V92H44ZM50 88V87H49ZM63 88L65 89V87L63 86ZM63 88H62V91H63ZM76 88V87H75ZM104 88V87H103ZM121 88H122V86H121ZM134 88V87H133ZM137 88V87H136ZM150 88V87H149ZM199 88H201V89H199ZM261 88H263V87H261ZM23 89V88H22ZM26 89V88H25ZM27 89H28V86H27ZM70 89V88H69ZM66 90L67 92L68 91H70V90ZM72 89H74V88H72ZM87 89V88H86ZM89 89H91V87L89 88ZM129 89V88H128ZM129 89V90H130ZM141 89V86H140V88H139V90ZM147 89V88H146ZM175 89V90H174ZM177 89H179V88H177ZM183 89V88H182ZM251 89H252V91L253 90H255V91H251ZM259 89H260V87H259ZM258 88H257V90H259ZM16 89H14V91H15ZM19 91H21V89H18ZM18 90H17V92H18ZM24 90V89H23ZM28 90H30V91H33L34 92V90H31V89H28ZM47 90V89H46ZM45 90V91H46ZM50 90V89H49ZM54 90V91H55ZM61 90V89H60ZM59 90V91H60ZM81 89L79 88V91H80ZM98 90V89H97ZM112 90V89H111ZM119 90H121V89H119ZM118 90V91H119ZM123 90H124V88H123ZM136 90H138V89H136ZM156 90H157V88H156ZM156 90H155V92H156ZM72 91V90H71ZM75 91H77V89L76 90H74V97L76 96L75 95ZM78 91V92H79ZM87 91H89V90H87ZM93 91H94V88H93ZM118 91H117V93H118ZM122 91V90H121ZM126 91V90H125ZM131 91V90H130ZM134 91V90H133ZM144 91V90H143ZM145 91H147V90H145ZM246 91V93L247 94H245L246 95V100L244 101L243 100V92H245ZM249 91H251V93H249ZM261 91V90H260ZM259 91V92H260ZM16 92V91H15ZM33 92H31V93H33ZM37 92V91H36ZM58 92V91H57ZM61 92V91H60ZM64 92V91H63ZM66 92V93H67ZM105 92V91H104ZM116 92V91H115ZM132 92V91H131ZM131 92H127V93H131ZM137 92V91H136ZM149 92V91H148ZM154 92V91H153ZM158 92V91H157ZM262 92V91H261ZM263 92H264V89H263ZM11 93V92H10ZM9 93V94H10ZM21 93H23V92H21ZM26 92H24V94H25ZM29 92H27V94H28ZM35 93V92H34ZM45 93V92H44ZM62 93V92H61ZM61 93H59V96H60V94ZM65 93V92H64ZM70 92H68V94H69ZM80 93V92H79ZM88 93V92H87ZM89 93H90V91H89ZM91 93H94V92H92L91 91ZM97 93H99V92H97ZM101 93V92H100ZM103 93V92H102ZM119 93H120V91H119ZM122 93H124V92H122ZM121 93V95H123ZM139 93V96H141V94H142V91H141V94H140V92H138ZM256 93H258V92H256ZM18 94H19V92H18ZM26 94V95H27ZM37 94V93H36ZM43 94V93H42ZM46 94H47V91H46ZM58 94V93H57ZM57 94H55V95H57ZM68 94H67V96H68ZM71 94V93H70ZM77 94V93H76ZM115 95H118V94H116V93H114ZM113 94V95H114ZM132 94V93H131ZM144 94V93H143ZM142 94V95H143ZM151 94H152V92H151ZM151 94H149L148 93V95H151ZM154 94V93H153ZM158 94V93H157ZM157 94H155V96L157 95ZM159 94V95H160ZM176 94H177V92H176ZM200 94H202V96L203 97H206V98H208V99H206V98H204V99H206L205 100V102H207L206 104H203V100H201V102H200V100L198 99V97L200 98ZM249 94H251V97L249 96L248 97V95ZM264 94V93H263ZM32 96V94H28V96ZM66 95V94H65ZM91 95V94H90ZM108 96H109V94H107ZM120 95V94H119ZM124 95H126L125 97H127V94H126V92L124 93ZM135 95V94H134ZM133 95V96H134ZM136 95H138V94H136ZM258 95V94H257ZM260 95V94H259ZM258 95V96H259ZM17 96H22V95H17ZM27 96V97H28ZM46 96V95H45ZM62 96V95H61ZM72 96H73V94H72ZM79 96V95H78ZM92 96V95H91ZM101 96H103V97H100V98H104V95H101ZM146 96V95H145ZM144 96V97H145ZM163 96V97H162ZM258 96H256L255 95V97H258ZM9 97V96H8ZM7 97V98H8ZM16 97V96H15ZM26 96H25V100H27L26 98H27ZM36 97V96H35ZM39 97V96H38ZM41 97V96H40ZM70 96H68L67 97V99L69 98ZM87 97H88V95H87ZM93 97H96V99L97 100H99V102H101L100 100H104V99H99L98 98V96L96 95H94L93 94ZM106 97V96H105ZM113 97V96H112ZM111 97V98H112ZM116 97V96H115ZM132 97V96H131ZM135 97V96H134ZM138 97V96H137ZM143 97V98H144ZM203 97H201V98H203ZM254 97V96H253ZM20 98V97H19ZM43 98V97H42ZM41 98V99H42ZM62 98H64V97H60V101H63L64 99L66 100V98H64V99H62ZM75 98H77V96L75 97ZM79 98V97H78ZM77 98V99H78ZM111 98H108L109 100L111 99ZM114 98V97H113ZM113 98H112V100H113ZM119 98H121V96H119ZM133 98V97H132ZM138 98H140V97H138ZM146 98V97H145ZM144 98V99H145ZM151 98V97H150ZM158 98V97H157ZM165 99V100H163V99ZM15 99V98H14ZM18 99V98H17ZM20 99H22V98H20ZM30 99H32V98H30ZM36 99V98H35ZM40 99V98H39ZM44 99H46V98H44ZM53 99V98H52ZM72 99H73V97L71 98V99H69V101H72ZM88 99V101L90 100V98H87ZM125 99V98H124ZM127 100L129 99L128 97L126 98ZM125 99V100H126ZM136 99V98H135ZM140 99H142V97L140 98ZM155 99V98H154ZM170 100V101H168V100ZM198 99V100H197ZM249 99V100H248ZM8 100H9V98H8ZM8 100L6 101V103H10V102H8ZM37 100V99H36ZM56 100H57V98H56ZM106 100V99H105ZM118 100V99H117ZM123 100V99H122ZM124 100V101H125ZM147 99H145V101H146ZM1 101V100H0ZM17 101V100H16ZM35 101V100H34ZM51 102H52V100H50ZM53 101H55V99L53 100ZM58 101H59V97H58ZM75 101V100H74ZM74 101L73 102H71V103H73V107H74ZM77 101V100H76ZM120 101V100H119ZM149 102H150V100H148ZM168 101V102H167ZM196 101H198V103H196ZM203 101V102H202ZM249 101H251V102H249ZM264 101V100H263ZM21 102V101H20ZM30 102H32V101H30ZM38 102H40V101H38ZM44 101L42 100V103H43ZM51 102H50V104H51ZM68 102V101H67ZM95 102V101H94ZM97 102V101H96ZM102 102H104V101H102ZM109 102H111V101H109ZM115 102H116V100H115ZM121 102V101H120ZM131 101H129V103L127 102L126 103V101L125 102H123V104H124V107H125V104H132V102L130 103ZM137 102H138V100H137ZM143 102V101H142ZM152 102V101H151ZM161 102V101H160ZM160 102H155V103H157V104H159ZM204 102V103H205ZM247 102V103H246ZM25 103V105H26V101H23V104ZM28 103V102H27ZM54 103V105H55V102H53ZM63 103V102H62ZM61 103V104H62ZM64 103H66V102H64ZM76 104L78 103V102H75ZM80 103V102H79ZM79 103L75 106L76 108L78 107V108H81V106L79 107L78 105H79ZM113 103V102H112ZM141 103V102H140ZM2 104H3V101H2ZM12 104V102L10 103V105ZM15 104H17L18 105V103L16 102V103H14L13 105H12V107H13V117L15 116L14 115V111L16 112V110H14V105ZM40 104V103H39ZM85 104V103H84ZM97 104H99V103H95V106H94V108H95V110H93V111H95L96 112V105ZM104 104V103H103ZM103 104H101V105H103ZM116 104H118V102L116 103ZM142 104V103H141ZM143 104H145V103H143ZM147 104V103H146ZM145 104V107L147 108V105ZM154 104V103H153ZM160 104H162V102L160 103ZM186 105V110L185 109H183V110H185L184 112H185V114L183 115H181V113H182V111H181V113L180 114H178V116L179 115H181L180 116V118H176V119H178V123L176 122V119H175V115H174V113H176V112H179L177 109H178V105ZM194 104V108H191V105H193ZM195 104L197 105V107L195 106ZM20 105H22V104H20ZM34 105H36V104H34ZM41 105H43V106H45L44 104H41ZM48 105H49V103H48ZM53 105V104H52ZM69 105V104H68ZM81 105V104H80ZM100 105V104H99ZM101 105L99 106V108H102V109H104V106L103 107H101ZM107 105V104H106ZM108 105H109V103H108ZM110 105H111V103H110ZM134 105L135 106H137L136 105V103L135 104H133L132 106H133V108H134ZM148 105H150L149 103H148ZM152 105V104H151ZM150 105V106H151ZM155 105V104H154ZM153 105V107L152 108H155V110H156V107H165V106H163V105H161V106H154ZM262 105V106H261ZM0 106H1V104H0ZM3 106H4V104H3ZM7 106H9V105H7ZM27 106V105H26ZM30 106V105H29ZM33 106V105H32ZM51 106V105H50ZM56 106V105H55ZM62 106V105H61ZM66 106V105H65ZM87 106V105H86ZM98 106V105H97ZM114 106H116L115 104H114ZM127 106V105H126ZM130 106V105H129ZM139 106L141 107V105L139 104ZM139 106H137L138 108H140ZM178 106V107H177ZM5 107H6V105H5ZM17 107V106H16ZM15 107V108H16ZM18 107H19V105H18ZM17 107V108H18ZM21 107H23V106H21ZM31 107V106H30ZM34 107V106H33ZM47 107V106H46ZM49 107V106H48ZM51 107H53V106H51ZM64 107V106H63ZM70 107H72L71 106V104H70ZM74 107V108H75ZM85 109L83 110V109H81L80 111L82 112H86L85 110H87V108L85 107V106H83ZM82 107V108H83ZM122 106L120 105L119 106V109L121 108ZM136 107V108H137ZM144 107V106H143ZM149 107V106H148ZM169 107V106H168ZM177 107V108H176ZM196 107V108H195ZM20 108V107H19ZM18 108V109H19ZM25 108V107H24ZM27 108V107H26ZM32 108V107H31ZM73 108V109H74ZM75 108V110H77ZM107 108V107H106ZM110 108V107H109ZM111 108H112V105H111ZM152 108H150L151 110H152ZM179 108H181L182 109V107H179ZM1 109V108H0ZM7 109H8V107H7ZM34 109V108H33ZM40 110H41V108H39ZM42 109H44V108H42ZM66 109H68L69 110V108H66ZM89 109H90V106H89ZM102 109H100L99 111H101L102 112ZM117 109V108H116ZM131 109V108H130ZM142 109V108H141ZM161 108H159V110H160ZM164 109H167V107L166 108H164ZM3 110H5V109H3ZM10 110V109H9ZM12 110V109H11ZM20 110H22V108L20 109ZM32 110V109H31ZM79 110V109H78ZM77 110V111H78ZM105 111H106V113H107V110L106 109H104ZM103 110V111H104ZM111 110V112H112V110L113 109H110ZM109 110V111H110ZM121 110H124V109H121ZM148 110V109H147ZM155 110H154V112H155ZM157 110H158V108H157ZM175 110H177L176 112H175ZM24 111H28V110H25L24 109ZM24 111H22L23 112V114L26 116L27 114H25V112ZM42 111V110H41ZM91 111V110H90ZM89 110H88V113H91ZM99 111H98V113L96 114L99 118L102 116V113H100L99 114ZM104 111V112H105ZM113 111H116L115 109L113 110ZM150 111V110H149ZM161 111H162V109L160 110V111H158V114L160 115V113H161ZM11 112V111H10ZM10 112H8V115H9V113ZM12 112H11V115H12ZM19 112V111H18ZM21 112V111H20ZM38 112V111H37ZM51 112L53 113L51 116L52 117H54L53 115H55L56 117H60L59 116V114L58 113H60V112H58V110H57V107H54V109L53 108H51ZM50 112V113H51ZM69 112H70V110H69ZM71 112H75L74 110L72 111V108H71ZM82 112V113H83ZM111 112H108V113H111ZM119 112V114L121 113L120 111H118V109H117V113ZM128 112V111H127ZM135 112V111H134ZM139 112V111H138ZM143 112V111H142ZM141 112V113H142ZM151 112H153V110L151 111ZM154 112H153V114H154ZM160 112V113H159ZM183 112V113H184ZM1 113H3L4 114V111L3 112H1ZM17 113V112H16ZM32 113V112H31ZM47 114L49 113V112H46ZM68 113V112H67ZM78 113V112H77ZM77 113L75 114V115H77ZM80 113V112H79ZM106 113H104V114H106ZM107 113V114H108ZM113 113V112H112ZM123 113H125V112H123ZM122 113V114H123ZM130 113V112H129ZM141 113L140 114H138V115H141ZM144 113H146L145 114V116H147V115H149L150 116V112L149 113H147V111L146 112H144ZM143 113V114H144ZM7 114V113H6ZM62 114V113H61ZM99 114V115H98ZM104 114H103V116H104ZM121 114V115H122ZM156 114V113H155ZM2 115V114H1ZM1 115H0V118H1ZM18 115V114H17ZM29 115V114H28ZM50 115V114H49ZM64 115V114H63ZM70 115V114H69ZM73 115V114H72ZM72 115L69 117V119H68V121H70V118L72 117ZM80 115V114H79ZM85 117H86V115L85 114H83ZM89 115V114H88ZM109 115V114H108ZM113 115V114H112ZM115 115V114H114ZM125 115H126V113H125ZM128 115V114H127ZM159 115H157V116H159ZM162 115V114H161ZM162 115V116H163ZM176 115H177V113H176ZM10 116V115H9ZM46 116V115H45ZM74 116V115H73ZM82 116V115H81ZM92 116V115H91ZM94 116V115H93ZM106 116V115H105ZM110 117H111V120H112V118L113 117H115V119L117 120V119H121L122 120V118H116V115L115 116H111V115H109ZM144 116V117H145ZM163 116V117H164ZM184 116V117H183ZM2 117H4V119H6L5 117H7V115H3ZM29 117V116H28ZM30 117H32L31 115H30ZM29 117V118H30ZM41 117H43L42 116V113H41ZM52 117H51V119H52ZM84 117V119H85V121L87 120L86 118L88 117H86L85 118ZM95 117V116H94ZM108 117V116H107ZM118 117V116H117ZM121 117H123V116H121ZM132 117H133V114H132ZM135 117V116H134ZM143 116H140V118H142ZM148 117V116H147ZM151 118L153 117V116H150ZM163 117H158V119L160 120V119H162ZM177 117V116H176ZM40 118V117H39ZM66 118V117H65ZM75 118H77V117H75ZM74 118V119H75ZM78 118H80L79 116H78ZM91 118H93V117H91ZM102 118V117H101ZM124 119L123 120H126L127 119V117H126V119H125V116L123 117ZM154 118H156V117H154ZM154 118H152L151 120L153 121V119ZM173 118L175 119V120H173ZM181 118H183V119H181ZM4 119H0V121L1 120H3L4 122H5V120ZM34 119V118H33ZM35 119H37V117H35ZM44 119H46V118H44ZM63 119V118H62ZM83 119V118H82ZM82 119H80V122L81 121H84V120H82ZM90 118L88 117V120H89ZM94 119V118H93ZM93 119H91L92 121L91 122H94L93 121ZM108 119V118H107ZM131 119V118H130ZM129 119V120H130ZM134 119H136V118H134ZM149 119L150 118H148V120H146V118H144V120H146L147 122L149 121ZM157 119V118H156ZM155 119V120H156ZM164 119V118H163ZM171 119V120H170ZM28 121H32V118H30V120L29 119H27ZM47 120V119H46ZM55 120V119H54ZM53 119H52V121H54ZM75 120H77V119H75ZM79 120V119H78ZM96 120V119H95ZM101 119H99L98 121H100ZM106 119L104 118V121H105ZM108 120H110V119H108ZM107 120V121H108ZM116 120H114V122L116 121ZM141 120V119H140ZM179 120H182V121H179ZM18 121V120H17ZM20 121V120H19ZM44 121V120H43ZM61 121V120H60ZM63 121V120H62ZM64 121H66V120H64ZM74 121V120H73ZM107 121H105L106 123H107V125H108V123L109 122H107ZM127 121V120H126ZM157 121V120H156ZM162 122H163V120H161ZM161 121H160V123H161ZM173 121V122H172ZM174 121H175V123L176 124H172V123H174ZM4 122H2V125L4 124ZM16 122V121H15ZM33 122V121H32ZM40 122L41 121H39V124H40ZM44 122H46V121H44ZM49 122V121H48ZM70 122H72V119H71V121ZM77 122V121H76ZM76 122L74 123V124H76ZM89 122V121H88ZM102 122H103V120H102ZM118 122V121H117ZM121 122V121H120ZM123 122V121H122ZM121 122V123H122ZM125 122V121H124ZM131 122H134V123H138V122H135V121H133V120H131ZM141 122H142V120H141ZM147 122H145V123H147ZM164 122H163V124H160V125H163V126H165V124H164ZM171 122V124L169 125V123ZM7 123H8V121H7ZM6 123V124H7ZM11 123V122H10ZM12 123H14V121H12ZM16 123H18V122H16ZM25 123V122H24ZM35 123H36V121H35ZM47 123V122H46ZM60 123V122H59ZM63 123V122H62ZM65 123V122H64ZM73 123V122H72ZM90 123V122H89ZM104 123V122H103ZM105 123V124H106ZM127 122H125V125H124V127H126V125L128 126V124H126ZM149 123H150V121H149ZM152 123V122H151ZM167 123H168V125H167ZM181 123V124H180ZM32 124H34V122L32 123ZM31 123L29 124V122H28V125H29V128H32V129H34V127L33 126H31L30 127V125H32ZM48 124V123H47ZM67 124V123H66ZM69 124V123H68ZM80 124V123H79ZM79 124H77L78 126H79ZM81 124H82V122H81ZM80 124V125H81ZM92 123H90L89 124V126L91 125ZM96 124V123H95ZM105 124H103V126L105 125ZM115 124V123H114ZM124 124V123H123ZM153 124H156V122L155 123H153ZM152 124V125H153ZM158 124V123H157ZM9 125V124H8ZM38 125V124H37ZM36 125V126H37ZM52 125V124H51ZM58 125V122L56 121V126ZM76 125V126H77ZM102 125V124H101ZM107 125H105V127L107 128ZM119 124L117 123V125L116 126H118ZM130 125H134L133 123H131ZM139 126H141V125H148V124H143V123H141V125L140 124H138ZM137 125V126H138ZM174 125V126H173ZM177 125H178V127H177ZM180 125H181V127H180ZM6 126V125H5ZM19 126V125H18ZM26 126H27V124H26ZM35 126V125H34ZM40 126V125H39ZM43 126V125H42ZM59 126V125H58ZM61 126V125H60ZM65 126H67V125H65ZM70 126H72V125H70ZM82 126H83V124H82ZM82 126H79V127H81L82 128ZM86 126L88 127V124L86 123ZM112 126V125H111ZM110 125H109V127L111 128V131H112V128L115 130V128L112 126L111 127ZM121 125H119V127H120ZM137 126H136V130H137V132H138V129H137ZM154 126H156V125H154ZM154 126H152V127H154ZM163 126H160V127H163ZM170 126V127H169ZM174 127V128H171V127ZM176 126V127H175ZM0 127H2V126H0ZM11 127H12V125H11ZM13 127H15V126H13ZM38 127V126H37ZM49 127H50V125H49ZM62 127V126H61ZM73 127H74V125H73ZM84 127H85V124H84ZM105 127H102V128H100V129H105ZM124 127H122V129L124 128ZM148 127V126H147ZM149 127H150V124H149ZM24 128V127H23ZM45 128V127H44ZM80 128V129H81ZM86 128V127H85ZM92 129L94 128V127H91ZM117 128V127H116ZM138 128H140V127H138ZM142 129H143V127H141ZM177 128V129H176ZM178 128H179V131L181 132L183 129H184V131H182L183 132V134L182 133H179V131H177L178 130ZM181 128H183V129H181ZM199 129L198 131H199V133L198 132H195L196 131V129ZM3 129V128H2ZM1 129V130H2ZM13 129V128H12ZM25 129H26V127H25ZM28 129V128H27ZM35 129H36V127H35ZM46 129V128H45ZM89 129H90V127H89ZM91 129V130H92ZM126 128H124V130H125ZM132 129H133V127H132ZM144 129H145V127H144ZM150 129H152V128H150ZM149 129V130H150ZM154 129H155V127H154ZM153 129V130H154ZM157 129V128H156ZM155 129V130H156ZM160 129V128H159ZM158 129V132H160L161 130H159ZM161 129H163V128H161ZM6 130V129H5ZM38 130H39V127H38ZM41 130V129H40ZM46 130H49V129H46ZM46 130H44V132L46 131ZM74 130L75 129H73L72 130V133H74ZM78 130V129H77ZM90 130V131H91ZM113 130V132H115ZM117 130H119V128H117ZM123 130V131H124ZM127 130V129H126ZM146 130V129H145ZM152 130V131H153ZM164 130V131H165ZM165 131L166 133L168 132V131ZM195 130V131H194ZM24 131V130H23ZM26 131V130H25ZM28 131V130H27ZM53 131V130H52ZM61 131V130H60ZM63 131H65V130H63ZM62 131V132H63ZM78 131H81V130H78ZM83 131H87V130H84V128H83ZM97 131H100L99 129L97 130ZM102 131V130H101ZM110 131V130H109ZM119 131H121V127H120V130ZM118 131V132H119ZM140 131H142V132H145V131H143V130H141L140 129ZM148 131V130H147ZM146 131V132H147ZM175 131H177L176 133H174ZM14 132V131H13ZM12 132V133H13ZM33 132V131H32ZM40 132V131H39ZM43 132V130H41V133ZM50 132V131H49ZM75 132H76V130H75ZM91 132H93V130L91 131ZM104 132V131H103ZM113 132H111V133H113ZM122 132V131H121ZM124 132H126V131H124ZM123 132V133H124ZM128 132H129V130H128ZM137 132L135 133V136L137 135ZM145 132V133H146ZM149 132V131H148ZM154 132V131H153ZM162 132V131H161ZM10 133V132H9ZM8 133V134H9ZM34 133V132H33ZM37 133H38V131H37ZM41 133H39V134H41ZM46 133H48V131H46ZM52 133V135H50V136H54L55 134H53V132H51ZM69 133V132H68ZM86 133V132H85ZM85 133H83L84 134V136H85ZM89 133V132H88ZM115 133H117V131L115 132ZM140 133V132H139ZM150 133V132H149ZM155 133V132H154ZM174 133V134H173ZM4 134H5V132H4ZM3 134V135H4ZM24 134H25V132H24ZM26 134H28V133H26ZM44 134V133H43ZM49 134V133H48ZM48 134H46V135H48ZM65 134V133H64ZM76 134V133H75ZM78 134H81L80 132H78ZM77 134V135H78ZM101 134V133H100ZM131 134V133H130ZM133 134H134V132H133ZM148 133H146L145 134V137H147L146 135H147ZM150 134H153V133H150ZM150 134H148L149 135V138H150ZM156 134H157V132H156ZM164 134V136L166 135L165 133H163ZM162 134V135H163ZM169 134H170V132H169ZM22 135V134H21ZM66 135H68V134H66ZM76 135V136H77ZM90 135V134H89ZM88 135V138H90V137H92L93 135H95V133H92L91 134V136H89ZM99 135V134H98ZM104 135H105V137H106V134L104 133ZM124 135H125V133H124ZM126 135H129L128 133H126ZM126 135H125V137H126ZM139 135H140V137L143 135V134H138L135 138H133L132 140H133V142L134 141H137L138 140V138L140 139V137H139ZM154 135V134H153ZM161 135V134H160ZM181 135V136H180ZM0 136H1V133H0ZM10 136V135H9ZM8 136V137H9ZM18 136H19V134H18ZM29 136H32V135H29ZM36 135H34V137H35ZM44 137H45V135H43ZM49 136V135H48ZM73 136H75V135H73ZM75 136V137H76ZM87 136V135H86ZM85 136V137H86ZM96 136V135H95ZM101 136V135H100ZM113 136H114V140L116 139H118V136H120V134L118 133V135H117V138H115L116 137V135L115 134H113ZM123 136V135H122ZM156 136V135H155ZM155 136H154V138L152 139V140H154L155 139ZM158 136H159V134H158ZM2 137V136H1ZM0 137V138H1ZM8 137H6V138H8ZM37 137V136H36ZM43 137V138H44ZM55 137V136H54ZM68 137H69V135H68ZM83 137V135H81V138ZM128 137V136H127ZM126 137V138H127ZM131 137H133L132 136V134L130 135V139H131ZM145 137H143L142 136V139H144L145 140ZM161 137V136H160ZM11 138V137H10ZM29 138V137H28ZM32 138V137H31ZM30 138V139H31ZM39 138V137H38ZM56 138V137H55ZM63 138V137H62ZM72 138V137H71ZM70 138V139H71ZM78 138H80V137H78ZM87 138V139H88ZM102 138V137H101ZM125 138V139H126ZM156 138H158V137H156ZM177 138V139H176ZM3 139H5V138H3ZM2 139V140H3ZM12 139V138H11ZM24 139V138H23ZM27 139V138H26ZM47 139V138H46ZM52 139H53V137H52ZM64 139V138H63ZM66 139V138H65ZM68 139V138H67ZM95 139V138H94ZM92 140V138L90 139V140H92L93 142H96L97 141V139L96 140ZM102 139H104V138H102ZM107 139V138H106ZM137 139V140H136ZM147 139V138H146ZM162 139V138H161ZM165 139H167V138H165ZM13 140V139H12ZM33 140V139H32ZM49 140V139H48ZM73 140V139H72ZM84 140H86V138L84 139ZM105 140V139H104ZM104 140H101V141H104ZM120 140V139H119ZM122 140V139H121ZM120 140V141H121ZM152 140H149L148 139V141H150V143H152L151 141ZM160 140V139H159ZM175 140H178L179 142L178 143H176L175 142ZM213 140H218V142H216V143H212L213 142ZM11 141V140H10ZM15 141H17L18 142V140H15ZM22 141V140H21ZM31 141V140H30ZM34 141H35V139H34ZM39 141H40V138H39ZM41 141L44 143V141L45 140H42L41 139ZM40 141V142H41ZM51 141V140H50ZM54 141H55V139H54ZM61 141V140H60ZM63 142H64V140H62ZM74 141H75V139H74ZM73 141V142H74ZM89 141V140H88ZM99 141V140H98ZM97 141V142H98ZM108 141V140H107ZM107 141L105 140L104 142H106L105 144L106 145H108V143H107ZM126 141V140H125ZM146 141V140H145ZM161 141V140H160ZM180 141H183V142H181L180 143ZM12 142V141H11ZM16 142V143H17ZM23 142V141H22ZM25 142V141H24ZM36 142V141H35ZM35 142L33 143V144H35ZM40 142H38V143H40ZM42 142H41V144H42ZM66 140H65V143H64V145L66 144ZM68 142L70 143V141H69V139H68ZM72 142V141H71ZM76 142H78V141H76ZM83 142V141H82ZM81 142V143H82ZM117 141H115V144L116 145H118L117 143H116ZM121 142H123V141H121ZM120 142V143H121ZM132 142V141H131ZM132 142V143H133ZM147 142V141H146ZM0 143H2V142H0ZM5 143H7V142H5ZM9 143V142H8ZM14 143V142H13ZM26 143V142H25ZM29 143V142H28ZM37 143V142H36ZM37 143V144H38ZM53 143V142H52ZM56 143V142H55ZM78 143H80V142H78ZM86 143H88V142H86ZM129 143V142H128ZM154 143H155V141H154ZM154 143H152L153 145L152 146H155V144H157V141H156V143L154 144ZM162 142H160L159 144H161ZM176 143V145H174V144ZM32 144V145H33ZM45 144V143H44ZM48 144H49V141H48ZM63 144V143H62ZM74 144H75V146H76V144L77 143H75L74 142ZM93 144V143H92ZM94 144H96V146H97V144L98 145H100V141H99V143H94ZM135 144H136V142H135ZM137 144H140V141H139V143H138V141H137ZM142 144V143H141ZM144 145H146L145 143H143ZM149 144V143H148ZM159 144H157V145H159ZM173 144V145H172ZM4 145V144H3ZM3 145H2V147H3ZM8 145V144H7ZM7 145H4V147L6 146V147H8ZM22 145V144H21ZM25 145V144H24ZM23 145V146H24ZM27 145V144H26ZM43 145V144H42ZM46 145H47V142H46ZM54 145V144H53ZM60 145H61V143H60ZM59 145V143H58V145L57 146H60ZM66 145H68V144H66ZM80 145V144H79ZM83 144H81L80 146H82ZM90 145V144H89ZM101 145H102V143H101ZM101 145L99 146L100 148H101ZM120 145V144H119ZM122 145H124L123 143L121 144V146ZM128 145H130L131 146V144H128ZM127 145V146H128ZM143 145V146H144ZM162 145V144H161ZM170 145V144H169ZM10 146H12V144H10ZM28 146V145H27ZM31 146V145H30ZM39 146V145H38ZM43 146H45V145H43ZM48 146V145H47ZM46 146V147H47ZM50 146V145H49ZM49 146H48V148H46L47 149V152L49 153V155H51L52 153L51 152H49L50 150H49ZM57 146H54L55 147V149L57 148ZM94 146V145H93ZM109 146V145H108ZM121 146L119 147V149H121ZM124 146H126V145H124ZM132 146H133V144H132ZM132 146H131V149H132ZM139 146H141V145H139ZM138 146V148H140ZM149 146H150V144H149ZM149 146L147 145L145 148L146 149H144L143 148V150L145 151H148V148H149ZM152 146H150L151 148H153ZM163 146V145H162ZM162 146H161V148H162ZM13 147V146H12ZM34 147V146H33ZM33 147H32V149H33ZM37 147V146H36ZM52 147V146H51ZM62 147H63V145H62ZM66 146H64V148H65ZM84 147V146H83ZM98 147V148H99ZM102 147H103V145H102ZM109 147H111V146H109ZM142 147V146H141ZM1 148V147H0ZM9 148V147H8ZM7 148V149H8ZM28 148H30V147H28ZM61 148V147H60ZM60 148H58L57 149V152H58V150L60 149ZM64 148H62V149H64ZM68 148V147H67ZM67 148H65V149H67ZM76 148V147H75ZM78 148H80L79 146H78ZM78 148H77V150H78ZM99 148V149H100ZM106 148V147H105ZM108 148V147H107ZM106 148V149H107ZM126 148V147H125ZM124 147H123V149H125ZM128 148L130 149V147L128 146ZM126 149L127 150V152L129 151V153L131 152V151H133L134 152V150H136L137 149V147H135V149H133V150H129V149ZM151 148H149V151H152V150H150ZM158 148V147H157ZM156 148V146H155V148L153 149V151L155 150V149H157ZM159 148H160V146H159ZM158 148V149H159ZM163 148H165V145L163 146ZM6 149V148H5ZM4 148H3V152L4 151H7V150H5ZM32 149H30V150H32ZM38 149V148H37ZM40 149H41V147H40ZM44 150H45V148H43ZM51 149V148H50ZM53 149V148H52ZM51 149V150H52ZM81 149V148H80ZM102 149V148H101ZM100 149V150H101ZM103 149H104V147H103ZM103 149H102V151H103ZM109 150H108V152L109 151H111L110 149L111 148H108ZM157 149V150H158ZM27 149H25V151H26ZM34 150H35V147H34ZM39 150V149H38ZM37 150V151H38ZM49 150V151H48ZM61 150V149H60ZM84 150V149H83ZM115 150V149H114ZM114 150L112 149V151L114 152ZM122 150V149H121ZM121 150H119V152L121 151ZM138 150L139 149H137L136 151L138 152ZM143 150H141V151H143ZM156 150V151H157ZM160 150V149H159ZM158 150V151H159ZM164 150V149H163ZM163 150H161L162 152H163ZM1 151V150H0ZM9 151H10V148H9ZM11 151H13L12 150V148H11ZM11 151H10V153H11ZM24 151V150H23ZM28 151H29V149H28ZM27 151V152H28ZM54 151V150H53ZM105 151V150H104ZM107 151V150H106ZM111 151V152H112ZM117 151H118V149H117ZM123 151V150H122ZM125 151V150H124ZM123 151V152H124ZM145 151V152H146ZM157 151V154H159V152ZM165 151V150H164ZM8 152V151H7ZM14 152V151H13ZM31 152V151H30ZM40 153H41V151H39ZM38 152V153H39ZM45 152H46V150H45ZM44 152V153H45ZM46 152V153H47ZM63 152V154H64V151H62ZM68 152V150L65 152V153H67ZM75 152L77 153V151L75 150ZM75 152H72L73 154L75 153ZM87 151L85 150V153H86ZM123 152H121L122 154H124ZM126 152V153H127ZM132 152V153H133ZM140 152V151H139ZM1 153V152H0ZM5 153V152H4ZM10 153H8V154H10ZM15 153V152H14ZM24 153V152H23ZM22 153V154H23ZM38 153H37V155H38ZM43 153V152H42ZM43 153V154H44ZM51 153V154H50ZM59 153V152H58ZM60 153H61V151H60ZM110 153V152H109ZM129 153H127V155H129ZM136 153V152H135ZM147 153V152H146ZM148 153H151V152H148ZM2 154V153H1ZM19 154V153H18ZM21 154V155H22ZM29 154H31V153H29ZM32 154H34L33 153V151H32ZM35 154H36V152H35ZM34 154V155H35ZM42 154V155H43ZM70 154H71V152H70ZM69 154V155H70ZM72 154V155H73ZM81 154H82V150H81ZM84 154V153H83ZM83 154H82V156H80L79 155V152H78V155H79V157H83ZM122 154H121V156H122ZM137 154V153H136ZM142 153H140V155H141ZM162 154V153H161ZM2 155H4V154H2ZM15 155V154H14ZM20 155V154H19ZM18 155V156H19ZM41 155V156H42ZM48 155V154H47ZM84 155H86V154H84ZM97 155H98V153H97ZM120 155V154H119ZM134 155V153L133 154H131L130 155V159H131V156H133ZM152 155H155V151H154V154L152 153ZM151 155V156H152ZM160 155V154H159ZM158 155V156H159ZM7 156V155H6ZM11 156V155H10ZM17 156V155H16ZM22 156H24L25 157V155H22ZM31 156H33V155H31ZM30 156V157H31ZM39 156V155H38ZM53 155H51V157H52ZM55 156V155H54ZM56 156H58V154L56 155ZM60 156V155H59ZM58 156V157H59ZM61 156H63L62 154H61ZM74 157H76L75 155H73ZM136 156V155H135ZM146 157H148L147 155H145ZM145 156H144V158H145ZM156 156V155H155ZM161 156V155H160ZM9 157V156H8ZM15 157V156H14ZM24 157H19V158H17V159H23ZM35 157V156H34ZM33 157V158H34ZM37 157V156H36ZM50 157V156H49ZM51 157H50V160H51ZM58 157H56L57 159H58ZM65 157H67L66 155H65ZM79 157H77V158H75V161L79 158ZM85 157V156H84ZM87 157H89V153H88V156ZM86 157V158H87ZM124 157V156H123ZM128 157V156H127ZM142 157H143V155H142ZM157 157V156H156ZM163 157H164V155H163ZM197 159H196V158ZM28 158H29V156H28ZM41 158V157H40ZM45 158H47L46 156L44 157V160H45ZM53 158V157H52ZM61 158V157H60ZM69 159H70V156L68 157ZM73 158V157H72ZM85 158V159H86ZM125 158V157H124ZM133 158H135V160H136V157H134L133 156ZM132 158V159H133ZM165 158H166V154H165ZM168 158V159H169ZM199 158V159H198ZM201 158V159H200ZM3 159L6 161V159H7V157H6V159L4 158V156H3V158L1 157V161H3ZM25 159H27V154H26V158ZM30 159V158H29ZM35 159V158H34ZM42 159V158H41ZM56 159V160H57ZM63 159H65V158H62V160L61 161H63ZM84 159V158H83ZM82 159V160H83ZM84 159V160H85ZM117 159V158H116ZM122 159V161H123V158H121ZM128 159H129V157H128ZM132 159H131V161H132ZM138 159V158H137ZM142 159V158H141ZM150 159V160H149ZM149 163H150V161L151 162H153L151 159L152 158H150L149 157ZM158 159H160V158H158ZM161 159H162V157H161ZM190 159V160H189ZM202 159H204L205 161H203ZM31 160H32V158H31ZM38 160H39V158H38ZM59 161H60V159H58ZM57 160V161H58ZM68 160V159H67ZM81 160V159H80ZM84 160H83V163H84ZM127 160V159H126ZM125 160V161H126ZM134 160V159H133ZM145 160H147V159H145ZM147 160V161H148ZM155 160V162H158V161H156V159H154ZM192 161V162H196V161ZM47 162H48V159L46 160ZM51 161H53V160H51ZM55 161V160H54ZM71 161V160H70ZM70 161L68 162L70 165H67L68 166V169H70L69 168V166L71 167V163H70ZM86 162H87V160H85ZM124 161V162H125ZM130 160H129V162H131ZM137 161V160H136ZM136 161H135V163H133V164H136ZM140 161V160H139ZM146 161V162H147ZM161 161V160H160ZM164 161H166V160H164ZM199 161V162H200ZM4 162V161H3ZM3 162H1V164H0V166H2V167H4L5 166V163H4V165L2 164ZM16 162L17 163H19V161L18 160H16ZM20 162H22V161H20ZM24 162V161H23ZM25 162H27L28 163V161H26L25 160ZM24 162V163H25ZM32 162H33V160H32ZM65 162H67L66 160H64V163ZM72 162H73V164H77V161H76V163L74 162V160L72 159ZM78 162H79V159H78ZM90 162V163H89ZM123 162V163H124ZM128 162V161H127ZM133 162V161H132ZM144 162V161H143ZM16 163V164H17ZM27 163H26V165H27ZM39 163V162H38ZM46 163V162H45ZM59 163V162H58ZM62 163V162H61ZM83 163H81L82 165H83ZM148 163V162H147ZM147 163H144V164H147ZM165 164L167 163V162H164ZM169 163H170V161H169ZM201 163V162H200ZM199 163V164H200ZM8 164V163H7ZM6 164V167L7 166H9V165H7ZM19 164H21V166H22V164L23 163H19ZM55 165L57 164V163H54ZM54 164H52L51 163V165H52V168H53V166H54ZM122 164V163H121ZM125 164H127V163H125ZM133 164H132V166H133ZM140 164V163H139ZM199 164H198V166H199ZM15 165V164H14ZM40 165H41V163H40ZM43 165H44V162H43ZM42 165V166H43ZM48 165V164H47ZM50 165V164H49ZM59 165V164H58ZM80 165V164H79ZM78 165V166H79ZM128 165V164H127ZM129 165H130V163H129ZM128 165V167H130ZM138 161H137V164H136V166H134V167H137L138 168ZM142 165V164H141ZM167 165V164H166ZM169 165V164H168ZM188 165V167H189V163L187 164ZM195 165V164H194ZM197 165V164H196ZM24 166V165H23ZM46 166V165H45ZM64 166V165H63ZM62 165H61V168L63 167ZM84 166V165H83ZM122 166V167H121ZM125 166V165H124ZM153 167L154 168V166L153 165H150L149 164V167ZM158 166V165H157ZM160 166V165H159ZM170 166H171V164H170ZM178 166V167H177ZM180 166V167H179ZM190 166L191 167H193V165H191L190 164ZM198 166H196L197 168H198ZM10 167H12V166H9V169H11ZM15 167H17V165L15 166ZM44 167V166H43ZM49 167V166H48ZM48 167H46L47 169H48ZM56 167V166H55ZM66 167V166H65ZM74 167V166H73ZM82 167V166H81ZM80 166H79V168H81ZM134 167H133V171H134ZM139 167H140V165H139ZM143 167V166H142ZM147 167V166H146ZM156 167V166H155ZM195 166H194V169L196 168ZM18 168H20V165H19V167ZM25 168H26V166L24 167V170H25ZM27 168H28V165H27ZM36 168V169H35ZM34 168V170L35 171H39V172H37V173H40V168H39V166L37 167V165H36V167ZM57 168V167H56ZM75 168H77L75 171L77 172L79 169H78V167H76V165H75ZM84 168V167H83ZM83 168H81V170L83 169ZM143 168H145V165H144V167ZM152 168V169H153ZM157 168V167H156ZM161 168H163V167H161ZM161 168H160V171H161ZM13 169V168H12ZM21 169V168H20ZM38 169V170H37ZM45 169V168H44ZM54 169V168H53ZM68 169H66V170H68ZM85 169V168H84ZM185 169H187V170H189L188 168H185ZM5 170H6V168H5ZM15 170H18V169H15ZM24 170H23V168H22V171L24 172ZM33 170V172L35 173V171ZM43 170V169H42ZM59 170V169H58ZM63 170V169H62ZM65 170V169H64ZM66 170H65V172H66ZM70 170H73V172H74V168H72L71 167V169ZM68 171V173L66 172V173H64L63 175L64 176H66L65 174H69V172H70V175L72 174L71 172L72 171ZM138 170V169H137ZM155 169H153V170H151V171H154ZM158 170V169H157ZM165 170H166V168H165ZM164 170V171H165ZM192 170V169H191ZM1 171H2V169H1ZM1 171H0V173H1ZM12 170H10V172H11ZM19 171H21V170H19ZM19 171H17V172H19ZM29 171V170H28ZM45 171V172H44ZM43 172V176H44V174L47 172L46 171V169L44 170ZM49 171V170H48ZM60 171H61V169H60ZM83 171V170H82ZM132 171V172H133ZM136 171V170H135ZM135 171L133 172V173H135ZM160 171H159V173H160ZM164 171H162V172H164ZM169 171V170H168ZM3 172V171H2ZM6 172V171H5ZM13 172H15V171H13ZM17 172H15L14 173V175L13 176H11V177H15V179L16 178H18L15 174H17ZM25 172H27V171H25ZM32 172V174H34ZM52 172L54 173V171L52 170ZM63 172V171H62ZM75 172V173H76ZM131 172V173H132ZM139 172V171H138ZM137 172V173H138ZM147 172H149V170L147 171ZM146 172V173H147ZM158 172V171H157ZM184 172H186V170L185 171H183V174H184ZM188 172V171H187ZM51 173V172H50ZM49 173V174H50ZM74 173V174H75ZM84 173V172H83ZM152 173V176H153V172H151ZM159 173H157V174H159ZM175 173H177L176 175H175V178H179V175H178V173L179 172H176L175 171ZM191 173V172H190ZM6 174V173H5ZM25 174V173H24ZM27 174V173H26ZM28 174H29V172H28ZM56 174V173H55ZM58 174V173H57ZM60 174H62V173H59V175ZM78 174H81V171L80 172H78ZM140 174H142L141 172H140ZM149 174V173H148ZM165 174H167V172L165 173ZM188 174V173H187ZM1 176H2V173L0 174ZM12 175V174H11ZM37 175V174H36ZM35 175V177H36V179H37V176ZM47 175H48V173H47ZM70 175H68L69 177H70ZM73 175V174H72ZM71 175V178H72V180H73V178L75 177V175L74 176H72ZM82 175V174H81ZM81 175H78L79 177L81 176ZM136 175H138V174H136ZM144 175H146L145 174V171H144ZM155 175V174H154ZM162 175V173L160 174V176ZM163 175H164V173H163ZM168 175V174H167ZM172 175V174H171ZM190 174H188V176H189ZM194 175V174H193ZM192 174L190 175V177L191 176H193ZM20 176H23V173L21 172L20 173ZM19 176V177H20ZM26 176V175H25ZM25 176L24 177H22L24 180L26 179V181H27V179H28V175H27V178H25ZM49 176H51L50 178L48 177V179L50 180L51 178H52V176L53 177H55L54 175H52V173L49 175ZM78 176H76V178L78 177ZM83 176H85V174L83 175ZM82 176V181H87V180H85L84 179V177ZM147 176V175H146ZM146 176H144L145 177V180L148 178H146ZM150 176H151V174H150ZM158 176V177H154L153 176V178L154 179H156V178H158V179H156L157 181V183H154V184H157V186H158V183H160V182H158V180H160L159 178H161V177H164V176ZM185 176V178H186V175H184ZM204 176V177H203ZM7 177V176H6ZM5 177V178H6ZM31 177H32V175H31ZM39 177V176H38ZM45 177H47V176H44L43 178H41V179H43L44 181L46 180V178ZM59 177H61V176H59ZM168 176H166V178H167ZM174 177V176H173ZM5 178H4V182H3V179H2V182L3 183H8V184H10V182H9V179H6V180H8V181H6L5 182ZM33 178H34V175H33ZM45 178V179H44ZM66 178V177H65ZM70 178V179H71ZM137 178H138V176H137ZM184 178V179H185ZM192 178V177H191ZM19 179H21V178H19ZM41 179L39 180V179H37L36 181L35 180H33V179H31L30 180V177H29V179H28V182L30 183V181H34V182H37L35 185H37L38 187L39 186H41L44 182L43 181H41ZM53 179V178H52ZM60 179V178H59ZM61 179H63L62 177H61ZM60 179V180H61ZM78 179V178H77ZM93 179L91 178V183L93 184ZM135 180L134 181H136V177L134 178ZM140 179V178H139ZM154 179H152V180H154ZM180 179H183V177L182 178H180ZM225 179V180H224ZM0 180H1V177H0ZM22 180V179H21ZM21 180H19L20 181V183L19 184H21L22 182H21ZM30 180V181H29ZM38 180H39V182L41 181V183L42 184H40L39 185V183H38ZM54 180V179H53ZM56 180V179H55ZM66 181H68L69 182V178L67 179H65ZM71 180V181H72ZM79 180V179H78ZM78 180L76 181V182H78ZM80 180H81V178H80ZM133 180V179H132ZM167 180H170V177H169V179L167 178V179H165V183H164V181H163V179L161 178V181H163V183L164 184H167V183H169V181L167 182ZM171 180H173L172 178H171ZM175 180V179H174ZM190 179L188 178V180H187V178H186V180L185 181H189ZM222 180H224V181H222ZM18 181V180H17ZM48 180H46V182H47ZM63 181V180H62ZM66 181H64V182H66ZM75 180H73V182H74ZM134 181H133V184H134ZM142 181H143V178H142ZM147 181V180H146ZM148 181H149V179H148ZM146 182V184L147 183H149V182ZM175 181H178L177 179L175 180ZM192 181V180H191ZM191 181H189V182H191ZM204 181H202V182H204ZM227 181V182H226ZM1 182V181H0ZM24 182V181H23ZM49 182V181H48ZM47 182V183H48ZM53 181H51V184H52V186H53V183H52ZM63 182V183H64ZM73 182H69V183H73ZM101 182V183H100ZM141 182V181H140ZM153 182H155V181H153ZM153 182L151 181V184H153ZM178 182H180V180L178 181ZM177 182V184H179ZM188 182V183H189ZM220 182V183H221ZM2 183V184H3ZM33 183V182H32ZM47 183H45V184H47ZM50 183V182H49ZM48 183V185H50ZM58 183H60L59 181H58ZM80 183V182H79ZM95 183L93 184V186L95 185ZM102 183H104V184H102ZM132 183V182H131ZM162 183V182H161ZM175 182H173L172 181V183H170V184H174ZM180 183H182V185H178V188H177V190H179V188L181 187V186H184L183 185V182H180ZM193 183V181L191 182V184ZM197 183H198V181H197ZM201 183V182H200ZM31 184V183H30ZM29 184V188H30V186H32V185H30ZM33 184V185H34ZM45 184H43L44 186H45ZM62 184V183H61ZM60 184V185H61ZM66 184V183H65ZM73 184H75L76 185V183L74 182ZM73 184L71 185V184H67V185H69V186H73ZM83 184V183H82ZM100 184V185H99ZM136 184V183H135ZM139 184V183H138ZM145 184V182H142L141 183V185H140V187L142 186V185H144ZM151 184H149V185H151ZM153 184V185H154ZM187 184V183H186ZM195 184H196V182H195ZM219 183H217V185H218ZM223 184V185H224ZM5 185H7V184H5ZM18 185V184H17ZM24 185V183L23 184H21V186L22 187H24V188H26V187H28L27 186V182H26V187H25V185ZM33 186L34 188H36V186ZM42 185V186H43ZM48 185H46L47 186V188H49V187H51V186H48ZM59 185V186H60ZM153 185H151V189H153L154 190V188H153ZM163 184H161V186H162ZM194 185V184H193ZM208 185V184H207ZM210 185V184H209ZM223 185H218V186H215V187H218V189L217 188H215V190H219L221 187L220 186H223ZM1 187H2V185H0ZM4 186V185H3ZM21 186H19V187H21ZM59 186L57 187H54V189H52V191L54 192V190H56V188H58L59 189ZM66 186V185H65ZM68 186V188H69V191H70V189L72 188H70ZM103 186L105 187V188H103ZM132 188L134 187V186H132V185H130ZM157 186H155V187H157ZM160 186V187H161ZM169 186V185H168ZM171 186V185H170ZM174 186V185H173ZM176 186V185H175ZM189 186H190V183H189ZM189 186H188V188H189ZM224 186H226V184L224 185ZM6 187V186H5ZM4 187V188H5ZM9 187V186H8ZM21 187V188H22ZM95 187H96V185H95ZM94 187V188H95ZM101 187V188H100ZM143 187V186H142ZM141 187V189L143 190V188ZM163 187H165V186H163ZM162 187V188H163ZM177 187V186H176ZM175 187V188H176ZM186 188H187V186H185ZM185 187H184V189H185ZM195 187V186H194ZM211 187V189H210V191L211 190H213L214 188H213V186H210ZM220 187V188H219ZM248 187V188H247ZM3 188V189H4ZM16 188H17V186H16ZM23 188V189H24ZM46 188V190H47V192H48V189ZM63 188V187H62ZM73 188H74V186H73ZM76 188V187H75ZM130 188V187H129ZM128 189V191L129 190H131V192L133 191V189ZM148 188V190H150L149 188L150 187H147ZM162 188H158V189H162ZM166 188V187H165ZM168 188H172V187H168ZM198 188V187H197ZM206 188H207V186H206ZM213 188V189H212ZM223 188H225V187H223ZM2 189V188H1ZM0 189V190H1ZM20 189V188H19ZM27 189L28 188H26V192H29L30 191V193H32L33 195H34V193L32 192V188H30V190L29 191H27ZM39 189V188H38ZM41 190H44V189H42V187L40 188ZM37 190L38 192H40L41 190ZM85 189V188H84ZM93 189V188H92ZM137 189V188H136ZM140 189V191H142ZM144 189H145V187H144ZM172 189H174V188H172ZM171 189V190H172ZM181 189V188H180ZM193 189V188H192ZM200 189V188H199ZM209 189V188H208ZM222 189V188H221ZM8 190V188H6V191ZM45 190V191H46ZM50 190V189H49ZM73 191H74V189H72ZM72 190H71V195L70 196H73V198L72 199H75V198H77V197H75V195H77V191H79L78 190V188H77V191H76V194H73L72 193ZM177 190H176V192L174 191V193H177ZM182 190H183V187H182ZM186 190V189H185ZM223 190V193H224V190L226 191L227 189L225 188V189H222ZM1 191H3V190H1ZM6 191H5V194H6ZM16 191V190H15ZM36 191V193L38 194V192ZM51 191V190H50ZM58 191H60V190H58ZM74 191V192H75ZM80 191L81 192H83V190H82V186H81V189H80ZM92 191V190H91ZM139 191V190H138ZM160 191V190H159ZM162 191V190H161ZM165 191V190H164ZM163 191V192H164ZM168 191V190H167ZM170 191V190H169ZM168 191V193L169 194H171L170 192ZM188 190H186V192H187ZM192 191V190H191ZM195 191V190H194ZM209 191V190H208ZM209 191V192H210ZM221 191V190H220ZM219 191V192H220ZM4 192V191H3ZM56 192H57V190H56ZM55 192V193H56ZM84 192H87V191H84ZM130 192V191H129ZM130 192V193H131ZM134 192H135V190H134ZM146 192H148L149 193V191H145V193ZM162 192V193H163ZM180 192H181V190H180ZM184 192V191H183ZM183 192H181L182 194H183ZM186 192H184V193H186ZM196 192V191H195ZM209 192H208V195H209ZM214 192V191H213ZM218 192V193H219ZM41 193V192H40ZM43 193V192H42ZM60 193H62L61 191H60ZM79 193V192H78ZM152 193V192H151ZM158 193V192H157ZM173 193V192H172ZM174 193H173V195H174ZM180 193V195H182ZM188 193V192H187ZM201 193V192H200ZM215 193V192H214ZM217 193V192H216ZM215 193V194H216ZM217 193V194H218ZM221 193H222V191H221ZM1 194V193H0ZM4 194V193H3ZM9 194V193H8ZM17 194H19V193H17ZM28 194V193H27ZM27 194H24V195H27ZM43 194H45V192L43 193ZM53 193L51 192V194L49 193V195H52ZM73 194V195H72ZM82 194V193H81ZM132 194H133V192H132ZM137 194V193H136ZM153 194V193H152ZM190 195H195V193H193V194H191V193H189ZM189 194H187V195H189ZM199 194V193H198ZM205 194H207V191H206V193ZM211 194V193H210ZM213 194V193H212ZM214 194V195H215ZM29 195L30 194H28V196L27 197H25V200H26V202H27V198L29 197ZM46 195V194H45ZM47 195H48V193H47ZM49 195H48V197H46L47 199H49ZM55 195H57V194H54V196ZM92 195V196H91ZM127 195V196H126ZM131 195V194H130ZM135 195V194H134ZM141 195H142V192H141ZM146 195V194H145ZM144 195V193H143V196H145ZM155 195H156V193H155ZM158 195H159V193H158ZM162 195V194H161ZM164 195V194H163ZM162 195V196H163ZM166 196H167V193L165 194ZM172 195V196H173ZM178 195V194H177ZM177 195L175 194V198H178L177 197ZM218 195H220V194H218ZM7 196V195H6ZM11 195L9 194V197H8V200L9 199H11L10 201H13V198H14V200H16L15 199V197H13V198H11L10 197ZM37 196V195H36ZM38 196H39V194H38ZM53 196V197H54ZM60 196V195H59ZM62 196V195H61ZM80 196V195H79ZM149 196V195H148ZM147 196V197H148ZM152 197H153V195H151ZM179 196V195H178ZM197 196V195H196ZM200 196V195H199ZM198 196V197H199ZM211 196V195H210ZM223 196V195H222ZM31 197V196H30ZM35 197V196H34ZM42 197V198H41ZM41 197H39L40 198V200L39 201H42V199H45L46 200V198H44L45 196H42L41 195ZM146 197V196H145ZM145 197H142L141 196V199L139 198L138 200H142L143 201V198H145ZM158 197V196H157ZM157 197H155V198H157ZM161 197V196H160ZM168 197V196H167ZM169 197H171V195H169ZM188 197V196H187ZM203 197V196H202ZM211 197H213V195L211 196ZM224 197V196H223ZM31 198H33V197H31ZM38 198V197H37ZM55 198H57L56 196H55ZM131 198V197H130ZM150 200H154V198L153 199H151V197H148ZM159 198V197H158ZM164 198V197H163ZM166 198V197H165ZM180 198V197H179ZM182 198V197H181ZM191 198H193V196L191 197ZM208 198V197H207ZM2 199H5L7 202L5 203V204H7V206H8V203H9V201L7 200V198L5 197L4 198V195H3V197H1V201H3V202H0V206H4V204L2 205V203H4L5 201L4 200H2ZM53 199V202L52 203H54V198H52ZM60 199V198H59ZM72 199H69L70 200V202L72 201ZM77 199H79V198H77ZM82 199V198H81ZM86 199V198H85ZM147 199V198H146ZM145 199V201H147ZM160 199V198H159ZM185 199V198H184ZM202 199V198H201ZM212 199V198H211ZM214 199V198H213ZM224 199V198H223ZM57 200V199H56ZM64 200H66V199H64ZM69 200H66V201H69ZM133 200H134V197H133ZM160 200H162V199H160ZM168 200H170V201H174V200H172V199H168ZM167 200V201H168ZM181 200V199H180ZM188 200V199H187ZM192 200V199H191ZM190 200V201H191ZM205 200H206V198H205ZM216 200V199H215ZM221 200H222V198H221ZM242 200V201H241ZM18 201V200H17ZM16 201V202H17ZM29 201H30V198H29ZM28 201V202H29ZM33 201H34V199H33ZM44 201V200H43ZM50 201H52L51 200V196H50ZM75 201V200H74ZM79 201H80V199H79ZM141 201V202H142ZM163 201V200H162ZM164 201H166V199H164ZM167 201H166V203H164V205L165 204H168V206L170 205L169 203H171L170 201L167 203ZM183 201V200H182ZM204 201V200H203ZM219 202H221L220 201V198H219V200H218ZM240 201V202H239ZM15 202V201H14ZM46 202V201H45ZM44 202V203H45ZM48 202H49V200H48ZM85 202V201H84ZM177 203L178 202H180V201H176ZM195 202V201H194ZM217 202V201H216ZM216 202H214V203H216ZM12 203V205H15V208L17 207V209H19V208H21V207H19L18 206V204L16 203V204H14L13 202H11ZM24 203L25 202H23L22 204V207L24 206ZM30 203V202H29ZM29 203H27L29 206H30V208H32L33 206L32 205H30ZM32 204H33V202H31ZM41 203V202H40ZM39 203V204H40ZM43 203V202H42ZM41 203V204H42ZM68 203V202H67ZM72 203H74V202H72ZM72 203H69V204H71L72 205ZM133 203V202H132ZM140 203V202H139ZM146 202H144V204H145ZM148 203L149 202H147V205H148ZM150 203H152L150 206H152L153 204H155V201H153V202H151L150 201ZM163 203V202H162ZM186 205H187V203H186V201L184 202ZM188 203H189V201H188ZM193 203V202H192ZM201 203H202V201H201ZM204 203V202H203ZM240 203V204H239ZM26 204V203H25ZM40 204V205H41ZM51 204V203H50ZM58 204H60V202L58 203ZM66 203H64V205H65ZM84 204V203H83ZM82 204V205H83ZM134 204V203H133ZM135 204H136V206H138V201H137V203L135 202ZM156 204H157V200H156ZM155 204V205H156ZM184 205L185 206V204H183L182 202L179 204V205ZM198 204V203H197ZM207 204V203H206ZM208 204H211V203H209L208 202ZM9 205H11V204H9ZM17 205V206H16ZM46 204H44L43 206H45ZM57 205V204H56ZM63 205V204H62ZM130 205V206H129ZM146 205V204H145ZM144 205V206H145ZM161 205V204H160ZM174 205L175 204H173V209H174ZM190 205V204H189ZM188 205V206H189ZM196 205V204H195ZM221 205H223L222 204V202H221ZM6 206V205H5ZM6 206V207H7ZM28 206V207H29ZM46 206H48V205H46ZM45 206V207H46ZM87 206V205H86ZM158 207H159V205H157ZM177 206H178V204H177ZM184 206L182 207V208H184ZM187 206V207H188ZM191 206V205H190ZM199 206V205H198ZM6 207H5V210H6ZM9 207V206H8ZM12 207V206H11ZM10 207V208H11ZM19 207V208H18ZM40 207V206H39ZM44 207V208H45ZM66 207H68L67 205H66ZM70 207V206H69ZM73 207V206H72ZM138 207H141V203L139 204V206ZM153 207V206H152ZM151 207V208H152ZM170 207H171V205H170ZM186 207V208H187ZM204 207V206H203ZM210 207V206H209ZM211 207H212V205H211ZM213 207H214V205H213ZM220 207V206H219ZM223 207V206H222ZM240 207V208H239ZM8 209V210H6L7 212L10 210L11 211V209ZM14 208V209H15ZM25 208H27V207H23V211H26V209ZM40 208H42V205H41V207ZM43 208V209H44ZM52 208H53V205H52ZM58 208V207H57ZM63 208V207H62ZM61 208V209H62ZM124 208V209H123ZM129 208H131L130 210H129ZM142 208H143V206H142ZM150 208V207H149ZM157 207L155 206V207H153L151 210H156L157 211V209H160L161 208V206L159 207V208H157ZM163 208H164V210H166L167 209V212H168V208H167V206H166V209H165V207L163 206L161 209V212L164 214V210H163ZM181 208V207H180ZM186 208L184 209L185 211H186ZM198 208V207H197ZM214 208H216V207H214ZM33 209V208H32ZM50 209V208H49ZM56 209V208H55ZM61 209H58V210H54V211H59V210H61ZM124 210V211H122V210ZM138 209V208H137ZM141 209V208H140ZM143 209H146V206H145V208H143ZM143 209H142V211H141V213L142 212H145V210L143 211ZM176 209V211L177 212H179V210H177V208H175ZM198 209H200V208H198ZM203 209V208H202ZM232 209H234V208H232ZM236 210L237 211V213H239V210ZM2 210V211H1ZM22 210V209H21ZM20 210V211H21ZM29 209H27V211H28ZM31 210V209H30ZM34 210V209H33ZM33 210H32V212H33ZM42 210V209H41ZM40 210V211H41ZM53 210V209H52ZM69 210V209H68ZM71 210L72 209H70L69 211L71 212ZM74 210H75V206H74ZM119 210H121V212L119 211ZM127 211V213H126V211ZM134 210H135V208H134ZM134 210H133V212H134ZM151 210H148V207H147V212H149L150 213V211ZM170 210H172V209H170ZM181 210V209H180ZM183 210V209H182ZM204 210V209H203ZM203 210L201 211V209H200V211L203 213ZM217 210V209H216ZM215 210V211H216ZM241 210H244V212L243 211H241ZM14 211H17L16 209L14 210ZM19 211V210H18ZM20 211L18 212V213H20ZM63 211V209L60 211V212H62ZM139 211V212H140ZM174 211V210H173ZM173 211H171V212H173ZM175 211V212H176ZM199 211V210H198ZM199 211V212H200ZM215 211L213 210L212 212H214V214H215ZM218 211H219V209H218ZM0 212H3V209H1L0 208ZM7 212H6V214H7ZM30 211H28V213H29ZM35 212V211H34ZM46 212V210H42L40 213H45ZM70 212H69V214H70ZM76 211H74V213H75ZM78 212V211H77ZM90 212V211H89ZM122 212H125L124 214L122 213ZM132 212V213H133ZM135 212H137V210L135 211ZM147 212H145V213H143L144 214V216L146 215V213ZM152 212V211H151ZM158 212H160V211H158ZM166 211H165V213H167ZM183 212V211H182ZM189 212V214L191 215L192 214V212L190 213ZM205 212V211H204ZM220 212V211H219ZM222 212V211H221ZM235 211H233V213H234ZM247 212V213H246ZM4 213V212H3ZM2 213V214H3ZM15 212H9V215L10 214H14ZM17 213V212H16ZM15 213V214H16ZM21 213H23L22 214V216H24V214H25V212H21ZM20 213V214H21ZM38 214L39 216L41 215L42 216V214ZM73 213V212H72ZM71 213V214H72ZM79 213V212H78ZM77 213V214H78ZM115 213V214H114ZM130 214V215H133V214ZM149 213H148V215H146V216H149ZM153 213H155V212H153ZM152 213V214H153ZM157 213V212H156ZM201 213V214H202ZM1 214V213H0ZM1 214V215H2ZM14 214V215H15ZM19 214V215H20ZM26 214H27V212H26ZM30 214H32L31 212L29 213V215ZM45 214H47V212L45 213ZM59 214V213H58ZM64 213H62V218L64 219V217H66V216H64L63 215ZM77 214H76V218H78L77 217ZM92 214V215H93ZM124 216H123V215ZM135 214H137V215H135ZM134 215L135 216H138L139 214L138 213H135ZM169 214H170V211H169ZM172 214V213H171ZM174 215H175V213H173ZM188 214V213H187ZM213 214V215H214ZM229 214V213H228ZM0 215V216H1ZM9 215H6L7 217H9ZM19 215H17L16 214V217H18ZM38 215H36L35 214V216L34 215H31V217H30V220H29V223L28 224H30V221L32 222V220H31V218H32V216H34V218H33V221L35 220V217L37 218V216ZM79 215H80V213H79ZM91 215V216H92ZM117 215V216H116ZM141 215V214H140ZM160 215H161V213H160ZM165 215L167 216V214H164V216L162 217V218H165ZM176 215H178L179 216V214H176ZM180 215H181V213H180ZM184 215H185V212H184ZM184 215H182V216H184ZM211 215V214H210ZM215 215H217V219L219 218L218 217V212H217V214H215ZM214 215V218L216 217ZM221 215V213L219 214V216ZM222 215H224V212H223V214ZM221 215V216H222ZM224 215V216H225ZM4 216V215H3ZM6 216H4V217H6ZM11 216H13V215H11ZM10 216V217H11ZM22 216H20L21 218H22ZM27 216V215H26ZM38 216V217H39ZM60 216V215H59ZM60 216V217H61ZM74 216V215H73ZM143 216V215H142ZM170 216V215H169ZM187 216V215H186ZM199 216H200V220H204V219H206V218H204V219H202V217H204L203 215H202V217H201V215L199 214ZM220 216V217H221ZM2 217V216H1ZM3 217V218H4ZM9 217V218H10ZM13 217H15V216H13ZM43 217H44V215H43ZM45 217H46V215H45ZM44 217V218H45ZM48 217H50L49 216V214H48ZM94 217V218H95ZM134 218V216H131V218ZM139 217V216H138ZM153 217H154V214H153ZM153 217H151V216H149V217H147V218H153ZM161 216H159L158 217V221H160L159 220V218H160ZM173 217V216H172ZM176 217V216H175ZM190 217V216H189ZM242 217V218H241ZM3 218H1V219H3ZM8 218V220L6 221V222H9V221H12V220H10V219H13V218H10L9 219ZM20 218V219H21ZM40 218V217H39ZM39 218H38V221H42V219H40L39 220ZM50 218H52V217H50ZM61 218V219H62ZM70 218L72 219V216H70L69 217V219L68 218H66V219H68V220H66V221H68V222H66L67 224H70ZM75 218V219H76ZM80 219H81V217H79ZM85 218H87L86 216H84V220H86ZM143 218V217H142ZM146 218V217H145ZM168 218V217H167ZM178 218V217H177ZM181 218V217H180ZM179 218V219H180ZM184 217H182L181 219H183ZM213 218V217H212ZM243 218H245V219H243ZM15 219V218H14ZM13 219V220H14ZM19 219V221H21ZM26 219H27V217H26ZM47 219V218H46ZM90 218L88 217V220H89ZM134 219H136V217L134 218ZM154 219V218H153ZM169 219V218H168ZM168 219H164L165 221L167 220L168 221ZM171 219V218H170ZM175 219V218H174ZM174 219H173V221H174ZM178 219V220H179ZM187 219L189 220V218L187 217ZM197 219H199V218H197ZM211 219V218H210ZM17 220V219H16ZM24 220V219H23ZM138 220V219H137ZM140 220H141V218H140ZM139 220V222H140V226L142 227L143 225H142V223H141V221ZM143 220V219H142ZM163 220V219H162ZM176 220V219H175ZM186 220V219H185ZM185 220H182V221H185ZM18 221V220H17ZM17 221H15L16 223H17ZM36 221H37V219H36ZM43 221L45 222V219H43ZM43 221L41 222L42 224H43ZM62 221V220H61ZM64 221H65V219H64ZM72 221V220H71ZM81 221V220H80ZM87 221V220H86ZM94 221H95V219H94ZM124 221V222H123ZM136 221V220H135ZM134 221V222H135ZM156 221V222H155ZM182 221H181V223H182ZM198 221V220H197ZM206 221V220H205ZM211 221V222H210ZM1 222V221H0ZM14 222V221H13ZM12 222V225H15V226H12L11 224H7V227L9 226V225H11L12 226V228H14V227H16L17 225L16 224H14ZM24 222H25V220H24ZM23 222V223H24ZM26 222H28V221H26ZM49 223L50 221L49 220H47L45 223ZM54 222V221H53ZM63 222V221H62ZM73 222H74V220H73ZM73 222H71V223H73ZM78 222V221H77ZM85 222V221H84ZM97 222V221H96ZM95 222V223H96ZM116 224H115V223ZM129 222H131V223H129ZM143 222V221H142ZM147 222V223H146ZM161 222H163V221H161ZM171 222V221H170ZM177 222H179V221H177ZM187 222H189V221H187ZM22 223V224H23ZM33 224L35 223V221L34 222H32ZM83 223V222H82ZM89 223H91V224H93L92 222H88V224H87V222L86 223H84V224H87V226H85L84 225V229H85V227H88V225L90 226V224ZM136 223V222H135ZM149 223V224H148ZM186 223V222H185ZM195 223V224H194ZM197 223L199 224L198 226H197ZM202 223H203V221H202ZM21 224V225H22ZM26 224V223H25ZM33 224H32V226H33ZM35 224H37V222L35 223ZM39 224H40V222H39ZM39 224H38V227H39ZM50 225H51V222L49 223ZM56 224V222H54V228H55V225ZM74 224V223H73ZM79 225H80V223H78ZM111 224V225H110ZM180 223H178L177 225L176 224H173V226L174 225H176V226H178ZM183 224L184 223H182V225L181 226H183ZM205 224V223H204ZM203 224V225H204ZM31 225V224H30ZM77 225V224H76ZM103 225V224H102ZM139 225L138 223L137 224H135V227H137V226ZM185 225V224H184ZM187 225V224H186ZM26 226H27V224H26ZM25 225H24V227H26ZM43 226V225H42ZM41 226V227H42ZM47 226V225H46ZM53 226V225H52ZM58 226H59V224H58ZM63 226V225H62ZM66 226V225H65ZM68 226V225H67ZM111 226V227H112ZM113 226V229H115V227ZM139 226V227H140ZM176 226H175V228H176ZM181 226H178V227H180V228H185L184 226L183 227H181ZM202 226V225H201ZM200 226V227H201ZM205 226V225H204ZM203 226V227H204ZM243 226V227H242ZM245 226H246V229L245 230H248L247 231V234H246V232H245V230H244V228H245ZM18 227H20V224H19V226ZM31 227V226H30ZM34 227H37V226H35L34 225ZM37 227V228H38ZM73 227V225L71 226V228ZM78 227V226H77ZM92 227H93V225H92ZM99 227V226H98ZM103 227H104V225H103ZM11 227L9 228V229H11V230H13ZM28 229H30L29 228V226L27 227ZM27 228L25 229L26 231H28L27 230ZM33 230H35L33 227H31ZM43 228V227H42ZM52 229V228H50V230L52 231V230H56V231H58L60 228H58V229ZM61 228H63V227H61ZM70 228V227H69ZM75 228V227H74ZM73 228V229H74ZM100 228V227H99ZM106 228H109L110 229V227H106ZM147 230H146V229ZM188 228V227H187ZM1 229V228H0ZM15 229H17V228H15ZM39 229V228H38ZM38 229H36L37 231H38ZM45 229V228H44ZM48 229V228H47ZM65 229H67V228H65ZM84 229H79L78 228V230H84ZM89 229H91V226L89 227ZM88 229V230H89ZM102 229V228H101ZM141 229V228H140ZM242 229L244 230V231H242ZM7 230H8V228H7ZM10 230V231H11ZM18 231L20 230V228L19 229H17ZM22 230V229H21ZM33 230H29L28 232H31V231H33ZM40 230H43V229H40ZM62 230V229H61ZM68 230H70V229H68ZM75 231H78V230H76V229H74ZM97 230V229H96ZM105 231H107L106 229H104ZM112 230V229H111ZM171 230V229H170ZM175 230V229H174ZM174 230H173V232H174ZM24 231V230H23ZM23 231H21L22 232V235L25 233V231H24V233H23ZM56 231H52V232H54V234H51V236H53V235H55L56 236V234H57V236H56V238H59V232L58 233H56ZM65 231V230H64ZM74 231V232H75ZM90 231H92V229L90 230ZM122 231V232H121ZM136 231V232H135ZM166 231H168L167 232V234L165 235V237L166 236H168V238H163L164 236V234L166 233ZM176 231V230H175ZM179 231V230H178ZM2 232H3V230H2ZM9 232V231H8ZM14 232H16V230H14ZM20 232V231H19ZM28 232H26V233H28ZM35 231H33V232H31V233H34ZM93 232V231H92ZM109 232V231H108ZM108 232H107V234H108ZM118 232V233H119ZM135 232V233H134ZM150 232H148L149 234H150ZM184 232V231H183ZM249 232V233H248ZM11 233V232H10ZM10 233H8V234H10ZM30 233V234H31ZM38 234H40V232L38 231L37 232ZM44 233V232H43ZM62 233V232H61ZM60 233V234H61ZM67 234V236H66V234ZM77 233V232H76ZM86 233V231L84 230V232H79L78 234H75V243H74V240H73V238H72V234L70 233H68V232H63V235H61V236H63V237H60V241H61V243L63 242L62 241V239H64V238H68L70 235H71V239L73 240V249H74V251H75V255H77V256H80V259H78V263H77V261H76V259L74 260V258H75V255L73 256L74 258L71 260L72 261V263H70V264H75V262H76V264H91V262H88V261H93L92 263L93 264H108L109 262H107V260H106V257L105 256H101V255H99V253H98V250H97V252H96V249L95 248H97L98 249V247H94V249L95 250H93V249H90V247L88 248V247H86L85 248V244L87 243V241H86V243L84 244V241H82V239H84L83 237H84V234ZM96 233V232H95ZM98 233H100V232H98ZM98 233H96V236L98 235ZM102 233V232H101ZM119 233V234H120ZM133 233H134V235H133ZM5 234H6V232H5ZM8 234H6L7 236H8ZM17 234H18V232H17ZM35 234H36V232H35ZM47 234V233H46ZM45 234V235H46ZM93 234H94V232H93ZM92 234V235H93ZM105 234V233H104ZM106 234V235H107ZM176 234V233H175ZM178 234H180V233H178ZM254 234H256L255 236H253ZM3 235H4V233H3ZM21 235V236H22ZM49 235V234H48ZM69 235V236H68ZM74 235V234H73ZM141 235V234H140ZM182 235V234H181ZM6 236V237H7ZM20 236V237H21ZM25 236V235H24ZM27 236V237H26ZM25 236V238H29L28 236H30V235H26ZM41 236V234L38 236V237H40ZM65 236V237H64ZM94 236H95V234H94ZM95 236V237H96ZM134 236H135V238H137V236H138V238H137V241L136 240H134L135 238H134ZM20 237H19V239H20ZM32 237V236H31ZM54 237V236H53ZM82 237V238H81ZM98 237L99 238H97V239H100V236L98 235ZM123 237V238H122ZM142 237H143V241L141 240L142 239ZM154 237H157V238H155L154 240H156L157 241V239H158V237H161L160 238V241H162V242H158L159 244H163L164 242V244L162 245V247H163V250H161V252H159V249H155L154 251H153V254L155 253V251L157 252V253H159V254H157V253H155V254H157V256L158 257H155V258H153L152 259V257H154V255H152L151 256V254H152V252L147 248L149 245L148 244H151V241L153 242V238ZM9 236H8V243H9ZM22 238V237H21ZM24 238V237H23ZM36 238V237H35ZM42 238V237H41ZM41 238H39V239H41ZM44 238V237H43ZM49 238V237H48ZM47 238V239H48ZM56 238H54L55 240H58V239H56ZM88 240H89V238L90 237H86ZM103 238V237H102ZM109 238V237H108ZM151 238V239H150ZM171 239V241H168V239ZM32 239V238H31ZM39 239H38V241H39ZM47 239L45 238V240L44 241H47ZM49 239H52V237H50ZM69 239V238H68ZM96 238H94V240L93 241H97V242H93L92 241V243H95V244H97V245H99V242H98V240H97ZM114 239H116L115 237H114ZM145 239H147V241H145ZM163 239V240H162ZM169 239V240H170ZM186 239V238H185ZM6 240H7V238H6ZM25 240H27V239H25ZM28 240H30V239H28ZM33 241H34V239H32ZM36 240V239H35ZM53 240V239H52ZM51 240V241H52ZM54 240V241H55ZM65 240H67V239H65ZM110 240H112V238L110 237ZM118 240V241H119ZM165 240V241H164ZM49 241V240H48ZM59 241V240H58ZM71 241V240H70ZM91 241V240H90ZM89 241V242H90ZM100 241V240H99ZM108 241H109V239H108ZM145 241V242H144ZM21 242V241H20ZM30 242L33 244L34 242H32L31 240H30ZM53 242V241H52ZM68 243H70L69 241H67ZM89 242H88V244H89ZM111 242V241H110ZM157 242H153V245H155ZM167 242V243H166ZM28 242L26 241V244H27ZM31 243H28L29 245H28V250L27 251H29V248L30 247H34V246H30V244ZM40 243V242H39ZM44 243V242H43ZM47 243V242H46ZM67 243V244H68ZM100 243H103V241L101 240L100 241ZM104 243H105V241H104ZM118 243V244H117ZM148 243V244H147ZM169 243H171L173 246L171 247L170 245L171 244H169ZM10 244V243H9ZM42 244V243H41ZM41 244H38V245H41ZM55 244V243H54ZM88 244H87V246H88ZM148 246H147V245ZM168 244V245H167ZM34 245L36 246V249H34V250H36L37 251V244L36 243H34ZM45 245V244H44ZM53 244H51V246H52ZM57 245V246H56ZM58 245H60L59 243L58 244H55V246L57 247V249H55V251L56 250H60L61 251V249H63V248H61V249H58L59 247H58ZM81 245H84L83 247L81 246ZM90 245V244H89ZM94 245V244H93ZM97 245H95V246H97ZM114 245V246H113ZM152 245V244H151ZM150 245V247H151V250H152V246ZM161 245H159V246H161ZM164 245H166L167 247H169L170 246V248L168 249V251H167V248H166V246L164 247ZM188 245V246H187ZM60 246H63L64 247V245L62 244V245H60ZM91 246V245H90ZM100 246H102V245H100ZM53 247L54 246H52V249H53ZM70 247H71V245H70ZM157 247V246H156ZM187 247V248H186ZM42 248V246L41 247H39L38 248V251H39V249H41ZM69 248V247H68ZM92 248V247H91ZM103 248V249H104ZM157 248H159V247H157ZM164 248H166V250H164ZM25 247H23V251L25 252ZM43 249V248H42ZM51 249V250H52ZM53 249V250H54ZM99 249H100V247H99ZM103 249H101L102 250V252H104V251H106V250H104L103 251ZM154 249V248H153ZM171 249H172V251H171ZM30 250H31V248H30ZM67 250H69V249H67ZM101 250H99V251H101ZM27 251L25 252V253H27ZM42 251V250H41ZM149 251V252H148ZM30 252V251H29ZM62 252V251H61ZM68 252H72V251H68ZM150 252H151V254H150ZM31 253V252H30ZM29 253V254H30ZM37 252H35V255H36V257H37V254H36ZM41 252L39 251V254H40ZM57 253L59 254V251H57L56 252V255H57ZM64 253V252H63ZM110 253V254H111ZM44 254H46L47 255V252L45 251V253ZM44 254H42V255H40V256H42V258H43V255ZM71 254V253H70ZM107 254H108V251H107ZM109 254V255H110ZM161 254V255H160ZM25 255H28V254H25ZM52 255H53V253H52ZM51 255V256H52ZM105 255V254H104ZM112 255V254H111ZM117 255V256H118ZM31 256V255H30ZM29 255H28V257H30ZM33 256H34V254H33ZM48 256V255H47ZM53 256H55V255H53ZM76 256V258H78ZM156 256V255H155ZM35 257V256H34ZM60 257V256H59ZM70 257H71V255H70ZM69 257V258H70ZM113 257V256H112ZM114 257H115V255H114ZM46 258V256L44 255V259ZM55 259H57V257L55 256L54 257ZM116 258V257H115ZM197 258H200L199 260L197 259ZM35 259H38V258H34V261H35V264H36V262H37V260H35ZM44 259H42V260H44ZM54 259V260H55ZM62 259V258H61ZM40 260H41V257H40ZM40 260H38V262L39 263H43V262H45V261H47V260H45V261H40ZM59 260V259H58ZM63 260H65L64 258H63ZM116 260V259H115ZM56 262H54L55 264H57L58 263V261L57 260H55ZM61 261V260H60ZM190 261H192L191 263H190ZM201 261H202V263H201ZM38 262H37V264H38ZM62 262V261H61ZM65 261H63V263H64ZM67 262V261H66ZM115 262V261H114ZM117 262L119 263V261L117 260ZM200 262V263H199ZM46 263V262H45ZM53 263V264H54ZM62 263V264H63ZM113 263V262H112ZM111 263V264H112ZM47 264V263H46ZM65 264V263H64ZM68 264V263H67ZM114 264H116V263H114Z\"/></svg>", "mask_w": 264, "mask_h": 264}]
</instances>
